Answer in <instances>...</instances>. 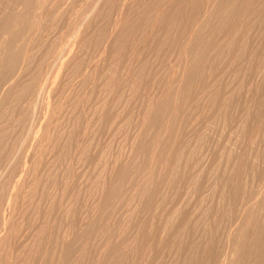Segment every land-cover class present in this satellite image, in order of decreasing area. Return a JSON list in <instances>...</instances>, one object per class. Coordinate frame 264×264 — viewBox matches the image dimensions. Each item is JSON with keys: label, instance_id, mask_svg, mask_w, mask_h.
<instances>
[{"label": "rangeland", "instance_id": "374dc122", "mask_svg": "<svg viewBox=\"0 0 264 264\" xmlns=\"http://www.w3.org/2000/svg\"><path fill=\"white\" fill-rule=\"evenodd\" d=\"M0 1H1V2H0V15L3 17V18H1V16H0V23H1V22H3V21H1V20L4 19V17L6 18L7 15H9L8 12L11 13V10H12V9H11V7H8V6L11 5V4H9V3L13 2L14 0H12V1L10 0L11 2L8 0L9 3L6 2L7 0H5V1L0 0ZM15 1H16V0H15ZM15 1H14V2H15ZM69 1H70V2H69ZM71 1H72V3H74V1H76V0H68V2H67V0H65L66 5L68 4V5H67V8H68V6H70V9H71V8H73V9L68 10L69 8L67 9V8L65 7V2H62L61 6H59L60 9L58 8V9H59V12L65 10L64 12L69 13V14H68V17L70 16V17H69V18H71L70 20L68 19L67 14H65L64 12H61V13H62V14H61V13L57 12V11H58V10H57V11H54L55 13H53V11H52L51 9H49V8L53 5L54 0L52 1V5H51V6H50V4L48 5V11H47V15H48V17H47V15H46L43 19H41V20H43V22L45 21V19H46L47 22H49V20L52 19V22H51V23L54 22V24H55V21H58V22H56V24H60V28H62L63 30L60 29V28L57 29V28L59 27V25H58L57 28H56V25H54V24L51 25V23L49 22L50 24L48 23V25H50L51 31H52L53 28H55L56 30H53L52 32H51V31H50V32L47 31L48 33H50V34H48V33H46L47 27H46V26H42V25L44 24L42 21H41L42 25H40V21H39V23H38V24H39V27L36 26V32L34 33L35 35H34V34H33V35L30 34V35H31L32 37H33V36H34V37L36 36V38H34V39H37V35H38V38H39V35L41 34V30H38V29H42V28H43V29H42V31H43L42 33H44V31H45L44 35L47 34L46 37L43 36V34H41L42 37H43L44 39H45V38H46V39L48 38L51 44H53L52 42H55V41H58V40H62L63 42L60 41V42H61L60 44H62L61 46H63V45L65 44V43H64V39H65V41H66V40L68 41L67 38L70 37L69 34H71V31H70V33H68V31H69L71 28H72L71 30H73V25H74L75 22L78 20V18H80L81 16H83L85 12H87V11H91L90 9H93L92 6H94L93 2H91L92 5L90 6L89 3H87L88 0L86 1L87 4L85 5V6L88 7V8H85V6H84V2H85V0H82V1H83L82 4L80 3L81 0H79L80 2L77 0L78 3H77V1H76L77 4H75V3L73 4V5H75V6H73L72 4L69 5V4L71 3ZM90 1H91V0H90ZM90 1H88V2H90ZM107 1L109 2L110 0H107ZM116 1H117V0H116ZM144 1H146V0H143V2H144ZM149 1H151V2H149ZM149 1L147 0L146 2H144L145 5L142 4V3H143L142 0H141V1H140V0H134L135 3L132 1V3H131L130 6H132L133 8H137L136 12L134 13L135 15L133 14V8H132V7H129L130 9H128V7H127V10H128L127 12H129V14L125 11L126 13H125V12H124V13H125L126 15L123 14V15L121 16L123 21H120L122 24L120 23L119 28H120L121 30L123 29L122 32H123V34H124V31L128 32L129 29H130V31L133 30L132 28H129V27H133V25L137 26V25L141 24V22H144L145 25H144L143 23H142V24L146 27V23L148 22L147 25L150 23V24L148 25L150 29H149V30H148V29H144V26H142V24L139 25V26H141L142 29H143V31H142V29H140V30L138 29V30H137L139 33L142 31V32H141L142 35H141V34H139V33L135 30V29L140 28V27L138 26L137 28H135V26H134V31H133V32H130V31L128 32V34H129V33H133V35L130 34V35L133 36L132 39H130L132 36H129L128 34H124V35H123V36H126V37H123V36L121 35V36L123 37V38H122V37L120 36V34H119V33H122L121 30H117V32H118V37H119V36H120V37H119V38L117 37V35H116L117 32H116V34H115V35H116V36H115L116 39L114 38V41H115V40L117 41V45H114V44H116V41H115V42L113 41V44H112V46H111V49H112L113 51H112L111 55L109 56L110 58L107 57L108 59H105L106 61L108 60L107 63H106V61H104L103 63L100 64V62H102L103 59L101 58L100 55H98L99 53H98V52L95 53V51H96L97 48H99V46H100L99 43H100V42L102 43V41H103V40H101V39H97V37H98V38H104V37L106 36L107 33H108L107 35H109V33H110L111 29H112L111 26H112L113 22H114L115 20H117L118 17H119V15H118L117 12H116L117 9H115V7L117 6V4H116V2H114V0H111V1H110V3L112 2V5H111L110 3H108V2L104 3V5H100V6H102V7H99L98 10H100V9H101V11L104 10L103 12H101V11H100V12H95V11H98L97 9L94 10V11L92 12V14H93L92 16L95 15L96 17H99L98 14H100V13L103 14V13H105V12L107 13V12L110 11V10H109V7H110V8L112 7L111 11H110L107 15H106V14H104V15H101V14H100L101 17H99L100 20H102V22H104V24H105V22H106V25H104V26H107L106 28H108V30L105 29V27L102 25L103 23H101L100 21H97V20H99V19L96 20V17H91V19H92V20H91L92 23L90 22V23H91L90 28H92V27L94 26V27L92 28V31L90 30V28L88 29V30L90 31V33H88V31H87V34H89V35H87V37H85V40H84V42H82V44H79V45H78V44H74V45H75L74 47H77L76 50L81 48V50H78V51H80L81 53H84L85 55H84V54H81L80 52H79V54H80L82 57H83V56H84V57L87 56V57H86L87 60H86V59H85V60H84V59H80V61H79V58H78V57H75V56H79L80 58H81V56L78 55V54L76 53V51H75L76 54L74 53V54H75V55H74V61H73L74 63L72 62V64H74L73 67H75V65H76L75 62H77V63L80 62V64L82 65V60H84V61L86 62V63H85V65H86L88 61H90V63H91V60H92V63H94L95 61L98 62V60H99L100 58H101L100 61H99V65H100V66H99V68H98L99 71H100V70H103V69H104L103 66H104V67H105L104 70L107 72V70H108V66L110 65V62H112V63H111V66L114 65V67H116V68H118V67L120 66V64H121V68L119 67L120 70H119V68L116 69V72H117V70H118L119 73L117 72V73L115 74V72H114L115 68H114V67L109 66V67H110L109 69L111 70V68H112L111 71H112V73H114V75H116V76L120 74V71H122L123 68H124V69H128V70H125V71H124V69H123V71H124V78H125V75H126V71H129V72L132 73V74L134 73V74L132 75V78H133L134 75H135L134 78H136L137 81H136V82L133 81V87H132L133 89H132V90H134L137 94L133 91V92H131V94L128 95V93H126V92H127V89L124 88V87H122V88L119 89L118 91H117V90H113V92H112V94H111V95H112V96H111V97H112L111 100H110V98L107 99V98H106V97H107V96H106V93H104V92H105L106 88L108 87L107 85H108L109 83H108L107 85H104V86H103V89H101L102 86H101V88H100L99 86H100V83H101V85H103L104 82L107 81L108 78H111V77H112V79H113V76H114V75L111 74V72H107V73H110L109 76H108V74H106V72H105V74H104V70L101 71V72H102L101 74H100V72L98 73L100 76L97 75V73H96V74H94V73H93V74H92V73L87 74V76L90 75V77H89L90 79H92V80H93V79L96 80V81H92V82H91V80L88 81L89 78L86 79L87 76H86V77L84 76L85 79H84V77H83V78H80V77L76 76V78L78 77V78L76 79V80H77V83H78V84H77L78 86L75 85L76 87L73 85L74 83L76 84V82H74L75 79H74V80L72 79V80H73V83H72V80L70 79L71 77L73 78V77L75 76V75H74L75 72L71 71V73H73L72 76H71V73H70V76H69V74H68V75H66V76L64 77V79H63V80H64V83H63V81H62V82H61V83H62L61 85L66 84L67 86H66V85L61 86V88L66 86V87H65L66 90H63V88H62L61 90H63L64 92L66 91V92H65V93H64L63 91H62V92H59V93H62V95H63V97H62V96H59V97H61L60 103H62V104H61L62 106H59V108H58V110H57L58 113L56 112V113H57V114H56V117L59 116V119H56V121H57V120H58V121H57V122L55 121V122H53V123H55V124H56V123L62 124L63 122L61 123L60 121H62V119H63L62 117H63V116H65V119H64L65 122H64V124H63V127L60 128L61 125L58 126V127H59L58 130H59L60 132H58V130H57L58 127L56 128L55 131H53V132L50 131V132H51V133H50L51 135H49L50 140H48V141L51 142V140H52L51 143L48 142V141L44 142V144L47 143L48 146L50 145L49 147H48L47 145H46L45 147H47V149L49 148L48 151H50L51 154H52V152H53L54 155H57L58 152H60V153H59L58 156H55V157H54L53 154H52V155L49 154L50 152H48V151H47V153L45 152L46 155L44 154V156H43V158H42V159H43L42 164H40L41 166L39 165V167H40L39 169L41 170V171H40V174H41V175H40V180L42 179V180H41V181H42V182H41V183H42L41 185L44 186V188L41 187V185H39L40 183L37 184L38 188L40 187L41 189H38V188H37V192H36L37 194H36V193H35L36 195L34 194V195H35V199L33 198V202H32V198H31V196H29V197L27 198V200H29V198H30V201L27 202V200H26V203H25V205H24V209H23V212H24L25 215H24V217L22 218V219H24V218H26V219L21 220V223H22V222L25 223L26 225L23 224V223H22V224L24 225V228L27 229L29 226H31V224H34V225L36 224V221H35V220H38V219H39V222L37 221L38 224L40 223L41 220H44V221H45V219H47L48 221H49V220H50V221H49L48 225H47V220H46L45 222L42 221V222H44V223H43V225H44L43 228L41 227V226H42V222H41V224H40V227H39V228H40L41 231H42L41 234H40V235L42 236V237L40 236V239H42L41 245H40V242H36V243H34L33 246L31 245V246L33 247V252H32V250H31L32 247H30V248H29V247L26 248V250H25L26 253L24 254V255H26V256H25L26 258H25L24 256H22V258H21V259H24V258H25L24 261H28L26 264H30V263H31V264H35V263H37V264H51L52 262H53V264H60V263H58V262H60V261H61L62 264H64V263H63V258H64V254H65V252H64V249H61V251H60V248H62V244H61V243H62V242H61V241H62V237H61V236H62V234H63L62 231H63V229H64V228L62 229V227H64V225H65L64 223H65L66 221L71 222V223H70V226H71V224H72L71 228L73 227V229L69 228V231L71 230L70 232H71V234H72V236H71L72 242L76 239L75 241H77V242L74 241L73 243L76 244V245L79 244V245H77V247H76L75 245H73V247L71 246L70 251H69V252H70V253H69V254H70V257L73 259V256L78 257V255L81 254L82 257H81L80 259H82V258L84 257V256H83V253H84V252L86 253V254L84 253V255H85L86 258L84 257V259H82L81 262H80V261H77V259L79 260V258H75V257H74V260H73L74 262H73V264H74V263L76 264V261H77V264H83V263H85V264H93V263H94V264H95V263H96V264H103V263H104V257H103V258L101 257L100 259H97L96 254H94L95 256L93 257V252L95 253V240H96V236H95V235H96V233L98 234V231L100 232V230H102V231H103V230L110 231V232H108V235H107L108 237H107V238L110 239L109 242H110V244L112 245V243H114V241H113V238H112V237H113V233H112L111 231H112L113 228H115V227H117V226L119 225V218H120V217H118V216H121L120 213H121V212L123 213L124 209L126 208V204H124V203H120V204H122L123 206H121L120 204H118V207H119V208H118V207H117V204H115V203L112 204V203H110V202H109V203H106L107 201H105V198H104V199H103V198L100 199V197H99V192H98V191H101L102 188H103V186H104V190H105L106 187H108L109 184H110V182H109L108 180H110L113 176H115V172L112 173V170H113V169L111 168L112 165H109V164H108V166H106V163H108L109 161L114 162V160L117 159V158H116V156H114V158H112V159L110 160L109 157L111 156V154H112L111 157H113V155L117 154L118 151H119V153L122 151L121 154L118 153V156L120 155L121 157L119 158V157L117 156V157H118L117 160H118V161H121V160H123V159H124V160L127 159V160L129 161V159H128V157H127V156H128V153H127V154L125 153V156H124V154H122V153H124V152H128V151L130 150V145H129V146H127V145H128L129 143L131 144L132 140L136 138L137 129H135V127H134L135 125H134L133 123H135V122L139 119V117H140V110L143 109V108L145 107L144 104L147 105L149 102L152 103V104H156L155 102H158L159 99H161V96H163V95H164V92L167 90V89H166L167 85H169L170 83L173 84V80H174L173 77H175V75H176V73H177L176 71H178V69H179V64H178V66H177V63H180V64H181V65H180V68H181V69H183V67L185 68L184 70H186V71H185V75H186L187 69L189 68L190 65H192L191 60L194 59V58H192V57H193V56L195 57V56H197V55L199 54L198 52H200L201 49H202L201 47H203V46H202V43L204 44L205 42H207L206 39H209V38L211 37V34H212V35H217V33H219V32H218L219 28L222 29L221 26H217V25H218L217 20L215 19V17H213V18H212L213 21H212V19H211V20H209L210 23L207 22V23H208V24L206 25L207 27H205V29L207 28V29H206L207 31H206L205 29L203 30V31L206 32V33H204L203 31H202V33H201V35H203V37L201 36V37L203 38V40H202V38H200V37H198L197 40H193L194 42L192 41L190 45H191V46L193 45L192 47H194V48H192V47L189 48V50H188V53H189V54H187V55L184 57L185 54L183 53V56H182V52H181L182 50H180L179 48H182L181 45H183V43H184L185 41H188V40L191 38V35H190V34H192V31H193V29H194V25H195V23H194V25H191V26H190V24H192L193 21L196 22L197 19L200 18V15H202V13L204 12V9H203V8L206 6L208 0H205V1H204V0H203V1H201V0H193V1H191V0H190V1H188V0H183V1H182V0H181V1L178 0V2L175 0L177 3H176L174 0H173V2L170 1V0H167V1H169V2H167L166 0H164V1H165L164 4H162V3L164 2L163 0H162V3H160L161 0H149ZM153 1H154L155 4L152 3ZM155 1H157V2H155ZM184 1H186V2H184ZM199 1H200V4H196V3H198ZM206 1H207V2H206ZM215 1H216V2H214V6H213L212 9L215 10L214 12L217 13V11L219 10V8H220L221 6H223V2H221L222 0H215ZM218 1H219V2H218ZM223 1L225 2L226 0H223ZM250 1H251V2H250ZM254 1H256V3H255ZM254 1H253V3H255V4L252 3V0H249L250 4L248 5V6H249L248 9H250L251 11H249V10L247 9V11H246L245 13H243V12H242V9H241L242 6H243V2H241V0L238 1V2H240V3L237 2V4H236V3H235V4L237 5V8H238V9L240 8L241 10L239 9V12H238V10H235V9H236V6L233 5L234 7H232V8L230 9V10H231V13L228 12L229 15L227 14L228 17L225 19V22H226V23H231L230 21H231L232 19H233L235 22H236V20H237V21H239V20L242 21V23H243V36H242L241 39H243V40L245 39L244 42H245V43L247 42L248 44L246 43V46H245V43H244L241 39H240L241 41L238 40V41H240V43H238V42H237V44L235 43V44H234V47H233L234 49L232 48V46H230L231 48L228 47V48H229V51H230V49H232V50L230 51L231 53H230L229 51L227 52V50H226V48H225L224 51H225L226 53H228V54H226L225 52L222 51L223 53H221V54L219 55V56H220V61H217V60H219L218 57H216L217 59H214L215 62L217 61L218 63H217V62L215 63L214 60H212V62H209V61H211V59H213V58H211V59L208 58V59H209V60L207 59V60H208V63L206 62L207 60H205V62H203L202 64H200L199 67H202V66H203V69L200 68V71H199V69H198V73L201 72V71H202V72L204 71L203 74H202V73L198 74L197 71H196L195 73H193V74L191 75V76H192V80H191V76H189V77L187 76V77H186V78H187V79H186V80H187V84H186V88H184V90H187V92L185 91L186 94L189 92L188 94L190 95V93H191L194 97H193L192 95H190V98H189V95H188V94H187V95H186V94L184 95L185 92H184L183 89H182V90H183V93H182V91H180L181 94L183 95V97H182V96H179V97H180L181 100L183 99V100L181 101V105L183 106V104H184V106H185V107H184V110H188L190 104H191V106H190L191 109H189L190 111L188 110V112H187V111H184V110H183V107H182L181 111H182L183 113H182L181 111L179 112V113H181V115H180L179 113L176 112V113L178 114L179 117L177 116L176 113H174L175 116L172 117V118H174V122L172 121L173 119H171V122H172L171 125H172V124H173V125H172L171 127H170V125H169L168 132L165 134L166 140H167V138H170L169 143H170V142H173L172 139L174 138V135L172 136V134H176L177 137L179 136V137H178L179 139H177L178 141H177L176 138H175V139H174V142H173V143H170V144H172V145L174 144V145H175L174 147H178V146L180 147V148H179V152H180V153L178 152V154H177V159H176V160L179 161L181 158H182V160L179 161V162H177L178 165H174V167H172L173 169L171 168V171L174 170V173L172 172L173 175L171 174V171H170V172L167 174V176H163V175L160 176L162 179H164V180L166 179L165 181H164V180H161V178H159V180H156V179H158V177L156 176L155 178H153V179H154V180H152L153 182H152V181H149L148 184H145V186H147V185L150 186V187H148V186L145 187V191H146V188H147V190L150 189V190H148V191L151 192V193L153 192V193H154L153 195H152L151 193H149L148 191L143 192V191H144V188H140V189H139V187H141V186L137 187L139 190H138V189H136V190L139 191V192L136 191L137 194H136V192H135L134 196H136V198L139 199V200L141 199V200H140L141 203L138 202L139 200L137 201V199L133 197L134 200H132L131 198L129 199V201L131 200L130 202H132V203H130L129 201H127V204H131L132 206H133V204H135V209H132V210H135V212L139 211V213L137 212V214H136L135 212H133V214H135L136 216L131 217L130 213H132V211L129 212V216H128V218H126V221H125L126 223L128 222V225L131 223L129 227H130V230L133 231V232H132V236H131L132 239L130 238L131 240L129 239V240L126 242V245H125V246L127 247V245H128L126 251H125V248H122V247H121V251H122V252H121L120 250H118V249H120V247H117V246H116V250H117V251H116V250H115V251L118 252V253H115V251H114V252H110L109 254H106V257H105V259L107 258V259H106L107 261H105L106 264H107V263L110 264L111 261H112L111 264H116V263L119 264V262H120V264H121V262H123V261H124L125 263L123 262L122 264H126V263H127V264H128V263H130V264H137V263H138V264H149V263L152 264V263H153V264H154V260H155V258L157 259V260H155V263H156V264H157V262H159V261H161V262H159V263H161V264H166V263L169 264V262H170V264H176V262H178L177 264H192V263L195 262L196 260H197V261L195 262V264H198V263L201 264V262H204L203 264H205V263H206V264H207V263H208V264H211V262H212V264H213V262H214V264H217V263H216L217 260H215L217 257L220 258V259H222V258L225 257V254H226L227 252L229 253V251H227V250L230 249V247H229V244H230V241H229V235H230V231H231V227H232V224H231L232 221H231V219H230V218H231V215H230L231 212H230V206H229L230 195H227V194H231V192L233 193V191H234V190H233V189H234V186H235V188H236L238 185L241 186V187L238 186V187H240V190L242 189L243 191H245L246 194L252 192L253 190H251V189H252V188L254 189V187H255V189L258 190V192H259V195L257 196L258 198H256V200L258 199L257 201H259V202L256 201V202H257V203H256L257 205H255V206H254V207H255L254 210L252 209V211H251L252 215L254 214L253 217H252V219L250 218V217L252 216L251 214H250V217H249V221L251 222V221L253 220L254 222L252 221V224L249 222V224H247L248 227L245 226L246 228H248L247 231H249V232H246V231H245V232H246V234H245V235H246V236H245L246 238L243 237V239H247V238H248V240H246L247 242H246L245 240H243V243H244V244L247 243V245H244V244H243V245H242L243 247H242V246H241L242 243H241L240 245L238 244L239 251H241L242 248H244V246H245V249H243V250L241 251L243 255L241 254V252H239V253H238L239 256H238V255H237L238 257L236 256V258H238V259L235 260L236 262L234 261V263H235V264H241V263H242V264H244V263H245V264H253V263L256 264L257 262H259V261H258L259 259H260V261L263 260L262 262H264V250H263V249H264V248H263V247H264V243H263V242H264V227H262V226H264V224H263V223H264V222H263V221H264V220H263V219H264V218H263V217H264V213H263V212H264V202H263V201H264V198H263V197H264V187L262 186V185L264 184V181L262 180V179H264V177H263V176H264V136H263V135H264V132L262 133V131H261V129H264V123H263V122H264V121H263L264 119H261V117H260L262 114H264V112H263V111H264V110H263V109H264V107H263V106H264V88H263V86H264V81H263V80H264V67H263V66H264V58H263V57H264V34H263V33H264V32H263V31H264V5H263L264 2H263V1H264V0H263V1H261V0H254ZM14 2L12 3V7H13ZM49 2L51 3V0H49ZM136 2H137V3H136ZM138 2H139V3H138ZM183 2H184V4H183ZM189 2H190V3H193V2H194L195 4L193 5V4H190ZM201 2H202V4H201ZM217 2L220 3V5H219ZM249 2H248V3H249ZM258 2H259V3H258ZM260 2H261L262 4H261ZM6 3H7L8 6H6V5L4 6V4H6ZM63 3H64V4H63ZM147 3H148L149 5H148ZM151 3H152V6H151ZM156 3H157V4H162V5H160V6L162 7L161 11L163 12V15H161L162 13H161V14H158V13L161 12V11H159L160 9L158 10V8H161V7H160L159 5H158V7H157V6H156V5H157ZM167 3H171V4H172L171 7L173 6V3H174V6H173V7H175V8L172 7V11L169 12L170 14H169V13H166V14L164 13V10L166 11V9H167L166 12H168V11H169L168 9L171 8V7H170V4H167ZM179 3H181L182 5L179 4ZM185 3H186V4H185ZM188 3H189V5H187ZM204 3H205V4H204ZM80 4L83 5L82 8L84 7L83 9L81 8V11H82V10L85 11L84 13L81 12V14H80V12L78 11V10H80V9H79ZM106 4H107V5L110 4V5L106 6L107 8H105V5H106ZM115 4H116V6H115ZM134 4H135L136 6H135ZM138 4H139V5H138ZM146 4H147V8H146ZM165 4H166V6L164 7L163 5H165ZM175 4H176V6H175ZM216 4H218V5H216ZM221 4H222V5H221ZM238 4H239V5H238ZM251 4H253V6H252ZM258 4H259V5H258ZM78 5H79V7H77ZM88 5H89V6H88ZM133 5H134V6H133ZM153 5H154V7H153ZM180 5H181V10H182V11H180V10L178 11V9H180V8H176V7H180ZM201 5H202V7H200ZM215 5H216V6H215ZM250 5H251V8H250ZM260 5H262V6H260ZM3 6H4V7H3ZM49 6H50V7H49ZM71 6H72V7H71ZM113 6H114V7H113ZM137 6H138V7H137ZM139 6H142V7H139ZM144 6H145V7H144ZM149 6H150V8L153 7L152 9L156 8V10H158L159 12L157 11V13H154V14H153V11H151V13H149V11L146 12V11H145V8H146V10H147V9L150 10ZM168 6H169V7H168ZM186 6H187V8L189 7V9H187L188 11L186 10ZM192 6H193L194 9L192 8ZM203 6H204V7H203ZM6 7H8V9H7ZM61 7H63L64 10H63V8L61 9ZM163 7H164L165 9H164ZM195 7H196V8H195ZM198 7H199V8H198ZM253 7H255V8L253 9ZM256 7H257V8H256ZM258 7H259V8H258ZM89 8H90V9H89ZM113 8H114V9H113ZM117 8H118V7H117ZM131 8H132V10H131ZM141 8H144V10L141 9ZM191 8H192V9H191ZM200 8H202V10H201ZM10 9H11V10H10ZM66 9H67L68 11H66ZM76 9H77V10H76ZM84 9H85V10H84ZM138 9L141 10L140 13H138V12H139ZM152 9H151V10H152ZM176 9H177V10H176ZM198 9H200V10L202 11V13H201V11L198 10ZM217 9H218V10H217ZM232 9H234L233 12H232ZM252 9H253V10H252ZM258 9H259V10H258ZM1 10H2V11L4 10L3 12H7V14L5 13V15H3L4 13H2ZM49 10H50V11H49ZM60 10H61V11H60ZM73 10H75L74 13H73ZM112 10H114V12H112ZM134 10H135V9H134ZM156 10L154 9V11H156ZM175 10H176L177 12H176ZM183 10H185V11H187V12H185V11H183ZM190 10H191V11H190ZM194 10H197L198 12H197V11L195 12ZM230 10H229V11H230ZM254 10H255V11H254ZM257 10H258V11H257ZM69 11H72V12L70 13ZM117 11H118V10H117ZM137 11H138V12H137ZM235 11L238 12L239 15H238V13H237V14H234V13H236ZM240 11H241L242 13H241ZM252 11H253V12H252ZM56 12H57V14H56ZM76 12L80 14V17H79V15H77V16H78V18H77V16H76L77 13H76ZM111 12H112L113 14H112ZM115 12H116V14H114ZM141 12H144V13L146 12V13H148L149 15H154V16L151 17L153 21H155L154 19H157L158 22H159V19H160V21L162 20V22H159V23L156 21V24H160V25H161V29H163V28H165V27L167 28L168 25H169L171 28H173V29H171L170 27H168L169 29H171L170 32H168V30H167L166 28H165V31H164V30L161 31V29H160V25H156L155 22L153 23V21H152L151 19H149V16H148V15H145V16H146V17H145V16H144V13H141ZM173 12H175V14H174ZM180 12H181V13H182V12H185V14L183 13V15L180 16V17H184V16H185L184 18H182L183 21L180 20V19H181V18L179 17V15H181ZM189 12H190V13H189ZM192 12H194V13H192ZM214 12L212 11V13H214ZM259 12H260V13H259ZM51 13H53V14H51ZM72 13H73V14H72ZM94 13H97L98 16H97L96 14H94ZM130 13H131L132 15H131ZM146 13H145V14H146ZM176 13H177V14H176ZM196 13H197V17L195 16ZM199 13H200V15H198ZM216 13H214L213 15H215ZM240 13H241V14H244L245 16L243 15V16H244V17H243ZM250 13H251V14L255 13V14H254L253 16H251ZM256 13H257V15H256ZM258 13H259V14H258ZM49 14H50L51 16H49ZM55 14H56V16H57V15H58V16H57V17H54L53 15H55ZM59 14L64 15V16H62V17H64L65 19H62V20H61L62 17H60ZM109 14H112V15H113V16H111L112 20H113V18H115V15L117 16V18H115V19L112 21L111 18H109V17H110ZM138 14H140V15H138ZM155 14H156V17H157V18L155 17ZM167 14H169V15H167ZM187 14H188L187 17L189 18V20H188V18L186 17ZM193 14H194V15H193ZM230 14H231L232 16H231ZM65 15H66V16H65ZM108 15H109V16H108ZM129 15H131L129 20H131L132 23H131V21L129 22V20H127V19H126L127 22H126V20H125V16H126V18H128ZM133 15H134L135 17H134ZM141 15H142L143 17H142ZM160 15L162 16L163 19L160 18ZM173 15H174V16H173ZM175 15H176V17H175ZM190 15H191V16H190ZM233 15H234L235 18L233 17ZM237 15H238L237 18H239V19L236 18ZM255 15H256V16H255ZM259 15H260V16H259ZM52 16H53L54 18H52ZM71 16H72V17L74 16L73 20H74L75 18H77V19H75L74 21H72V17H71ZM103 16H104V17L106 16V17L103 18ZM132 16H133V17H132ZM138 16L142 17L144 20L142 21V20H141L142 18H141V19H138ZM147 16H148V17H147ZM177 16H178V17H177ZM198 16H199V17H198ZM229 16H231V17H229ZM240 16H241V17H240ZM246 16H247V17H246ZM46 17H47V18L50 17V19H47ZM59 17H60V19H59ZM107 17H108L109 19H108V20H105V19H107ZM121 17H120V18H121ZM123 17H124V19H123ZM195 17H196V19H195ZM245 17H246V18H245ZM249 17H251V19H250ZM257 17H258V18H257ZM55 18H56V19L58 18V19L55 20ZM66 18H67V19H66ZM93 18H94L95 20H93ZM131 18H132V19H131ZM135 18H136V21L134 20V21H135V22H134L133 19H135ZM176 18H177V20H176ZM178 18H179V20H178ZM186 18H187V19H186ZM230 18H231V19H230ZM240 18H241V19H240ZM242 18H243V20H242ZM247 18L251 20V23L253 24L252 26H251L250 20H248ZM53 19H54L55 21H53ZM145 19H148V20H150V21H152V22H149L148 20L145 21ZM168 19H170L171 24H170V22H169ZM227 19H228V22H227ZM229 19H230V20H229ZM246 19H247V20H246ZM252 19H253V20H252ZM63 20H65V23H67V24L62 23ZM68 20H69L71 23H70ZM104 20H105V21H104ZM110 20L112 21V24H111V23L109 24V21H110ZM165 20H168V22H164ZM190 20H193V21H190ZM244 20H246V21H244ZM50 21H51V20H50ZM66 21H67V22H66ZM94 21H95V22L97 21V22H96L97 24H100V23H101L100 26H98L96 23L94 24ZM111 21H110V22H111ZM177 21H180L181 24H179V22H177ZM189 21H190V22H189ZM234 21H232V22H234ZM241 21H240V22H241ZM47 22H45V24H46ZM68 22H69V24H71V26H69ZM99 22H100V23H99ZM107 22H108V23H107ZM125 22H126V24L129 22V25H128V24H127V25L125 24L126 26L123 25V23H125ZM138 22H139V23H138ZM173 22L175 23V25H174ZM182 22H183V23H182ZM184 22H185V23H184ZM212 22H213V23H212ZM247 22H248V23H247ZM72 23H73V24H72ZM133 23H134V24H133ZM161 23H162V24H161ZM163 23H165L167 26H166L165 24H163ZM186 23H188L187 26H188V25L190 26L189 28L186 26ZM211 23H212L213 26L211 25ZM244 23H245V24H244ZM258 23H259V24H258ZM45 24H44V25H45ZM62 24H63V26H64L65 28L62 26ZM92 24H93V25H92ZM107 24H108V25H111V26H108ZM130 24H132V26H130ZM183 24H184V25H183ZM214 24H215V26H217L216 28H218V30L214 27ZM248 24H249V27H248ZM46 25H47V24H46ZM53 25H54V27H53ZM151 25H152V26H151ZM162 25H163V27H162ZM171 25H173V26H171ZM181 25H182V26H181ZM208 25H209V26L211 25L213 28H212L211 26L209 27ZM68 26H69V27H68ZM96 26H98L97 28H100V29H101V27H102V30L97 29ZM121 26H123V27H121ZM150 26H151V27H150ZM174 26H177V27H174ZM192 26H193V28H192ZM37 27H38V29H37ZM45 27H46V28H45ZM67 27L70 28V29H69V30H66ZM103 27H104V29H103ZM178 27H180L181 29H179ZM208 27H209V29H208ZM50 28H48V29H50ZM110 28H111V29H110ZM124 28H129V29L127 30V29H124ZM146 28H147V27H146ZM154 28H155V31H154ZM157 28H158L159 30H158ZM176 28H177V29H176ZM187 28L189 29V32H188V30H186ZM250 28H251L253 31H251ZM44 29H45V30H44ZM152 29H153V31H152V35H151L150 33H151V30H152ZM174 29H175V30H174ZM184 29L186 30V32H185ZM191 29H192V30H191ZM211 29H212V30H211ZM213 29H216V30H213ZM245 29H246L248 32H247V31H244ZM37 30L40 31V33L37 34V32H38ZM61 30H62V31H61ZM103 30H105V32H106V31H108V32L105 33ZM144 30H145V31H144ZM166 30H167V31H166ZM172 30H173V32L176 31V34H175V32L173 33ZM177 30H178V31L180 30L178 33H181V31H182V33L178 35ZM190 30H191V31H190ZM210 30H211V32H210ZM254 30H255V31H254ZM65 31H67L68 35H67V33H66ZM95 31H96V33H95V34H92V32L94 33ZM119 31H120V32H119ZM158 31H160V32H158ZM208 31H209V32H208ZM216 31H217V33H216ZM219 31H220V30H219ZM250 31H251L252 33H251ZM56 32H57L58 36H57ZM58 32H59V33H58ZM97 32H98V33H97ZM126 32H125V33H126ZM134 32H136L137 36L139 35L140 37L138 36L137 38H135L136 35H134V34H135ZM145 32H148V33H146V35H148L147 38H146ZM149 32H150V33H149ZM156 32H157V33H156ZM167 32H168V33H167ZM183 32H185V33H183ZM246 32H247V33H246ZM253 32H254L255 34H254ZM54 33H55V35H54ZM60 33H61L62 36L60 35ZM63 33H64V36H63ZM65 33H66V34H65ZM153 33H154V34H153ZM158 33H159V34H158ZM160 33H161V34H160ZM163 33H164V36H165L166 34H169V35H166V39L168 38L167 40L171 41V42L167 41L169 46H170V44L172 45V46H170L171 48L166 44V42H164V44L159 43V40H160L161 42L165 40V38L162 37V36H163V35H162ZM165 33H166V34H165ZM172 33H173V35H171ZM186 33H187L188 35H190V36H189V37L186 36V35H185ZM189 33H190V34H189ZM203 33H204V34H203ZM209 33H210V34H209ZM249 33H251V34H250V36H252L251 38L249 37V35H247V34H249ZM36 34H37V35H36ZM51 34H52L53 36H52ZM90 34H91V35H90ZM96 34H98V35H96ZM100 34L102 35V37H101ZM143 34H144L145 36H143ZM149 34L151 35V37H150ZM156 34H158V35L161 36V37L157 36ZM174 34L177 35V36L175 37ZM183 34H184V36H183ZM208 34H209V35H208ZM259 34H260V35H259ZM261 34H262V35H261ZM27 35H29V34L27 33ZM41 35H40V37H41ZM93 35H94V36H93ZM103 35H105V36H103ZM127 35H128L129 37H128ZM153 35H154V36H153ZM170 35H171L172 40H173L174 43H175L174 40L178 41V40H177V39H178V36H180V37H179V41L176 42L177 45H175L176 43H175V44H174V43L172 44V40L170 39V38H171ZM207 35H208V36H207ZM47 36H48V37H47ZM55 36L58 37V38H59V36H60V38H59V39H58V38H55ZM66 36H68V37H66ZM88 36H89V38H88ZM91 36L95 37L98 41L95 40V38H94V39H91V38H93V37H91ZM173 36H174V38H173ZM199 36H200V35H199ZM204 36H205V37H204ZM253 36H255V38H254ZM127 37H128L129 39H128ZM141 37H143V38H141ZM149 37H150V38H149ZM152 37L155 38V40H157V41H155L154 39H152ZM181 37H183V38H181ZM185 37H187V38H189V39L186 40ZM52 38H53V41L51 42ZM63 38H64V39H63ZM121 38H122V39L125 38L126 42H125V40H123V44H122V43H121V42H122ZM126 38H127V39H126ZM139 38L142 39V40H140V42H137L135 39L138 40ZM148 38L151 39V40H149ZM162 38H163V39H162ZM204 38H205V39H204ZM46 39H45V40H46ZM48 39H47V40H48ZM50 39H51V40H50ZM54 39H55V41H54ZM69 39H70V38H69ZM87 39L90 40V41L88 40L90 43L92 42V40L94 41V43L92 42V48H89V47H91V46H89V42L86 41ZM117 39H118V40H117ZM119 39H120V40H119ZM133 39H134V40H133ZM182 39H183V40H182ZM256 39H257V40H256ZM39 40H43V39H42V38H41V39L39 38ZM39 40H38V41H39ZM99 40H100V41H99ZM132 40H133V41H132ZM144 40H146V41H145V42H146V47L150 46L148 49L151 48V50H154V51H150V50L147 51L145 46H141V45H143ZM148 40H149V42H153V41H155V43L153 42V43H152V46H151V45H150L151 43L149 44ZM181 40H182V41H181ZM204 40H205V42H202V41H204ZM28 41H29V40H28ZM32 41H33V40H32ZM32 41H31L30 43H34V42H32ZM85 41H86V42H85ZM95 41H97L99 45H98L97 42H95ZM127 41H131V42H128V43H127ZM138 41H139V40H138ZM165 41H166V40H165ZM197 41H198V42H197ZM200 41H201V42H200ZM248 41H249V42H248ZM119 42H120V44H119ZM134 42H135V43L137 42V43H136L137 45H136ZM145 42H144V45H145ZM147 42H148V43H147ZM181 42H182V44H181ZM195 42L198 43V44H196ZM254 42H255V43H254ZM30 43H29V44H30ZM48 43H49V42H48ZM63 43H64V44H63ZM66 43H67V42H66ZM83 43H84V44H83ZM86 43H88V44H86ZM124 43H126V44H124ZM133 43H134V44H133ZM158 43H159V44H158ZM162 43H163V42H162ZM169 43H170V44H169ZM178 43H179V44H178ZM252 43H254V44H252ZM118 44H119V45H118ZM131 44H132L133 46H132ZM138 44H139V45L141 44V45L139 46ZM147 44H148V45H147ZM153 44H154V45H155V44H156V45L158 44V47L156 46V48H155V47L153 46ZM180 44H181V45H180ZM199 44H200V45H199ZM239 44H240L241 46H238ZM250 44H251L252 46H251ZM53 45H54V46H53V47H54L53 50H54V52H55V51H56V48L58 49L59 41H58V44H56V42H55ZM65 45H66V44H65ZM69 45L72 46L71 44H69ZM81 45H82V47L84 46V49H85V50H82V47H80ZM90 45H91V44H90ZM93 45H94V46L97 45V47L95 46V48H93ZM159 45H160V46H161V45L166 46V48L168 49V51H167L166 48H165L166 50H164V47H163V46H162V48L159 47ZM178 45H180L179 48H178ZM242 45H243V46H242ZM49 46H50V45H48V47H49ZM55 46H56V47H55ZM70 46H68V49H69V50H71V48H73V46H72V47H70ZM85 46H89L88 49H87V50H88L87 52H86V48H85ZM128 46H130V47H129L130 50H127V49H129ZM135 46H136V49H135ZM173 46H174L175 48H174ZM176 46H177V48H176ZM200 46H201V47H200ZM235 46H237V47L235 48ZM250 46H251L250 53H249L250 56L248 57V56H247V55H248V54H247V53H248V50H247V49L250 48ZM53 47L50 46V49H49L48 51H50V50H51V51L49 52V54H50L51 52H53V50H52ZM124 47H125V48H124ZM142 47H143V48H142ZM168 47H169V48H168ZM197 47H199V48H197ZM238 47H239V48H238ZM245 47H246V48H245ZM256 47L259 48V49H257ZM114 48H117L118 51H119L121 48H123V49L120 50L121 52L119 51L120 53H118V54H120L119 57H118V55H116V53H117V52H116L117 49H116V51H115ZM126 48H127V49H126ZM132 48H134V49H132ZM139 48H141V49H139ZM152 48H153V49H152ZM157 48H158L159 50H158ZM172 48H174V49H172ZM195 48H197V50H196ZM228 48H227V49H228ZM237 48H238V49H237ZM241 48H242V51H240ZM252 48H254L255 50H252ZM93 49H95V51H93ZM143 49H144V50H143ZM156 49H157L158 51H157ZM177 49H179V50H177ZM194 49H195L196 52H197V51H198V52L196 53V52L194 51ZM198 49H199V50H198ZM243 49H244V50H243ZM74 50H75V49H73L72 51H74ZM131 50L133 51V53H132ZM134 50H136L137 53H138V50H139V53H140L141 55L144 54V55H143V56H144V59L142 60L143 57H142L139 53L136 54V52H135ZM155 50H156V51H155ZM162 50L164 51V53L166 52L165 54L168 56V58H167V56H165V54L160 55V54L163 53ZM170 50H171L172 52H170ZM174 50H175V53L173 54ZM176 50H177V51H176ZM238 50H239V51H238ZM246 50H247V51H246ZM257 50H259L260 53H258L259 51H257ZM92 51H93L94 53H93ZM97 51H98V49H97ZM129 51H130V52H129ZM141 51H142V52H141ZM189 51L191 52V54H190ZM235 51H238L239 53H240V52H241V53H240V54H237L238 52L235 53ZM243 51H244V52H243ZM252 51H253V52H252ZM254 51H255V53H254ZM261 51H263V52H261ZM54 52L51 53V54H54ZM115 52H116V53H115ZM123 52H124V54H123ZM125 52H126V53H125ZM143 52H144V53H143ZM146 52H147V53L150 52V53L147 54ZM156 52L159 53V56H160V57H158V54H157ZM167 52H168V53H167ZM169 52L172 53V54H170ZM178 52H179V53H178ZM233 52H234L235 54H234ZM242 52H243V53H242ZM245 52H247V53H246L247 55L245 54ZM87 53H90V55H88ZM91 53H92L93 55H92ZM113 53L116 55L117 58L114 57L115 55H114ZM129 53H132V55L129 56ZM155 53H156V54H155ZM194 53H195V54H194ZM229 53H230V54H229ZM251 53H252V55H251ZM257 53H258V54H257ZM51 54H50V55H51ZM121 54H122V56H121ZM125 54H126V56L123 57ZM134 54H135V55H138V56H136V59L138 58L136 61H138L139 63H137L136 61H135L136 64L134 63V60H135L134 58H135V57H132V56H135ZM150 54H151V55H150ZM168 54H169V55H168ZM192 54H193V55H192ZM236 54H237V56H236ZM244 54H245V56H244ZM254 54H255V55L257 54L258 57L255 58ZM259 54H260V56H259ZM0 55H2L1 52H0ZM127 55H128V57H131V58H132V59L130 58V59L132 60V62H131V60L127 57ZM146 55H147L149 58H150V56H151V58H152L153 60H155V61L153 62V60L150 58L151 60H149V62H150V61H152V62L149 63V62H148V57H147ZM152 55H153V56H152ZM154 55L158 57V58L156 57L157 60L154 59V58H155ZM225 55H226V56H225ZM257 55H256V56H257ZM261 55H262V56H261ZM51 56H53V55H51ZM51 56H49V58H50L49 61H52V59H53ZM90 56H91V57L93 56L94 58L91 59ZM95 56H96V59H97L98 56H99L100 58L98 57L99 59L94 60V59H95ZM112 56H113V59H111ZM120 56H121L122 59L120 58ZM139 56H140V57H139ZM164 56H165V57H164ZM188 56H189L190 60L188 59ZM222 56H223V58H222ZM233 56H234V57H233ZM253 56H254V58H253ZM0 57H1V56H0ZM126 57L128 58V60H125V59H124V58H126ZM141 57H142V58H141ZM163 57H164L165 59H166V58H167V59L164 60ZM225 57H226V58H225ZM232 57H233V58H232ZM235 57H236V58H235ZM237 57H239V58H237ZM77 58H78V59H77ZM89 58H90V60H89ZM119 58H120V59H119ZM127 58H126V59H127ZM145 58H146V59H145ZM159 58H162L163 61H162V59H159ZM176 58H177V60H176ZM180 58H184L185 60L182 59V60H183V61H182ZM191 58H192V59H191ZM246 58H247V59H246ZM248 58H249V59L252 58V59L249 60ZM109 59H110V61H109ZM114 59H115V60H118V59H119V62L115 61ZM123 59H124L125 61H127L128 63L125 62ZM139 59H140L141 61H140ZM169 59H170V62L168 61ZM227 59H228V60H227ZM235 59H236V60L238 59V61H236ZM255 59H256V61H254ZM129 60H130V61H129ZM144 60H147L148 63H145L146 61H144ZM172 60H173V61H172ZM186 60L188 61V63L186 62ZM224 60H225L226 63L224 62ZM226 60H227V61H226ZM231 60H232L233 62H235L236 64H235V63L233 64V62H232ZM234 60H235V61H234ZM113 61L116 62V63L114 64ZM122 61H123V62H122ZM159 61H160V62H159ZM165 61H167V62L170 63V64H167ZM189 61H190V64H189ZM229 61H231V63H230ZM248 61H249V62H248ZM250 61H251V62H250ZM121 62H122V63H121ZM124 62H125V64H128V65H124ZM129 62H130V63H129ZM141 62H143L144 65L146 64L145 66H144L143 64L141 65V69H144V67H145V69H144L142 72H141V69L139 70V67H140V66H139V67H137V66H133V65H137V64L139 65ZM155 62H156L157 64H156ZM163 62H165V64L168 65L167 68H165V66H166L165 64H164L165 66L162 65ZM175 62H176V64H175ZM227 62H228V65H227ZM244 62H246V63H244ZM104 63H106L107 66L104 65ZM118 63H119V64H118ZM133 63H134V64H133ZM160 63H162V64H160ZM171 63H174V64L171 65ZM219 63H220V64L222 63L221 65H223V64L225 63L224 65H226V66L223 65V66H222L223 68H222L221 65H220ZM80 64H79V66H80L81 68L85 66V65H84V66H81ZM102 64H103V65H102ZM116 64H117V65H116ZM129 64H130V66H132V68L129 66ZM152 64H153V67H152ZM159 64H160V66H159ZM213 64H214V65H213ZM238 64H239V65L241 64V65L239 66ZM247 64H248V65H247ZM260 64H261V65H260ZM77 65H78V64H77ZM77 65H76V66H77ZM115 65H116V66H115ZM156 65H157V66H156ZM161 65H162V66H161ZM169 65H170V67H171V69H172V72H170V73H172L174 76L172 75V77H171V78H173L172 81H170V80H171V78H170V80H169V82H168V81L165 80V78L167 77L166 79L168 80L169 77L171 76V75L168 73V72H169L168 70H170ZM173 65H174V67H173ZM182 65H183V66H182ZM204 65H205V66H204ZM215 65H216V66H215ZM232 65H234V66L237 65V66H239V68L237 67V69H236V68H235L234 66H232ZM125 66H128L129 68H127V67L125 68ZM147 66H148V67H147ZM149 66H150V67H149ZM181 66H182V67H181ZM206 66H207L208 69L206 68ZM208 66H209L210 68L212 67V68H211L212 70L209 69ZM213 66H215V69H214ZM250 66H251V67H250ZM255 66H256V67H255ZM49 67H50V66H49ZM49 67H47L48 69H47V68H45V69L43 68L45 71H43V69H42L41 74L43 75L44 73H47V74H44V75H43V78H44V77H48V78H49L50 76L53 75V79H55V76H54V75H55V73H57V72L54 73L53 71H56L57 69H56V68H55V69L53 68V69H54V70H53V69H50ZM71 67H72V65H71ZM73 67H72V68H73ZM134 67H136L135 70H134ZM151 67H152V69H151ZM156 67H159V68L163 67V69L161 68L162 71L160 72L161 69L159 70V69L156 68ZM172 67L175 68V70H173ZM217 67H218V69H217ZM258 67H259V68H258ZM75 68H76V67H75ZM75 68H73V70H74ZM113 68H114V69H113ZM146 68H147V69H146ZM153 68H154V69L156 68V69H158V70H154ZM186 68H187V69H186ZM224 68H225L227 71H226ZM227 68H228L229 70H228ZM231 68H232V69H231ZM233 68H234L235 71H236V70H237V71H236V72H235V71H232ZM244 68H245V69H244ZM46 69H47V70H46ZM70 69H71V68H70ZM70 69H69V70H70ZM79 69H80V68H79ZM106 69H107V70H106ZM164 69H166L165 71H168V72H167V75H168V76H166V73H164V77H165V76H166V77H165V78L163 77V78H164V79H163V78H161V77L163 76V70H164ZM167 69H168V70H167ZM206 69H207V70H206ZM220 69H222V70L224 69V70L222 71V72H224V73H223L224 76L221 75L222 78L220 77V74H222V73H220V72H221ZM51 70H53V71H51ZM71 70H72V69H71ZM75 70H76V69H75ZM75 70H74V71H75ZM77 70H78V67H77ZM130 70H131V71H130ZM133 70H134V71H133ZM150 70H151V71H150ZM208 70H209V71L211 70L212 72H215V73L210 74L211 71H210V73H209ZM213 70H215V71H213ZM216 70H217V72H216ZM230 70H231V71H230ZM238 70H239V72H238ZM48 71H51V72H52V73L49 72L51 75L48 73ZM123 71H122L121 73H123ZM132 71H133V72H132ZM135 71H136V72H135ZM153 71H154L155 73L158 71V72H157V73H158L157 76H158V75H161V76H158V77H160V78H156L157 76L155 75V73H154ZM165 71H164V72H165ZM170 71H171V70H170ZM174 71H175L176 73H175ZM218 71H219V72H218ZM225 71H226L227 73L229 72L230 74H231V72H232V74L235 75V76H233L232 74L230 75V74L228 73V75L226 74V76H228V78H227V77H225ZM246 71H247L248 73H247ZM60 72L62 73L63 70H62V71L60 70ZM138 72H139L140 76H139ZM143 72H145V73H143ZM149 72H150V73L153 72L154 74H151V77H150V76H149V75H150ZM159 72L162 73V74H160ZM205 72H208L209 74H208V73L205 74ZM233 72H235V73H233ZM243 72H244V73H243ZM262 72H263V73H262ZM61 73H60V74H61ZM130 73H128V74H130ZM136 73H137V75H136ZM147 73H148V74H147ZM174 73H175V74H174ZM187 73H188V72H187ZM216 73H217L218 76H216V77L214 78V76L216 75ZM218 73H219V74H218ZM254 73H255V74H254ZM102 74L105 75V76L107 75V76H106V79H104L105 76H103ZM141 74H142V76H141ZM194 74H197L196 77H195V79H194ZM207 74L210 75V76L213 75L212 78H211L210 76H208ZM93 75H94V76L97 75L98 78H101V77H102V78H101V81H99V79L97 80V78H96L97 76L94 77ZM111 75H113V76H111ZM130 75H131V74H130ZM145 75H146V76H145ZM169 75H170V76H169ZM202 75H203V76H202ZM206 75H207V76H206ZM247 75H248V76H247ZM259 75H260V76H259ZM68 76H69V78H67ZM116 76H114V77L116 78V79H115V78H114V79H115V80H118V81H119L120 79L123 78V77H122L123 75H121V74H120L119 77H118V76L116 77ZM138 76H139V77H138ZM148 76H149V78H151V79H149ZM152 76H154V78L159 79V80H155ZM199 76H200V77H199ZM201 76H202V77H201ZM205 76H206V77H205ZM239 76H240V77H239ZM91 77H93V78H91ZM107 77H108V78H107ZM120 77H121V78H120ZM140 77H141L143 80H145V81L147 80L148 83H149V82L152 83V84H151L152 87L150 86V83L148 84V85H149V86H148V85L146 84L145 81H142V79H141V82H140V81H139V80H140ZM143 77H144L145 79H144ZM197 77H199L198 79H200L199 82H198ZM204 77H205V78H204ZM217 77H218L219 80L217 79ZM230 77H231V78H230ZM232 77H235L236 79L234 78V81H233ZM241 77H243V78H241ZM251 77H254V78H251ZM66 78H67L68 80H71L70 83H71L72 85L69 84V82H67L68 80H67ZM95 78H96V79H95ZM117 78H118V79H117ZM124 78H123V79H124ZM134 78H133V79H134ZM152 78H153V79H152ZM189 78H190V79H189ZM203 78H204V79H203ZM206 78H207V79H206ZM210 78H211V79L214 78V79L211 81ZM220 78H221V79H220ZM224 78H225V79H224ZM249 78H250V79H249ZM51 79H52V77H51ZM80 79H81V80H80ZM123 79H122V80H123ZM136 79H134V80H136ZM162 79H163V82L166 81L168 84L165 82L167 85H164L165 83L162 82ZM216 79L218 80V83L220 82V80H221L220 83H222V80L224 79V80H225V81L223 80V84H224V86H223V84L220 85V83L217 84V82H215ZM231 79H232V80H231ZM240 79H241L242 81H241ZM57 80L59 81V78H58ZM66 80H67V81H66ZM79 80H80V81H79ZM82 80H87V81L90 82V83L88 84L87 82L82 81ZM103 80H104V82H103ZM149 80H150V81H149ZM151 80H152V82H151ZM194 80H195V81H194ZM196 80H197V81H196ZM206 80H207V81H211V82L205 83V82H207ZM226 80H227V81H226ZM229 80H230V81H229ZM235 80H236V83L234 84ZM253 80H254V81H253ZM255 80H256V81H255ZM261 80H262V81H261ZM81 81H82V82H81ZM97 81L99 82V84H97ZM109 81H110V80H109ZM153 81H156V82H157L156 85H158L159 87H161V88H162L163 86H164V87H163L162 89H160V88L157 86V88H156V86H155V84H154ZM158 81H159V84H160V83H162V84L159 85V84H158ZM200 81H201V82H200ZM213 81H214V82H213ZM231 81H233V82L231 83ZM252 81H253V82H252ZM65 82H67V83L69 84V87H68V84L65 83ZM83 82H84V83H83ZM93 82H96L95 84L98 85V86L96 85V87H95L96 90H95V88H93V86H95V85L93 84ZM102 82H103V83H102ZM113 82H114V81H113ZM115 82H116V81H115ZM142 82H143L144 84H143ZM202 82H203V85L206 84V85H208V86L205 85L206 87H203V86H202ZM225 82H226V83H225ZM228 82H230V83L232 84V87L229 85L230 83H228ZM251 82H252V83H251ZM91 83H92L93 85H92ZM141 83H142V84H141ZM196 83H198V84L196 85ZM204 83H205V84H204ZM80 84H83V85H84V84H88V85H84V87L86 86L85 88H84L83 85H82V89H83V91H84V90H85V91L87 90L86 92L84 91L85 93H84L83 91H81V92L79 93V91L81 90V89H80L81 86H79ZM153 84H154V85H153ZM209 84H210L211 86L213 85L212 88H211V86H210ZM226 84H228V85H226ZM258 84H259V85H258ZM89 85H90V86L92 85V87H89ZM109 85H110V84H109ZM111 85H114V84H111ZM215 85H217V88L221 86V88H218V89L220 90V92H219L218 89L214 91ZM218 85H219V86H218ZM70 86H72L73 88H71ZM106 86H107V87H106ZM146 86H148V87H150V88H148V87H146ZM165 86H166V87H165ZM171 86H172V85L170 84V85L168 86V88L171 87ZM195 86H197V88H195ZM201 86H202V87H201ZM228 86H229V87H228ZM233 86H235V87H234L235 90H233V89H234ZM74 87H75V88H74ZM77 87H78V90H79L78 92H77V89H76ZM87 87H89V89H88ZM104 87H105V88H104ZM109 87H111V86H109ZM199 87H200V88H199ZM209 87H210V88H209ZM213 87H214V88H213ZM222 87H223V88H222ZM224 87H225V88H226V87L228 88V90H227L228 93L226 92V89H227V88L225 89ZM239 87H240V88H239ZM242 87H243V88H242ZM244 87H246V88H244ZM250 87H251V88H250ZM91 88H93L96 92H94V90H91ZM97 88L100 89V90H98ZM151 88H152V89H151ZM153 88H154V89H153ZM155 88H156V89H155ZM158 88H159V89H158ZM201 88H202L203 90H202ZM207 88H209L208 90H213V92H215V94H214V93L211 94L212 91H210V92L205 91V93L208 94V96H205L206 94L204 93V90H205V89L207 90ZM257 88H258V89H257ZM70 89H72V90H70ZM74 89H75V90H74ZM104 89H105V90H104ZM157 89H158V90H157ZM163 89H164V91H162L163 93H162L161 91H159V90H163ZM165 89H166V90H165ZM195 89H196V90L198 89L199 91L197 90L198 92L196 93V90H195ZM200 89H201V90H200ZM215 89H216V88H215ZM222 89H223V90H222ZM229 89H230L232 92L234 91V93L232 94V92H231ZM239 89H240V90H239ZM59 90H60V89H59ZM88 90H89V91H88ZM103 90H104V92H103L104 94L101 93ZM107 90H109V89H107ZM120 90H121V92H122V90H124V91L126 90V91H125V92H122V94H120ZM154 90H155V91H154ZM156 90H157L158 92H157ZM247 90H248V91H247ZM250 90H251V91H250ZM254 90H255V91H254ZM257 90H258V91H257ZM71 91H73L74 93L72 92L73 94H72L71 96H69V95H68L69 93L67 94V92H70V94H71ZM90 91H92L93 93H90ZM99 91H101V92H99ZM223 91H225L226 93L223 92ZM229 91L231 92V96H230V92H229ZM256 91H257V92H256ZM75 92H76L77 94L79 93V95H78V99H77V95H74V94H76ZM87 92H88V95L86 94ZM97 92H99L100 94H98ZM159 92H160V93H159ZM193 92H194V93H193ZM199 92H200V93H199ZM217 92L219 93V95H218ZM240 92H242V93H240ZM46 93H47V92H46ZM82 93H84V94H86V95H84V94H82ZM89 93H90V95H91V94L93 95V94L95 93L94 95H95L96 97L93 95V96H91V97H92V98H91L90 95H89ZM113 93H114L115 95H114ZM124 93H126L127 96H126ZM209 93H210L211 95H210ZM216 93H217V94H216ZM220 93H224V94L227 96V97L225 96L227 99L224 97V98H223L224 101H221V97H222L223 94H220ZM253 93H254V94H253ZM81 94H82V96H81ZM118 94H119V96H120V98L118 97L119 100L116 99V98L114 97V96H117ZM181 94H180V95H181ZM204 94H205V95H204ZM243 94H244V95L246 94V95L244 96ZM46 95H47V94H46ZM59 95H60V94H59ZM67 95H68V96H67ZM97 95H98V96H97ZM99 95H100V96H99ZM101 95L105 98V103H106V100H110V101L112 102V101L115 100V99H116V100H115L116 102L113 101V102L111 103V102L109 101V104H108V103H106V104L104 103L105 106H107V108H108V106H109L110 108H108V110H107L106 107H104V110L101 112L103 115L100 114L99 116H100V118L102 117V119H103V116L105 117V115H106L107 120H106V119H103V120H104V122H103V120L99 119V120H100V121H99L97 118H95L94 120H92V122H88L89 120H87V119H89L88 117L90 116V115H88V114L90 113V112H89V111H90V110H89V108H90V104L92 105V103H94L95 100H97L98 97H99V100H101V98H100V97H102ZM122 95L125 96V97L127 98V101H126V98L122 99V100H124V101L121 100V97L123 98ZM203 95H204L205 97H204ZM214 95H215V97H214V98H211V97L214 96ZM220 95H221V97H219ZM228 95H229L230 98L228 97ZM242 95H243V96H242ZM254 95H255V96H254ZM260 95H261V96H260ZM65 96H66L67 98H66ZM72 96H73V97H72ZM74 96H76V97H75L76 99L74 98ZM84 96H85V99H84ZM88 96H89L91 99L95 98V99H93L94 101L91 100V99L88 100ZM105 96H106V97H105ZM135 96L138 98V100L136 99ZM145 96H146L147 99H149V100L144 99V98H146ZM187 96H188V98H187ZM195 96H196V97H195ZM216 96H218L219 98L216 97ZM232 96H233V97H232ZM247 96H248V97H247ZM64 97H65L68 101H67ZM68 97H70V98H71V97L74 98V99L78 102V105L75 104V103H77V102L72 101V100H73L72 98H71V101L74 102V106H73V103H72V105L69 104V103H67V102H71L70 99H69ZM82 97H83V99H82ZM86 97H87V98H86ZM133 97H135V99H136L137 101H135V99H132ZM142 97H143V99H142L143 102H142V100L139 101V99L142 98ZM197 97H198V98H197ZM202 97H204V98H202ZM208 97H209V98H208ZM231 97H232V98H231ZM62 98H63V99H62ZM80 98H81V99H80ZM114 98H115V99H114ZM195 98H197V102H195V100H196ZM206 98H208V99H206ZM234 98H235V99H234ZM59 99H60V98H59ZM186 99H187L188 101H187ZM189 99H190V101H189ZM200 99H203V100H200ZM214 99H215L216 101H214ZM217 99H218V100L220 99V100H219L220 103L218 102ZM230 99H231V100H230ZM262 99H263V100H262ZM64 100H66L65 103L63 102ZM78 100H81V101H80V104H81L82 106L79 104V101H78ZM82 100H83V101H82ZM130 100H132V101H131V102H128V101H130ZM144 100H145V101H144ZM153 100H154V101H153ZM185 100L187 101V103H183V101H185ZM207 100H208V101H207ZM209 100H210V103H211V104L208 103ZM211 100H212L214 103H212ZM228 100H229V101H228ZM84 101H85L86 103H85ZM87 101H91L92 103H91V102L89 103V102H87ZM133 101H134V103H133ZM152 101H153V102H152ZM186 101H185V102H186ZM193 101H194V102H193ZM199 101H200V103H199ZM204 101H205V103L201 104V103L204 102ZM227 101H228V102H227ZM238 101H239V102H238ZM107 102H108V101H107ZM114 102H115V103H114ZM117 102L120 103V106H121V107H119V105H118ZM121 102H122V103H121ZM138 102H139V103H138ZM215 102H217V105H219V106H217V107H218V109L221 110V111H218L217 107L215 108V106H216V103H215ZM224 102H225L227 105L224 104ZM63 103H64V104H63ZM84 103H85L87 106L89 105V106H88L89 108H88L87 106H85ZM127 103H129L130 105H128ZM136 103H137L138 107L140 108V110H138L139 108L136 106ZM188 103H189V104H188ZM196 103H197L198 106H196ZM221 103H222V104H221ZM238 103H239V104H238ZM259 103H261V104H259ZM107 104H108V105H107ZM110 104H111V106H110ZM124 104H125V105H124ZM126 104L128 105V107H127V109H128V114H127V111H126V110H127V109H126V106H127ZM134 104H135V105H134ZM185 104H186V105H185ZM193 104H194L196 107H195ZM205 104H206L207 106H206ZM209 104H210V107H211L210 110H209L208 108H205V106L208 107ZM220 104H221V105H220ZM223 104H224V107H220V106H223ZM241 104H242V105H241ZM65 105H66V106H67V105H68V106L70 105V106H72L73 108L75 107V110H74L72 107H71V108H72V110H74L73 112L75 113V116H76V117L73 115V112H71L72 110H71L70 106L67 107V109H66V106H65ZM83 105H84V106H83ZM112 105H113V107L115 108V109H114V108H113V109L116 110L115 112H116V113H117V112L119 113V114L117 115L118 118H119V116L121 115V113H123V115H122V117H121V116H120V117L123 118V116H124V117L126 118V119L123 118V119H121V120H120V118H119V119H118L119 122H117L118 125H120V127H121V125L123 124V125H126V126H128V127H126V126H122L123 128L121 127V129H120V127L117 126V127L115 128L114 131H113V129H109V127H110V120H111V119L113 120V117H114V116H113V111H114V110L111 109ZM115 105H116V106H115ZM139 105H140V106H139ZM141 105H142V107H141ZM211 105H212V106L214 105V106H213V109H212V106H211ZM250 105H251V106H250ZM117 106L119 107V109H118ZM124 106H125V107H124ZM130 106H132V108H133L134 106H135L134 108H136V109L138 108V109H137L138 111H137L136 109H132V111L134 110V112H135V110L137 111V112H136V115H135L134 112H132V113H134L133 115L135 116V118L137 117L136 119H134L135 121L133 120V121H134V122L132 123L133 126L130 124V123L132 122L130 118H132V119L134 118V116H133L132 113H131V107H130ZM199 106H200V108H199ZM239 106H240V107H239ZM256 106H257V107H256ZM60 107H61V108H60ZM62 107H63V110H64V111L62 110ZM79 107H80L81 109H80ZM85 107H87V108H85ZM186 107H187V108H186ZM194 107H195V108H194ZM197 107H198V108H197ZM210 107H209V108H210ZM230 107H231V109H230ZM69 108H70V109H69ZM77 108L79 109V112H80V110H81L80 113H78V109H77ZM120 108H121V109H120ZM123 108H124L125 111L123 110ZM201 108H203V109H201ZM204 108H205V109H204ZM226 108H227V109H226ZM255 108H256V109H255ZM76 109H77V111H76ZM83 109H84L85 111H84ZM87 109H88L89 111H87ZM194 109H197V110H195V112H194V111H193ZM198 109H199L200 111H201V110L204 111V113H202V111H201V113L204 114L203 117H202V114H201L200 112H198V111H199ZM215 109H216V110H215ZM261 109H262L263 111H262ZM70 110H71V111H70ZM110 110H112V112H110ZM118 110H119V111H118ZM205 110H206V114H205ZM214 110H215V111H214ZM225 110H227V111L225 112L226 115H227L226 117H225V114H224V111H225ZM235 110H236V111H235ZM239 110H240V111H239ZM60 111H61V115H58V114L60 113ZM65 111H68L67 114H68L69 116L65 113ZM69 111H70V112H69ZM122 111H123V112H122ZM142 111H143V110H141V112H142ZM191 111H193V112L191 113ZM237 111H238V112H237ZM4 112H5V111H4V109H3L2 113H4ZM63 112H64L68 117H67ZM83 112H84V113L86 112V113H85L86 115L84 114L85 116L83 115ZM88 112H89V113H88ZM104 112H105V114H104ZM107 112H110V115H109V113H107ZM115 112H114V115H115ZM124 112H125L126 114H125ZM129 112H130V113H129ZM196 112H198V113H196ZM212 112L214 113V115H213ZM216 112H220L221 114L218 113V114H219V115H218V114H216ZM7 113H8V112H7ZM7 113H6V116H7ZM71 113H72V114H71ZM77 113H78V116H79L80 118H82V117L84 116V117L82 118L83 121L80 120V121L82 122L83 125L81 124V122L78 121L80 118H77ZM106 113H107L108 115H107ZM111 113H112V115H111ZM186 113H187V114H186ZM188 113H189V114H188ZM193 113H194V114H193ZM207 113L210 114V115H207ZM250 113H252V114H250ZM254 113H255V114H254ZM259 113H261V114H259ZM70 114H71V116H72L71 119H69V120L66 119V118H69V117H70ZM130 114H131L133 117H131ZM182 114H184V115L182 116ZM192 114H193V116L190 117L189 115H192ZM195 114H196V115H195ZM199 114H201L200 117H199ZM215 114H216V115H215ZM246 114L250 115V116H248L249 118L247 117ZM253 114H254V115H253ZM3 115H4V114H2V116H3ZM82 115H83V116H82ZM101 115H102V116H101ZM138 115H139V116H138ZM185 115H186V116H185ZM187 115H188V116H187ZM206 115H207V116H206ZM255 115H256V118H255ZM2 116L0 117V118H1V121H2V119H5V120H3V122L6 121V123H7V122H8L7 120H9V119L11 120V117H10L9 113H8V117L5 116L4 118H2ZM81 116H82V117H81ZM127 116H128V119H129V120L127 119ZM180 116H182V119L180 120L181 122L179 121V119L181 118ZM196 116L199 117V118H201L200 120H201L202 122H204V123L201 122V124H200V122H199V123H197V124H200V125H197V126H196V123H195V122H196L197 120H199V118L197 119ZM204 116H205V117H204ZM212 116H213V118H211ZM215 116H216V117H215ZM223 116H224V118H225L226 120L231 118L230 121H229V120L225 121V119L223 118ZM228 116H229V118H228ZM233 116H234V117H233ZM251 116H252V117H251ZM257 116L259 117V119H258ZM9 117H10V118H9ZM60 117H61L62 119H60ZM73 117H74V119L77 121V122H76V121L74 120V123H75V124L72 122ZM176 117H178V120H177V121H179L180 124L177 123V121L175 120ZM184 117H185V118H184ZM189 117H190V119H189ZM195 117H196V118H195ZM246 117H247V118H246ZM262 117L264 118L263 115H262ZM57 118H58V117H57ZM84 118H86V119H84ZM183 118H184V119H183ZM202 118L204 119V121H203ZM208 118H209V119L211 118V120H209ZM214 118H216V119L214 120ZM244 118L246 119V121H245ZM6 119H7V120H6ZM96 119H97V121L95 122ZM185 119H187L188 122H186L187 120L185 121ZM193 119H194V120L197 119V120H196V121H193ZM206 119H208L209 122H210L212 125H211V124L208 122V120H207L208 124H210V125H208V124L206 123ZM232 119H233V120H232ZM243 119H244V122H248L246 128H245V126H244V125H246V123L243 122ZM256 119H257V123H256ZM10 120H9V121H10ZM59 120H60V121H59ZM66 120H67L68 123L66 122ZM84 120H85V121H84ZM112 120H111V121H112ZM126 120H127V121H126ZM191 120H192V121H191ZM218 120H219V121H218ZM240 120H241V121H240ZM247 120H248V121H247ZM260 120H261V121H260ZM69 121H70V122H69ZM101 121H102V122H101ZM120 121L122 122V124H119V123H121ZM125 121H126V122L129 121V122L126 123ZM224 121H225V122H224ZM237 121H238V122H237ZM250 121H253V122H252V123H249ZM262 121H263V122H262ZM71 122L73 123L72 125L75 126V125L77 124L78 126H77V125H76V126H77V127L80 126V127H79V128H75L76 126H75V127L73 126V127H74V128H73L72 126H69V127H70V128H69L67 125H68V124L71 125ZM83 122H85V123H83ZM93 122H94V124H93ZM100 122H101V123H100ZM105 122H107V123H105ZM123 122H124V123H123ZM175 122H176L177 124H176ZM182 122H183V123L186 122V123H188L190 126H187L188 124L185 123L186 125H185L184 127H182V126L184 125ZM191 122H192V124H190ZM197 122H198V121H197ZM218 122H219V123H218ZM223 122H224V123H223ZM227 122H228V124H226ZM233 122H234L235 124H234ZM236 122H237V123H236ZM239 122H240V123H239ZM241 122H242V123H241ZM6 123H5V125H4V123H1V124H0V128H3V125H4V127H5V126H6ZM8 123H10V122H8ZM8 123H7V126L9 125ZM53 123L51 122V124H50V127H51V128H52V124H53ZM66 123H67V124H66ZM78 123L81 124L82 126H85V127H82V126L79 125ZM88 123H90V124L88 125ZM194 123H195V125H194ZM205 123H206V124H205ZM213 123H214V125H213ZM230 123H231V125H230ZM254 123H256V126H255ZM260 123H263V124L261 125ZM55 124H53V128H55L56 125H58V124H56V125H55ZM105 124H106V125H105ZM127 124H128V125H127ZM135 124H136V123H135ZM174 124H175V125H178V126L175 127ZM182 124H183V125H182ZM224 124H225V125H224ZM238 124H239V125H238ZM242 124H244V125H242ZM249 124H250V125H251V124H252V125L254 124V125H253V126H250ZM257 124H258V125H257ZM64 125H65V127H64ZM86 125H88V126H86ZM90 125H91V126H90ZM100 125H101V126H100ZM130 125H131V126H130ZM179 125H181V127H180ZM237 125L239 126V127H238L239 130L237 129V127L234 128V126H237ZM240 125L243 126V127L240 128ZM1 126H2V127H1ZM7 126H6V127H7ZM66 126H67V128H66ZM129 126H130V128H129ZM173 126H174V127H173ZM186 126H187V129H186ZM191 126H194V127H195V129H196L195 134L197 133V131H198V132L200 131L198 134H196L197 137L194 136V131H193V130H195V129H193L194 127H191ZM202 126H204V127L206 126L205 129H203L204 127H202ZM208 126H209V127H208ZM212 126H214V127L212 128ZM222 126H223V127H222ZM257 126H258V129H259V131H258L257 133H259V135L257 134V136H256V134L254 133V134H255V135H254V134L252 133V131H254L255 128H257ZM71 127H72V130H70ZM81 127H82V128H81ZM125 127H126V128H125ZM132 127H133V129H132ZM172 127H173V129H172ZM177 127H178V128H181V131H180V129H178ZM197 127H198V128H197ZM201 127H202V128H201ZM218 127H219V128H218ZM227 127H228V128L233 127L234 129L232 130V128H231V129L229 130ZM248 127H250L251 130H250ZM253 127H255V128H253ZM51 128H50V129H51ZM68 128H69V129H68ZM80 128H81L83 131L85 130V131H84L85 134L83 133V135H84L85 137H82V136H81L82 133H81V134L79 133V132H83V131H81ZM84 128H85V129H84ZM89 128H90L91 130H92V129H95V130H96V129L98 128V129H97V132L99 133V131H100V133L98 134L95 130H93V132H92ZM117 128L119 129V131L116 130ZM124 128H125V129H124ZM127 128H128V129H131L130 131H133V132H135V133L132 132V133H133V134H132L131 132H129V130H128ZM182 128H183V129H182ZM188 128H189V130H191L190 128H192L193 133H192V131H190L191 134H190V132H187V133H186V130H188ZM199 128H201L202 130L199 129ZM206 128H207V129H206ZM222 128H223V129H222ZM242 128H243V129H242ZM252 128H253V129H252ZM260 128H261V129H260ZM64 129H65V130L67 129V130L65 131ZM73 129H76V132H71V131H74ZM77 129H78V130H77ZM86 129H87V131H86ZM107 129H109V130H107ZM122 129L124 130V132L126 131L127 133H130L131 136H130V135H127L126 132L124 133V134H126V135H124L123 133H121V132H123ZM170 129H172L173 132L170 131ZM197 129H199V130H197ZM235 129H236V131H235ZM247 129H248V130H247ZM0 130H1V131L3 130L2 132H3V134H4L5 129L3 128V129H0ZM51 130H52V129H51ZM89 130H90L91 133L88 132ZM183 130H185V131H183ZM240 130H242V131L240 132ZM243 130H244V131H243ZM6 131H7V130H6ZM6 131H5V134H6ZM64 131H65L66 135L63 134ZM68 131H69L70 133H68ZM78 131H79V132H78ZM94 131H95V132H94ZM176 131H178V134H179V133H180V134L177 135V132H176ZM227 131H228V133H230V132H231V133L228 135ZM229 131H230V132H229ZM246 131H248V132H246ZM263 131H264V130H263ZM2 132H0V133H2ZM55 132H56V134H55V136H54V133H55ZM57 132H58V133H57ZM61 132H63V133H62V136H63V137L66 136V137H64L65 139L68 138L67 136L72 135V133H73L74 135H76V136H73V137L70 136V139L72 138V140H70V139L64 140V138H61L62 142H64V141H66L65 143L68 142L67 144H65V145H67L66 147H65V145L62 146V142H61V140L59 139V136H61ZM77 132H78V133H77ZM102 132H103V133H102ZM112 132H113V133H112ZM116 132H117V133L119 132V133L117 134ZM171 132H172V133H171ZM184 132H185L186 134H184ZM205 132H207V133H205ZM212 132H213V133H212ZM224 132H225V133H224ZM232 132H233V133L235 132V133L233 134ZM239 132H240L241 134H239ZM244 132H245V134H244ZM260 132H261L263 135L260 134ZM9 133H10V132H8L7 134H9ZM59 133H60V134H59ZM75 133H76V134H75ZM96 133H97L98 135H97ZM114 133H116L117 135L114 134ZM120 133L123 134L127 139H125V137H124V139H122L123 137L121 138ZM202 133H203V134H202ZM222 133H223V136H222ZM226 133H227V134H226ZM248 133H250V134H249L250 136L248 135ZM251 133H252V134H251ZM3 134H0V136L2 135L1 138L4 136ZM52 134H53V135H52ZM90 134H91V135H93V134L95 135V134H96L97 136H96V135H95V136L93 135V136H92L93 138H92V137L90 136ZM100 134H101L102 136H101ZM134 134H135V135H134ZM167 134H169L170 136L168 137ZM182 134H184V135H182ZM188 134L190 135V137H191V136H193V137H191V138L188 137V136H187ZM206 134H207V135H206ZM225 134H226V135H225ZM243 134H244V135H243ZM9 135H10V134H9ZM58 135H59V136H58ZM77 135H80V136H81V137H80V138H81V139H80L81 141L78 140V139H79V136H77ZM103 135H104V140H103ZM112 135H114V136H115V135H116V136H119V135H120V136H119L118 138L115 136V140H116V139H117V140L113 142V140H111V139H114V138H113L114 136H112ZM123 135H122V136H123ZM133 135H134L135 138L133 137ZM185 135H186V136H185ZM217 135H218V136H217ZM227 135H228L230 138H227V137H226ZM230 135H231V136H230ZM241 135L244 136V137H242ZM247 135H248V138H247ZM251 135H252V137H251ZM57 136H58V138H57ZM100 136H101V138H100ZM108 136H109V139H108ZM127 136H128V137H127ZM145 136H146V137H145ZM147 136H148V137H147ZM150 136L152 137V134H150ZM176 136H175V137H176ZM180 136H181V137H180ZM184 136L187 137V139H186V138H182V137H184ZM202 136H203V137H202ZM245 136H246V137H245ZM259 136H260V137L262 136V137L260 138ZM6 137H7V138H5V139H4V137H3L2 140L4 139L3 141H5L4 143H5L6 146H7V145H8V141H7V139H9L10 136L7 135ZM54 137H56L57 139H55ZM74 137L77 138V144H76V138H74ZM89 137H91L92 140H91ZM110 137H111V138H110ZM130 137H131V138H130ZM132 137H133V139H132ZM151 137L149 138V133H146L145 135L142 134V139H141V137H140V139L138 138V140L136 139V141L139 142V143L136 144V146H142V145H143L142 147H140V150H141L143 147H144V148L147 147L148 144H149V141H150ZM213 137H214V138H213ZM225 137H226V138H225ZM249 137H250V138H249ZM254 137H258V138H255V140H254V139H253ZM85 138H86V140H85ZM88 138L90 139L91 142H93L94 140L97 139L96 141H94L93 144H91V142H90V144H91L92 147H89V148H88V149H89V150H88L89 152L86 151V150H87L86 147L89 146V144H87V143H89ZM146 138H148V140H147ZM171 138H172V139H171ZM180 138H181V142H179V141H180ZM188 138H189V139H188ZM216 138H217V139H216ZM221 138H222V140H221ZM235 138H236V139H235ZM245 138L247 139V141L249 140L250 143H249V142L247 143V141H246ZM251 138H252V139H251ZM259 138H260V139H259ZM93 139H94V140H93ZM99 139H101V140H99ZM106 139L110 140V142H109L108 140H106ZM130 139H132V140H130ZM200 139H201V140H200ZM205 139H206V140H205ZM211 139H212V140H211ZM225 139H226V140H225ZM227 139H228V140L230 139V141H229L230 143L228 142ZM244 139H245V141H244ZM258 139H259V140H258ZM2 140H0V144H1V141H2ZM59 140H60V145H61L62 147H64L63 149H62V147H59V146H58L59 143L57 144V142H58ZM68 140H69V141H68ZM82 140H84V141H83V144H82ZM98 140H99V141H98ZM102 140H103V141H102ZM120 140H122V141L120 142ZM126 140H128V141H126ZM129 140H130L131 142H130ZM140 140H142L143 142H141ZM146 140H147V141H146ZM151 140H152V139H151ZM168 140H169V139H168ZM171 140H172V141H171ZM185 140H186V141H185ZM190 140H191V141H190ZM196 140H197V141H196ZM235 140H236V141H235ZM3 141H2V143H3ZM104 141H105V142H104ZM117 141H118V142H117ZM123 141H124V142H123ZM145 141H146V143H145ZM152 141H153V140H152ZM188 141H189V142H188ZM193 141H194V142H193ZM234 141H235L236 145H233V144H232V143H234ZM240 141H242V142L240 143ZM252 141H253L254 143H253ZM256 141H258V142H256ZM6 142H7V143H6ZM55 142H56L57 147H58L59 149L56 147V144H54ZM70 142H72V143H71V144H72V148H71L72 150H70L69 148H67V147H68V144L70 145ZM73 142H74V143H73ZM85 142H86V144H85ZM95 142H99L98 145H97V143H95ZM100 142H102V147H103V146H106V147H107V150L110 149L111 147L113 148V146L115 147V146H116L115 143H116V144H117V143H120V146H121V143H122V144H123L122 147H123L124 149L122 148L123 150L121 149V151H120V150H118V148L116 147L117 151L113 148V149H111V150H112V153L110 152L111 150L109 151V153H107L106 148L103 147L102 149H100V148H101V146H99V145H100ZM103 142L106 143V144H107V143H109V144H108V145H104ZM111 142H113L114 145H113V143H111ZM125 142H126V144L124 145ZM140 142L142 143V145H141ZM150 142H151V141H150ZM176 142H178V144H180V145H178ZM184 142H185V144H186L187 146H186L185 144H183ZM221 142H222V144H221ZM224 142H225V145L227 146V148H225V149H226V150L228 149L227 152H226V150H224V145H223ZM255 142H256V143H255ZM4 143H3V144H4ZM9 143L12 144L10 140H9ZM48 143H50V144H48ZM147 143H148V144H147ZM175 143H176L178 146H177ZM188 143H190V145H188ZM218 143H219L221 146H218V145H219ZM235 143H234V144H235ZM245 143L249 144V145H248V147H250L249 149H248V147H247V144H245ZM252 143H253V144H252ZM3 144H1L2 147H3ZM10 144L7 146L8 148H9ZM51 144H52V145H51ZM63 144H64V143H63ZM79 144L81 145L80 147L82 148V149L80 148V149H81V151H80L81 155L84 153V154L86 155L85 158L87 157V159H85V158H84V155H82V156H83V160H82V156H81V158L79 157V156H80V153H78L79 155L75 153V150H76V148H77V145H79ZM95 144H96V146H94V148H93V145H95ZM111 144H112V146H110ZM138 144H139V145H138ZM229 144H230L231 146H230ZM254 144H255V145H254ZM260 144H261V145H260ZM53 145H54L55 147L52 148ZM74 145H76V146H74ZM85 145H86V147H85ZM118 145H119V144H117V146H118ZM183 145H184V146H183ZM191 145H192L195 149H194L193 147L190 148ZM203 145H204V146H203ZM214 145H215V146H214ZM237 145H238V146H237ZM245 145H246V147H244V148L241 147V146H245ZM251 145H254V146H251ZM82 146L84 147L85 152H83V147H82ZM97 146H98V148H97ZM109 146H110V147H109ZM120 146H118L119 149H120ZM185 146H186V147H185ZM205 146H206L207 148H206ZM209 146H210V147H209ZM216 146H218V147L216 148ZM222 146H223V147H222ZM226 146H225V147H226ZM228 146H229V147H228ZM2 147L0 146V154H3V153H4V154H3V155H0V162H1V157L4 159V157H5V153L7 152V150H5L6 152L2 151V150H1ZM10 147H11V146H10ZM50 147H51V149H50ZM69 147H70V146H69ZM73 147H74V150H73ZM127 147H129V148H127ZM199 147H200V148H199ZM213 147H214V148H213ZM234 147H235V150H234ZM251 147H253V148H255V149H252ZM259 147H260V148H259ZM56 148H57L59 151L57 150V152H56ZM60 148H61V149H60ZM66 148H67V149H66ZM95 148H97V150H96ZM183 148H184V149H183ZM185 148H186V149H185ZM196 148L199 149V150H197ZM201 148H202V149H201ZM218 148H220L221 151H220ZM222 148H223V149H222ZM230 148H231L232 150H231ZM241 148H242L243 150H242ZM43 149H45V148L43 147L42 150H43ZM47 149H46V150H47ZM53 149H55V150H53ZM93 149H94V150H93ZM99 149H100V150H99ZM103 149L106 150V151H105L104 153H102V154L107 153V154H105V155H106V156L108 155L106 158L109 159V161H107L108 159H107L106 161H104L105 164H102V163H103V160H105L106 158L104 157L105 159H103V158H102L103 155L100 153L101 150H102V152H103ZM188 149L191 150V151H194V150H197V151H196V153H195V151H194V152H191V153H192V155H191V154H190V151H188L189 153L187 152ZM206 149H208V150H206ZM209 149H210V150H209ZM215 149H216V152H215ZM257 149H258V150H257ZM63 150H64V151H63ZM65 150H70L71 153L74 152V153H72V154H73V155L75 154V155H74V156H71V153H70V154H69L70 156H69L68 153H69L70 151L67 152V151H65ZM90 150H91V151H90ZM98 150H99L100 152H97ZM124 150H125V151H124ZM142 150H143V149H142ZM181 150H184L185 152L182 151V152H183V153H182ZM213 150H214V152H213ZM240 150L242 151L241 154L243 155V157H242V155L240 154V152H241ZM244 150H247V152L244 153ZM248 150H249V151H248ZM250 150H251V151H250ZM54 151H55V152H54ZM61 151H62V152H61ZM93 151H94V154L97 156V158H95L96 156H95L94 154L92 155V152H93ZM95 151H96L98 154H96ZM115 151H116V152H115ZM200 151H201V152H200ZM204 151H205V154H204ZM207 151H208V152H207ZM218 151H220L222 155H220V152H218ZM223 151H225L226 153L223 152ZM229 151H230V152H229ZM64 152H65V153H64ZM66 152H67V154H66ZM86 152H87L89 155L86 154ZM113 152H115V153H113ZM140 152H141V151H140ZM210 152H211V153H212V152H213V153H217L216 157H215V155H214V157L212 156V158H211V153H210ZM228 152H229V154H230V153H231V154L229 155ZM249 152H250V153H249ZM23 153H24V152H23ZM25 153H26V152H25ZM25 153H24V155H25ZM99 153H100V154H99ZM184 153H185L186 155H188V156H186ZM187 153H188V154H187ZM198 153H203L204 156H203V155L200 156V154H199V157H201V158H199L198 155H197ZM209 153H210V154H209ZM213 153H212V154H213ZM218 153H219V156H218ZM48 154H49V156H47ZM60 154H61V155H63V154L65 155V154H66V158H67V157L69 158V159L67 158L68 161H66L67 159L64 158V155H63V156H60ZM180 154H181L182 156H179ZM195 154H196V155H195ZM207 154H208V155H207ZM244 154H245L246 157L244 156ZM247 154H249V155H247ZM67 155H68V156H67ZM122 155H123V156H122ZM189 155H191V156H189ZM256 155H257V156H256ZM22 156H23V154H22ZM51 156L53 157V159H54V158L57 159V157H60V158L63 157V159H60V158H59V160H57V161L59 162V161H63V160H65V161L68 162V163H66L65 161H63L61 164H59L60 162L58 163L55 159L53 160V159L51 158ZM76 156H78V157H76ZM90 156H91V157H92V156H93V157L95 156V157H94L95 159H93V158L90 159ZM99 156H100V158H98ZM208 156H210V158H209ZM217 156H218L219 159L221 158L223 162L221 161V159H220V160L217 159ZM220 156H221V157H220ZM225 156L227 157L226 160L228 159V161H227L228 165H227V163H226L225 160H224V159H225V158H224ZM228 156H229V157H228ZM231 156H232V157H231ZM260 156H261V157H260ZM47 157H48V158L50 157V158L48 159ZM73 157H74V158H73ZM75 157H76V158H75ZM111 157H110V158H111ZM123 157H125V158H123ZM184 157H185V158H184ZM188 157H189V158H188ZM203 157H204V158H207L208 161H207V159H204V160H203ZM222 157H223V158H222ZM230 157H231V158H230ZM238 157H239V158H238ZM240 157H241V160H239ZM244 157H245L246 160H248V161H246ZM248 157H250V158L247 159ZM72 158H73V160L78 158L77 161L74 160V161L76 162V164H75V162H73V160H71ZM79 158H80V159H79ZM101 158H102V161H101V160H100V161H101L102 163L99 162V163H100V167H99V165H98V167L100 168V170H98V169H97L98 167H97V168H94V166L96 165L95 162L97 163V159H101ZM140 158H141V157H140ZM178 158H179V159H178ZM187 158H188V160H187ZM191 158H192V159H191ZM194 158H196V159H194ZM232 158H233V160H232ZM234 158H235V160H234ZM3 159H2V160H3ZM51 159H52V161H53V162H51V163H55L56 166L59 165V168L55 167V165H53V164H51L50 162H48V161H51ZM89 159H90V160H93V161L91 162ZM119 159H120V160H119ZM184 159H185V160H184ZM190 159H191V160L194 159L196 162H195V161H190ZM200 159H202L203 161H201ZM213 159L218 160V162L216 161V166H215V168L213 167V166H214V163H213V162H215V160H213ZM237 159H238V160H237ZM242 159H243V163L241 164ZM253 159H254V160H253ZM45 160H46V161H45ZM87 160H88V162H87ZM112 160H113V161H112ZM124 160H123V161H124ZM138 160H139V162L136 161L137 164L134 165V167H132V171H131V172L134 173V174L136 173L135 170H137V168L140 167L141 164H143V160H142V158H141V159H138ZM197 160H198V161H197ZM205 160H206L207 162H206ZM229 160H230L231 162H229ZM69 161H70V164H69ZM78 161H80V162L77 163ZM128 161H127V162H128ZM141 161H142V162H141ZM182 161H183V162H182ZM185 161H186V165L184 164ZM189 161H190V163L187 164V162H189ZM210 161H211V162L213 161L212 164L210 163ZM219 161L221 162L220 165L218 164V163H220ZM244 161H246V162H245V163H246V166H245V164H244ZM257 161H258L259 163H258ZM46 162H47V163H46ZM64 162H65V164H64ZM72 162H73V163H72ZM82 162H83V163L86 162V164H84V165H87V163H88V165H87L86 167H85L84 165H83L84 167L81 166V168H82V169H81V168H80V165H82ZM111 162H109V163L111 164ZM121 162H122V161H121ZM121 162H120V163H121ZM125 162H126V160H125ZM191 162H192V163H191ZM197 162L200 163V164H201V163L204 164V163L206 162V164H208V166H207L206 164H205V166H204V165L201 166V165L198 164ZM208 162H209V163H208ZM234 162H236V163H234ZM238 162L240 163V166H241V167H240V166H237V165H239ZM248 162H249V163L252 162L251 164L254 166V168H252L253 166H252L251 164H250V165H251L252 167H251L250 165H248V164H249ZM2 163H3V162H1L0 164L2 165ZM45 163H46L47 165H45ZM49 163H50V165H53V167H50ZM91 163H92V165H91L92 167H91V166H90V167L92 168V170L95 169L96 171H94V170H93V171H92V170L89 171V169H91V168H89L88 166H89V164H91ZM138 163H139L140 166H138ZM177 163L175 162V164H177ZM179 163H183V164L180 165ZM193 163H194L195 165H194ZM222 163H224V164H222ZM225 163H226V165H225ZM229 163H230V164H232V163L235 164V166H234L233 164L231 165L232 168L235 169V171H234V169L232 170V168H231V166H230ZM247 163H248V164H247ZM67 164H68V165H67ZM71 164H72V167H73V168L70 166ZM73 164H74V165H73ZM79 164H80V165H79ZM134 164H135V163H134ZM191 164H192V165H191ZM196 164H197V165H196ZM254 164H255V165H254ZM1 165H0V168H1ZM43 165H44V166H43ZM48 165H49V167H48ZM62 165H63V166H62ZM64 165H65V169L68 168L67 170H71V171L68 172V171L65 170V169H62V170H61V169H60V168H61L60 166H62V168H64ZM101 165H102V166H101ZM182 165H183V166L185 165V166L183 167ZM188 165H189V166H188ZM209 165H210V167H209ZM211 165H213V166H211ZM242 165H244L245 167H242ZM256 165H257L258 167H257ZM42 166H43V167H42ZM45 166H46V167H45ZM103 166H104L103 170H105V173H106V170H107V172L109 173V175H110L111 173H112V175L108 176V173H106V175H105V173L103 174L104 171L101 169ZM109 166H110V167H109ZM137 166H138V167H137ZM179 166H180V167H179ZM190 166H191V167H190ZM193 166H196V169H195V167L193 168ZM197 166H198V167H197ZM227 166H228V167H227ZM233 166H234V167H233ZM261 166H262V167H261ZM54 167H55L56 169H55ZM76 167H77V168L79 167L78 169H81V171H80L81 173H80V172L77 173V170H76L75 172L72 171V170H75ZM106 167H108V168H106ZM199 167H200V168H199ZM211 167H213L214 170H213ZM219 167H220V168L222 167L223 171H224V168L226 169V171H224L225 174H226L225 176H223L224 172L222 171V169L220 170ZM229 167H230L231 170L228 169ZM236 167H239L238 169H240V168H241V169H242V168L244 169V168H245L244 171H243V169L241 170V172L243 171V172H245V173H243V175H241V174L239 175V173H238L239 170H238ZM248 167L250 168V171H249V168H248ZM41 168H42V169H41ZM43 168H46V169H43ZM50 168H52V169H50ZM53 168H54V170H53ZM71 168H72V169H71ZM74 168H75V169H74ZM83 168H84V171H83V173H82ZM86 168H87V170H86ZM179 168H180V170H179ZM189 168H190V169H189ZM192 168H193V169H192ZM197 168H198V169H197ZM202 168L204 169V171H201V172H203V173L207 170V172H206L205 174H203V175H202V173L200 172V169H202ZM208 168L211 169V171H210ZM1 169H2V168H1ZM57 169H58V171H57ZM59 169H60L61 171H60ZM110 169H111V171H110ZM133 169H134V170H133ZM176 169H178V170H176ZM203 169H202V170H203ZM205 169H206V170H205ZM217 169L220 170V171L222 172V174H218V173H221V172H220V171H217ZM43 170H45V171H43ZM49 170H50V171H49ZM52 170H53V172H55V173H53V174H56V175H54V176H55V177H54L55 179H54V178L52 179V177H53V175H51V174H52V172H51ZM55 170H56L57 172H56ZM63 170H65L66 172L64 173ZM97 170H98V171H97ZM101 170H102L103 172H102ZM130 170H131V169H130ZM186 170H189V171H190V175H191V176H190L189 174L187 175V173H189V172L186 171ZM192 170H193V171H192ZM228 170H229V174L227 175ZM262 170H263V172H262ZM47 171H48V172H47ZM78 171H79V170H78ZM88 171H89V172H88ZM100 171H101V174H102V175H99L100 173H98V172H100ZM109 171H110V172H109ZM175 171H176V172H175ZM178 171H180V173H179ZM181 171H182V172H181ZM198 171H199V172H198ZM212 171H213V172H212ZM215 171H216V174L214 173ZM231 171H232V172H231ZM236 171H237V173H238L239 176H236V174H237ZM253 171H254V174H253ZM260 171H261V172H260ZM43 172H44V173H43ZM49 172H51V174H50ZM61 172L63 173V176H65V177H63V176L61 175V174H62ZM90 172H92V174L94 175L93 177H89V176H88V175H90V174H89ZM93 172H94V173H93ZM186 172H187V173H186ZM193 172H194V173H193ZM197 172L200 173V174H198ZM233 172H234V174H233ZM239 172H240V171H239ZM256 172H257L258 174H257ZM66 173H67V174H66ZM69 173H73V174H69ZM96 173H98V174H96ZM175 173H179V174H177L178 176H175V177H174ZM209 173H210L211 175H210ZM230 173H231V174H230ZM259 173H260V174H259ZM262 173H263V174H262ZM42 174H43V175H42ZM58 174H59L62 178H61ZM65 174H66V175H65ZM68 174H69V176H68ZM81 174H83V175H84V174H85V175L87 174V175H86V176H85V175L83 176V175H81ZM169 174L172 175L173 178H172ZM181 174H182V175H181ZM183 174H184V175L186 174V175L184 176ZM196 174H197V175H196ZM206 174H207V175H206ZM248 174H250V175H248ZM252 174H253V178H252ZM255 174H256V175H259V176L256 177ZM48 175H49V176H48ZM71 175H73V176H71ZM78 175H79V176H78ZM80 175H81V176H80ZM96 175H97V176H101L102 178H101V177H98V180H96V179H97V178H95V177H97ZM192 175H193V176H192ZM194 175H195L196 177H194ZM199 175H201V176H199ZM208 175H210V176H212V175H213V176H214V175H217V176H218V175H219V176H218L219 180L217 179V176H214L215 179H214V177H212V178L214 179V180L212 179L214 182H213V181L211 182V177L209 176V178H208ZM234 175H235V176H234ZM247 175H248V176H247ZM262 175H263V176H262ZM44 176H45V179H44ZM51 176H52V177H51ZM56 176H57V177L59 176V179L61 178V179H60L61 182H60V181H57V180H59V179H58ZM67 176L70 177V178L72 177V178H71L72 181H73V177H74V179L76 178V182L74 181V182L72 183V182H71V179L68 178ZM75 176H76V177H75ZM87 176L89 177L88 179H86ZM90 176H91V175H90ZM103 176H104V177H103ZM105 176H107L108 178L105 177ZM169 176H170L171 178H169ZM182 176H183L184 180H183ZM186 176H187V177L189 176L188 180L185 179ZM203 176H204V177L206 176L207 178H204ZM227 176L229 177V179L227 178ZM241 176L243 177V179L246 178V177H248V178H246V181H245V180H243V179L241 178ZM42 177H43V178H42ZM66 177H67V178H66ZM77 177H78V178H77ZM81 177H82V179L80 180ZM109 177H110V178H109ZM164 177H165V178H164ZM178 177H179V178L181 177V183L179 182L180 180L178 179ZM190 177H191L193 180L197 179L198 181L195 180V181H197V182L194 181L195 183H194V182L191 183V181H193V180H191ZM202 177H203V179H202ZM225 177H226V179H227V183H228V184L224 181ZM236 177H238L239 179L241 178V179L239 180V179L236 178ZM254 177L258 179V180H257L258 182L261 183V181H262L263 184H262V185H261L260 183L258 184V182L255 181L256 179H255ZM46 178H47V179L49 178V179L46 181ZM65 178H66V179H69V180H66ZM83 178L85 179L84 182H83V180H84ZM90 178H91V179H90ZM94 178H95L96 181L94 180V183H93V180H92V179H94ZM106 178H107V180H104V179H106ZM220 178H221V179H220ZM222 178H223V179H222ZM231 178H233L234 180H235V178H236V182L238 183L239 181H241L242 184H241V182H240V184H237L236 182L232 181ZM259 178H260V179H259ZM63 179H64V180H63ZM167 179H168V181H170L169 183H170L171 186L169 185ZM207 179H208V180H207ZM247 179H248V180H247ZM43 180H45L47 183H46V182H43ZM55 180H56L57 182H56ZM171 180H173L172 183H171ZM174 180H175V181H174ZM186 180H187V181H186ZM189 180H190V181H189ZM209 180H210V182H209ZM216 180H217V181H216ZM220 180H221V181H220ZM54 181H55V182H54ZM62 181H66V182H62ZM86 181H87V182H86ZM107 181H108L109 183H108ZM110 181H111V180H110ZM157 181H158V183H156ZM159 181H160V184H159ZM161 181H162V183H161ZM163 181H164V182H163ZM182 181H184V182H182ZM218 181H219V183H220L222 186L218 183ZM223 181H224L225 183H224ZM243 181H245L244 184H245L246 182H247L248 184L246 183L247 185H244V184H243ZM49 182H50V183H49ZM53 182H54V183H53ZM79 182H81L82 186H84L83 184H85L87 187H86V188H84L85 186L82 187V186L80 185ZM85 182H86V183H85ZM165 182H166V183H165ZM178 182H179L180 185L178 184ZM187 182H188V184H187ZM199 182H201L202 184L199 183ZM204 182H205V183H204ZM222 182H223V183H222ZM233 182H234V183H233ZM252 182H253V183H252ZM43 183H44V185H43ZM61 183H62V184H61ZM65 183H67V184H68L69 186H71V187L73 186V184H74V186H73V188H70V187H69L67 184H65ZM75 183H76V184H75ZM77 183H78V184H77ZM89 183H90V184H91V183L93 184V185L91 184V187H92V188L89 187V186H90ZM95 183L98 185V188L96 187V185H94ZM107 183H108V184H107ZM153 183H154V184H153ZM173 183L175 184V187H173V186H174ZM184 183L187 184V185L190 184V185L193 186V187H194V186L196 185V183H197V186L195 187V189L193 188V189L195 190V191H194L195 193L193 192V190H191L192 187L190 188V185H189V188H190V189H188V186H185ZM207 183H208V184H207ZM230 183L233 184V187H232V184H230ZM235 183H236L237 186L234 185ZM256 183H257V184H256ZM45 184H47V185H45ZM48 184H49V185H48ZM57 184H58V186H57ZM64 184H65L66 186H64ZM100 184H101V186H100ZM103 184H105L106 186L103 185ZM157 184H158V187L162 186V189H161L160 191L158 190V189H160V188H158V187L156 186ZM183 184H184V186H185L184 189H183V187H182ZM193 184H195V185H193ZM198 184H199V186H198ZM200 184H201V185H200ZM209 184H210L211 186L215 184L214 187H213V186L210 187V191H209V186H210ZM218 184L221 186V187H220L221 189H220V188L217 189V187L219 186ZM50 185H51V186H50ZM52 185H53V187H52ZM76 185H77V186H76ZM88 185H89V186H88ZM165 185H168L169 187H168V186L166 187ZM205 185H206L208 188H206ZM208 185H209V186H208ZM216 185H217V186H216ZM226 185H228V186H226ZM242 185H243V186H242ZM252 185H253V186H252ZM260 185H261V186H260ZM75 186L77 187V189H76ZM142 186L144 187V185H142ZM155 186H156L158 189H156ZM200 186H203V187L201 188ZM224 186H225V190H223L224 188H222V187H224ZM230 186H231L233 189H232V190H229L230 192L228 193V189H231ZM245 186H246V187H245ZM45 187H48L49 189H48V188H45ZM57 187H58V189H57ZM81 187H82L83 189L80 190ZM94 187H96L97 190H96V188H94ZM164 187H166V188H164ZM177 187L180 188V189H177ZM181 187H182V188H181ZM186 187H187V188H186ZM198 187H199V188H198ZM227 187H228V188H227ZM244 187L246 188V190H245ZM247 187H248L250 190H248ZM90 188H91V190L88 191ZM170 188H172V189H170ZM204 188H205V189H204ZM214 188H215V190H214ZM262 188H263V189H262ZM46 189H47V190H46ZM61 189H62V191H61ZM66 189H67V190H66ZM74 189H75V192H74ZM86 189H87V190H86ZM93 189H94V191H93ZM163 189H164V190H163ZM166 189H168V190L166 191ZM173 189H175V190L173 191ZM176 189H177V191H176ZM187 189H188V190H187ZM200 189H201V190H200ZM207 189H208V191H207ZM216 189H217V190H216ZM260 189H262V190H260ZM40 190H41V191H40ZM48 190H50V191H48ZM84 190H86V191L84 192ZM140 190H142V191H140ZM183 190H184V191H183ZM185 190H186V191H185ZM202 190H203V191H202ZM211 190H212V191L214 190L213 192H214L215 194H214ZM219 190L221 191V193L218 192ZM222 190H223V191H222ZM242 190H241V192H243ZM47 191H48V192H47ZM63 191H64V192L67 191V192H68V193H67L68 195L70 194V195H69V203H68V204H69V207H70V205L73 204V206H72L71 208H69L70 213H68V217H70V216L72 217V214H74L75 211H76V213L74 214L75 216L73 215L74 217L69 218V220H68V217L65 218V217H66L65 214H62V209H61V208L63 207V205H61L62 203H61L60 201H61V195H62V192H63ZM70 191H71V192H70ZM76 191H77V192H76ZM155 191H156V192H155ZM157 191H158V192H157ZM161 191H162V192L164 191V193H162ZM165 191L168 192V194H167ZM188 191H189V192H188ZM224 191H225V192H224ZM50 192H52V193H50ZM82 192H83V193H82ZM86 192H88V193H86ZM93 192H96V193L91 194V195L89 194V193H93ZM133 192H134V191H133ZM142 192H143V196H142ZM147 192H148V193H147ZM160 192H161V193H160ZM173 192H174V193L177 192V193H175L176 196L174 195ZM184 192H185V194H184ZM203 192L206 193V194H204ZM210 192H211V193H210ZM247 192H248V193H247ZM262 192H263V193H262ZM74 193H75V194H74ZM80 193H81V194H80ZM97 193H98V194H97ZM157 193H158V194L160 193V194L158 195ZM165 193H166V195H164ZM179 193H181V195H180ZM182 193H183V195H182ZM187 193H189L190 197L185 196ZM197 193L199 194V196H198ZM216 193H217V195H216ZM219 193H220V194H219ZM39 194H41V195L45 194V196H44V195H43V196H41V195L39 196ZM47 194H48V195H47ZM50 194H51V195H50ZM129 194H130V193H129ZM140 194H141V195H140ZM145 194H146V195H145ZM148 194H149V195H148ZM156 194H157V195H156ZM161 194L164 195V197L166 196V197H165V199H166V203H162V204H161V201H159V200H161V199H164V197L162 198V196H160ZM171 194L174 195V196H172ZM193 194H196L195 196H196V197L198 196V198H196ZM211 194H212V195H211ZM213 194H214V195H213ZM222 194H223V195H222ZM224 194H226V195H224ZM261 194H263V196H262ZM34 195H33L32 197H34ZM37 195H38L39 197H37ZM49 195H50L51 197H50ZM89 195H90V196H89ZM92 195H93V197L90 198ZM97 195H98V197H97ZM167 195H169V201H170V202H168V199H167L168 196H167ZM177 195H179V196H177ZM189 195H188V196H189ZM204 195H205V197H204ZM208 195H209V196H208ZM210 195H211V196H210ZM48 196H49V197H48ZM94 196H96V198H95ZM123 196H124V197L127 196L126 193H124ZM137 196H138V197H137ZM141 196H142V197H141ZM144 196H145V197H144ZM150 196H151L152 198H151ZM156 196H157L156 200H158V201H156L155 199H153V197L155 198ZM180 196H181V199H182V196H183V197H184V198H183L184 201H188V202H184L183 200H181V199H180ZM193 196H194V197H193ZM207 196H208V197H207ZM212 196L215 197L216 200H214V198H213ZM216 196H217V197L219 196V198L221 197L222 200H221V198H220V199H219V198H216ZM225 196L228 197L227 200L225 199V198H226ZM40 197H41V200L38 201V200L40 199ZM44 197H45V198H44ZM46 197L49 198V199L47 198V199L49 200V203H50V202H52V203L54 202V203H55V204L53 203L54 206H53L52 203H50V204L48 203V200L46 199ZM131 197H132V193H131ZM147 197H149V198H147ZM160 197H161V199H160ZM170 197H171V199L174 198L175 201H174V200L171 201ZM175 197H176V198H175ZM201 197H202V199H201ZM203 197H204V198H203ZM224 197H225V198H224ZM37 198H38V199H37ZM50 198H51V199H50ZM97 198H99V199H98L99 201L97 200ZM142 198H143L144 200H146V198H147V201H143ZM185 198H186V200H185ZM191 198H192V199H191ZM195 198H196V200H195ZM209 198H210V199H209ZM260 198H261L262 200H261ZM135 199H136V201H135ZM149 199L151 200V202H148V201H150ZM176 199L178 200L177 202H176ZM188 199H189V200H188ZM190 199H191V200L194 199L195 201L192 202V201H190ZM208 199H209V200H208ZM212 199H213L214 201H213ZM152 200H153V201H152ZM154 200H155V202H154ZM206 200H207V202H206ZM217 200H218V202H217ZM37 201H38V202H37ZM42 201H43V202H42ZM173 201H174V202H173ZM215 201L217 202V204H219V206H218L217 204H214V203H216ZM219 201H221L222 204H221V202L219 203ZM30 202H32V203H30ZM40 202H41V203H40ZM46 202H47V203H46ZM79 202H80V203H79ZM152 202H154V203H152ZM162 202H165V200L162 201ZM167 202L169 203V205H168ZM172 202H173V203H172ZM175 202H176L177 204H176ZM178 202H179L180 205H178ZM180 202H181V203H180ZM182 202H183V203H182ZM196 202H198V203H196ZM210 202H212V205H209ZM224 202H225L226 204H225ZM260 202H262V203H260ZM28 203L31 205V206L29 205L30 207H28ZM36 203H37V204H36ZM42 203H43V204H42ZM76 203H77V204H76ZM138 203H139V204H138ZM143 203H144V204H143ZM148 203H149V204L151 203L150 206H149ZM155 203H156V204H155ZM158 203H159V204H158ZM170 203H172V205H171ZM189 203H190V204H189ZM194 203H195V204H194ZM227 203H228V204H227ZM26 204H27V205H26ZM32 204H33V205L36 204V205L33 206ZM40 204H41V205H40ZM46 204L49 205V206H46ZM79 204H80V205H79ZM81 204H82V205H81ZM83 204H84L85 208H84ZM140 204H142V205L140 206ZM146 204H148V205H146ZM153 204H154V205H153ZM157 204H158V205H157ZM164 204H166V206H165ZM192 204H194V205H192ZM200 204H202L203 206H201ZM262 204H263V205H262ZM37 205H38V206L40 205V206L38 207ZM51 205H52V206H51ZM58 205H59V206H58ZM74 205H75V206H78V205H79V207H75ZM124 205H125V206H124ZM145 205H146V206H145ZM161 205H162V207H159V206H161ZM170 205H171V206H170ZM174 205H176V207L181 206V207H179V209L182 208V209L180 210V213H182V214H180V213H179V214H178V213L175 214V215L172 217V222H173V220H175L176 224H175V222H173V224H172V222L170 221V222H169L170 224H168V226L165 227V231L169 232V231H171L172 228H173V230L175 231V235H174V231L172 230L171 233L169 232L170 234L164 233V235H162V237H161L160 232H159V228H161V227H159V225L161 226L162 221H163V223H164V217H165V215L167 214L166 212H168L169 210H171V209L174 207ZM197 205H198V206L200 205V207H198ZM207 205H209V209L211 208L210 210L208 209V206H207ZM213 205H214L215 207H216V205L218 206L217 208H215L216 211L214 210ZM220 205H221L222 207H220ZM41 206H42V208H40ZM50 206H51V207H50ZM152 206H154V207H152ZM156 206H158V207H156ZM188 206H189V207H188ZM193 206H194V208H195V206H196L195 210L198 211V214H196V215L194 214L195 210H194ZM256 206H257V208L260 206V207L258 208V209H260V211L256 208ZM26 207H28V210H27ZM31 207H32V208H31ZM57 207H59V208H57ZM60 207H61V208H60ZM80 207H82V208H80ZM121 207L124 208V209H122ZM148 207H149V208H148ZM151 207H152V208H151ZM155 207H156V208H155ZM171 207H172V208H171ZM197 207H198V209H197ZM219 207H220L221 209H220ZM262 207H263V208H262ZM33 208H34L35 210H34ZM38 208H39V210H38ZM43 208H44V210H43ZM46 208L49 210V213H48V210H47ZM73 208H75V209H73ZM83 208H84V209H83ZM88 208H89V211H91L93 215L90 214L91 212L88 211ZM91 208H92V209H95V208H96V212H94L95 210H92ZM137 208H139V209H137ZM144 208H145V210H144ZM154 208H155L156 210H155ZM161 208H162V209H161ZM191 208H193V209H191ZM202 208H205V209H202ZM225 208H226V209L229 208V209L226 211ZM54 209L59 210V212H56V210H54ZM70 209H72V210H70ZM78 209H80V212H81V213L78 212V211H79ZM81 209H82V210H81ZM85 209H86V210H85ZM140 209H141V210H140ZM142 209H143V210H142ZM151 209H152V210H151ZM183 209H184V210H183ZM199 209H200V210H199ZM255 209H257V211H256ZM261 209H262V211H261ZM40 210H41V211H40ZM52 210H54V211H52ZM60 210H61V211H60ZM73 210H74V211H73ZM97 210H98V211H97ZM122 210H123V211H122ZM153 210H154V211H153ZM162 210H163V212L165 211V213H163V212L160 213V211H162ZM182 210H183V211H182ZM201 210L204 211V214H205V212H206V214H205V217L207 216L206 218H205V217H201L202 215H204V214H201V213H203ZM217 210H218V212H219V214H220V217H219V214H218ZM219 210H220V211H219ZM25 211H27V214L25 213ZM31 211H32L33 213H32ZM44 211H45V212H44ZM72 211H73V212H72ZM83 211H85V212H83ZM120 211H121V212H120ZM144 211H146L147 213H145ZM200 211H201V212H200ZM254 211H256L257 214H256V212H254ZM30 212H31V214H30ZM36 212H37V214L39 213L38 215H40V214H41V215L38 216V215L36 214ZM41 212H43V213H41ZM50 212H51V214H50ZM71 212H72V213H71ZM86 212H88V213H86ZM98 212H100V213H98ZM103 212H104V213L106 212V213H108V214H107L108 216H110V215H111V216L108 217V216L106 215V213L104 214ZM119 212H120V213H119ZM157 212H158L159 214H158ZM183 212H186L187 214H189V217L187 218L186 213L183 214ZM210 212H211V213H210ZM225 212H226V213H225ZM259 212H260L261 214H260ZM47 213H48V214H47ZM54 213L57 214V215H55ZM77 213H78V214H77ZM82 213H83V214H82ZM102 213L104 214V215H102V219H101V217H97V216H100ZM149 213H150L151 215L153 214V216H151ZM154 213H155V214H154ZM196 213H197V212H196ZM216 213H217L218 215H217ZM79 214H82V215H79ZM94 214L97 215V216H95ZM142 214H143V215H142ZM145 214H147V217H146V216L144 217ZM163 214H165V215H163ZM193 214L197 217V221H198V222H196L197 225L202 224V226L200 225L201 230L199 229V226H194V227H193V225L196 224V223H194V221H196V219H195L196 217L193 216ZM200 214H201V216H200ZM211 214H213V215H211ZM214 214H215V215H214ZM227 214H228V215H227ZM258 214H259V215H258ZM262 214H263V215H262ZM26 215H27V216H26ZM32 215L34 216V218L31 217ZM53 215H55L56 217L59 215V217L56 218V219H54L55 216H54V218H53ZM63 215H64L65 217H63ZM84 215H86V217H85ZM137 215H139V216H137ZM158 215L160 216V218H159ZM161 215H163V216H161ZM182 215H183V216H186V217H183ZM229 215H230V218H229ZM255 215H256V216H255ZM260 215H261V216H260ZM42 216H43V217H42ZM47 216H48V217H47ZM60 216H61V217H60ZM81 216H83V218H82ZM104 216H105V217H104ZM132 216H133V215H132ZM149 216H151V217H149ZM192 216L194 217V220H191V218H193ZM211 216H214V217H211ZM216 216H217L218 218H216ZM226 216H227V217H226ZM254 216H255V217H254ZM257 216H258V218H257ZM30 217H31V218H30ZM75 217L77 218V220H76ZM78 217H79V219H78ZM84 217H85V218H84ZM87 217H88V218H87ZM90 217H91V219L94 218V219H96V220L94 221V219H93V223H91L92 221H90V220H91ZM106 217L108 218V220H106V219H107ZM130 217H131V218H130ZM175 217H177V218L175 219ZM180 217H181L182 219H181ZM259 217H260V218H259ZM32 218H33V220H32ZM36 218H37V219H36ZM51 218H52V219H51ZM59 218H60V220L62 219V222H63L62 224H64V225H61V221L59 220ZM74 218H75V220H74ZM80 218H81V220H80ZM117 218H118V219H117ZM134 218H135V220H134ZM137 218H138V219H137ZM139 218H140V219H139ZM145 218H146V221H145ZM155 218H157V219H155ZM184 218H186L189 222H188L187 220H184ZM204 218H205L206 221L204 220ZM212 218H213L214 220H213ZM219 218H221V219H220L221 222L219 221L220 223L218 222V219H219ZM228 218H229V219H228ZM261 218H263V219L261 220ZM27 219H28V221H26ZM57 219H58L60 222H59ZM65 219H67V220L64 221ZM82 219H83V220L85 219L86 222L89 221V222H88V225H89V226L87 225V223L85 222V220H84V222H81V221H83ZM99 219H100V221H99ZM110 219H112V220L114 219V220H113L114 222H115V220L118 221V222H115V223H114V222L111 221ZM127 219H129V220L131 219V220H130V221H129V220L127 221ZM136 219H137V220H136ZM198 219H199V220H198ZM200 219H201V221H200ZM250 219H251V220H250ZM254 219H255V220H254ZM55 220H57V221H56L57 224L55 223ZM70 220H71V221H70ZM73 220H74V223H75V224L72 223ZM97 220H98V223H97ZM105 220H106V221H105ZM138 220H139V221H140V220L143 221V223H142L141 221L139 222ZM181 220H183V223H184L185 225L182 223ZM190 220H191V221H190ZM226 220H227V221L229 220L230 222L228 221V223H227ZM258 220H259V221H258ZM29 221H30V222H29ZM31 221H32V223H31ZM33 221H34V223H33ZM75 221H76V222H75ZM77 221H79V222H77ZM107 221H108V222H112L113 224H112V223H109V224H108ZM144 221H145V223H144ZM147 221H149V222H147ZM153 221H154V222H153ZM160 221H161V222H160ZM185 221H187L188 224H187ZM204 221H205V222H204ZM207 221H208V222L210 221V222L208 223ZM211 221H212V222H211ZM213 221H214L215 223H214ZM255 221H256V222H255ZM28 222H29V223H28ZM69 222H68V223H69ZM94 222H96V223H94ZM102 222H105V223H102ZM106 222H107L108 225H104V224H106ZM135 222H136V223H135ZM137 222H139V223H138L139 225L137 224ZM146 222H147V223H146ZM151 222H152V224H153V228H154V229H153V230H150V229H152V228H150L149 231H147V232L150 233V231H151V234H148V233H146V229H148L149 227L152 226ZM159 222H160V223H159ZM191 222H193V223H191ZM200 222H202V223H200ZM258 222H260V226H259V223H258ZM45 223H46V224H45ZM51 223H52V224H51ZM53 223H55L54 225H56V226H55V227H56L55 231H54V228H55V227H54ZM59 223H60V224H59ZM76 223H77V224H76ZM78 223H79V224H78ZM89 223H90V224H89ZM117 223H118V225H117ZM140 223H141V225H140ZM149 223H150L151 226L148 225ZM154 223H155V224H154ZM158 223H159V224H158ZM163 223H162V224H163ZM189 223H190V224H189ZM229 223H230L231 225H230ZM257 223H258V224H257ZM50 224H51V225H50ZM81 224L84 225V226H82ZM85 224H86L88 227H87ZM91 224H92V225H96V224H98V225H96L95 228H94V230H93L92 228H90V227H93ZM100 224H101V226H100ZM110 224H111V225H110ZM134 224H135V225H134ZM142 224H143V225H142ZM144 224H145V225H144ZM177 224H179V225H177ZM203 224H204V225H203ZM206 224H207L208 226H207ZM211 224H212V226H213V225H214V226L216 225V226H215V227H216V230H214L215 227L213 228V230L211 229V228H212ZM250 224H251V225H250ZM255 224H256V225H255ZM262 224H263V225H262ZM27 225H28V226H27ZM58 225H60L61 227L58 226ZM79 225H80L81 227H80ZM90 225H91V226H90ZM131 225H132V226H131ZM133 225H134V226H133ZM147 225H148V226H147ZM157 225H158V226H157ZM171 225H172V226L174 225V226H173L172 228H170ZM175 225H176V226H175ZM187 225H190V228H192V230H193V229H194V230L192 231L189 227H187ZM217 225H218V226H217ZM249 225H250V226H249ZM252 225H253V226H252ZM49 226H50V228H49ZM51 226H52V227H51ZM98 226H99V227H98ZM105 226H106V227H105ZM109 226H110V227H109ZM114 226H115V227H114ZM139 226H141L142 228L139 227ZM144 226H145V229H144ZM177 226H178L179 228H178ZM206 226H207V227H206ZM209 226H210L211 228H210ZM220 226H222V228H221ZM228 226H229L230 228H229ZM254 226H255V227H254ZM256 226H257V227H256ZM26 227H27V228H26ZM59 227H60V228H59ZM77 227H78V228H77ZM85 227H86V228H85ZM96 227H97V230H96ZM107 227L109 228L108 230H107ZM111 227H112V228H111ZM167 227H169V228H167ZM205 227H206V229H205ZM217 227H219V228L221 229V232H222V233L220 232V230H219ZM245 227H243V230L246 229ZM249 227H250V230H249ZM52 228H53V229H52ZM80 228H81L82 232H81V230H80V233H79L78 230H79ZM84 228H85V229H84ZM89 228H90V231L92 230L91 232L95 233V235H92L93 233H90V234H91V235H90V238H88L89 236L87 235V234H89V232H90V231H89ZM105 228H106V229H105ZM131 228H132L133 230H132ZM176 228H178V230H177ZM180 228H181V229H180ZM196 228L199 229L198 234H197L198 229H197V231H196ZM203 228H204V230H202ZM251 228H252V229H251ZM254 228H255V229H254ZM258 228H259V230H258ZM43 229H44V230L46 229V230H45V233H44V230H43ZM87 229H88V231H86ZM170 229H171V230H170ZM207 229H208V231H207ZM222 229H223V230L225 229V230L222 231ZM227 229H228L229 231H228ZM262 229H263V230H262ZM72 230H74V231H72ZM137 230H139V231H137ZM141 230H142V231H141ZM155 230H156V231H155ZM217 230H219V231H217ZM251 230H253V231L256 230V231H257V234H258V235H261V236H258V235L256 234V232H253V231H251ZM52 231H53V233H51ZM57 231L59 232V234L57 233L58 236H57L56 234H54V233H56ZM134 231H135V233H134ZM144 231H145V232H144ZM181 231H182V233H181ZM183 231H185L186 233H184ZM187 231H188V232H187ZM216 231H217L218 233H220V234H223V232H224V234H223L224 236H222V235H220V234L218 235V233H215ZM259 231H260V234H259ZM49 232H50V233H49ZM60 232H61L62 234H61ZM83 232H85V233H83ZM137 232H138V233H137ZM139 232H142L143 234H142V233H139ZM153 232H154V233H153ZM179 232H180V234H179ZM192 232H193V233H192ZM206 232H207L208 234H207ZM226 232H227V233H226ZM42 233H43V234H42ZM73 233H75V234H73ZM109 233H110L111 236L109 235ZM111 233H112V234H111ZM136 233H137V234H136ZM144 233H146V234H144ZM156 233H158V234H156ZM177 233H178V234H177ZM199 233H200V234H199ZM228 233H229V235H228ZM252 233H253L254 235H253ZM48 234H49V235H48ZM53 234H54V235H53ZM79 234H80V236H83L84 238H83V237H82V239L79 238V237H80ZM82 234H83V235H82ZM138 234H139V235H138ZM147 234H148L149 237H151V239H149V238L145 239L146 237H148V236H146ZM155 234H156V235H155ZM182 234H183V235L185 234V235H184L183 237H181ZM186 234H187L188 236H187ZM195 234H196V235H195ZM215 234H216V235H215ZM225 234H226V235H225ZM249 234H250V235H249ZM251 234H252V235H251ZM255 234H256V235H255ZM47 235H48V236H47ZM52 235H53V236H52ZM76 235H78V236H76ZM179 235H181V236L178 237ZM227 235H228V236H227ZM51 236H52V237H51ZM56 236H57L59 239H58ZM73 236H74L75 238H74ZM86 236H88V237L86 238V241H85L84 239H85ZM134 236H137V237H134ZM145 236H146V237H145ZM154 236L157 237V238L159 237V238H158L159 240H157V238L154 240V239H153ZM209 236H210L211 241H210V239H209ZM220 236L223 238V240H221L222 238H221ZM250 236H251V237H250ZM253 236H255V238H252ZM54 237H55V238H54ZM76 237H78L79 240H80V239L83 240L84 242H82V243H81V241L79 242V240H78ZM91 237H92V239H91ZM94 237H95V240H93ZM160 237L162 238V240H160ZM191 237H192V239H191ZM200 237H201V238H200ZM203 237H204V238H203ZM205 237L209 239V240L207 239V242H208L207 244H208V245L205 244V243H206V238H205ZM217 237H220V238H217ZM225 237H226V238H225ZM227 237H228V238H227ZM261 237H263V238L261 239ZM53 238L56 239V241L58 240L59 245H58V243H57L55 240H52ZM73 238H74V240H73ZM136 238H137V239H136ZM140 238H141V239H140ZM181 238H182V239H181ZM184 238H185V239H184ZM44 239H45V240H44ZM60 239H61V240H60ZM111 239H112V240H111ZM134 239H136V240H134ZM139 239H140V240H139ZM143 239H145V241H144ZM167 239H169V240H167ZM201 239H202V241H201ZM226 239H227L228 241H227ZM241 239H242V238H241ZM241 239L239 240L238 243L242 242ZM256 239H257V240H256ZM258 239H259V241H258ZM48 240H49V241H48ZM51 240H52L53 242H55L54 245L52 244V241H51ZM87 240H88V241H87ZM132 240H133V242H134V241L137 242V243L134 242V246H135L137 249H136L135 247H134L135 249L133 248V242L130 243V241H132ZM138 240H139V241H138ZM148 240H150V243H149V244H148ZM166 240H167V241H166ZM174 240H175V241H174ZM177 240H178V241H177ZM182 240H183V241H182ZM198 240H199V241H198ZM213 240L215 241V245H213V244H214V241H213ZM260 240H262V242H261ZM10 241H11L12 243H11V242H8V243H7L8 245L6 244V248H7L8 246H10L11 244H13V243L16 244V245L13 244L12 246H13V247L15 246V247L17 248V245H18L17 242H18V240L11 239ZM13 241H14V242H13ZM43 241H45V244H47V242H48L49 245H48V244H47L46 246L43 245V244H44ZM91 241H92V242H91ZM140 241H141V244H140ZM152 241H153V243H152V245H150ZM157 241H158V242H157ZM186 241H187V243H186ZM203 241H204V242H203ZM209 241H210V242H209ZM220 241H221V242H220ZM224 241H227V242H226L225 244H223V245H224V248H223L222 243H223ZM244 241H245V242H244ZM248 241H249V243H248ZM250 241H251V242H250ZM256 241H257V243H256ZM15 242H16V243H15ZM85 242L88 243L89 245H92V244H90V242L93 243L92 248H91L88 244H85ZM128 242H129L130 245L128 244ZM146 242H147V243H146ZM154 242H155V243H154ZM159 242H161L160 244H163V245H161L162 247L160 246ZM181 242H182V243H181ZM184 242H185L186 244H189L190 249L188 248V246H187L186 244H184ZM189 242H190V243H189ZM191 242H192V244H191ZM216 242H217V243H216ZM252 242H253V245H254V244H257L258 248H260L261 246H263V247H261V249H260L262 252H260V250L257 248V246H255V245L253 246V245H252ZM254 242H255V243H254ZM10 243H11V244H10ZM37 243H38L39 245H38ZM56 243H57V244H56ZM73 243H72V244H73ZM80 243L82 244L81 246H80ZM135 243H136V244H135ZM143 243H144V245L147 246V248H146L144 245H142ZM145 243H146V244H145ZM164 243H165L166 245H165ZM169 243H170V244H169ZM171 243H172V245H171ZM193 243H194V244H193ZM209 243H210V244H209ZM212 243H213V244H212ZM250 243H251V244H250ZM83 244H85V245H83ZM139 244L142 245L144 248H142V246H140ZM157 244H158V246H157ZM180 244H181V246H180ZM216 244H218V245L216 246ZM248 244H249V246H250V245L253 246L254 249H253V247L250 246V247L252 248V249H251V248L248 246ZM262 244H263V245H262ZM55 245L58 247V248H54V249H56V251L53 250V254H51V252L48 253V252H49V249H50V251H52L53 247H56ZM113 245H114V244H113ZM131 245H132V247H131ZM148 245H149V246H148ZM195 245H196V246H195ZM211 245H212V247H209V246H211ZM221 245H222V246H221ZM12 246L10 247L12 251H11V250H10V251H11V252H14L16 248H15V247L13 248ZM78 246H79V247H83V248L80 249ZM114 246H115V245H114ZM138 246H139V247H138ZM152 246H153V248H154V246H155V248H157V250L154 248L155 251H154L153 253H151V251H152V250H151V249H152ZM156 246H157V247H156ZM182 246H184V247H182ZM185 246H186V248H185ZM197 246H198V247H197ZM203 246H205V247H203ZM207 246H208V248H207ZM213 246H215V248H213ZM227 246H228V247H227ZM239 246H241V247H239ZM44 247H45L46 249H45ZM47 247H49V248L47 249ZM84 247H85V248H84ZM86 247H87V248H86ZM89 247H90V248H89ZM140 247H141V248H140ZM150 247H151V249H150ZM219 247H220V248H219ZM221 247H222V248H221ZM225 247H227V248H225ZM6 248H5V249H6ZM35 248H36V251H35L36 253L34 252ZM73 248H74V249H73ZM117 248H118V249H117ZM148 248H149V249H148ZM158 248H159V249H158ZM161 248H163L164 251H163ZM171 248H172V249H171ZM187 248H188V249H187ZM205 248H206V249H205ZM217 248H218V249H217ZM249 248H250V250H249ZM255 248H257V249H255ZM262 248H263V249H262ZM7 249H8V248H7ZM7 249H6V250H7ZM28 249H29V250H28ZM44 249H45L46 253H45ZM78 249H79V250H78ZM131 249H132V252L130 251ZM143 249H144V250H143ZM165 249H166V251H165ZM167 249H168V250H167ZM202 249H205V250L202 251ZM219 249H220L221 252L219 251ZM221 249H224V250H221ZM225 249H226V250H225ZM246 249H248V251H247ZM6 250H4L3 252H4V253L6 252L5 254H9V253H10V252H9V249H8L7 251H6ZM57 250H58V251H57ZM71 250H72V251H71ZM75 250H76V252H75ZM123 250H124V251H123ZM127 250H128L130 253H129ZM134 250H135L136 253L134 252ZM140 250H141V253H139ZM145 250H146V252H147V251H148V252H147V253H144ZM149 250H151V251H149ZM159 250H161V251H159ZM169 250H170V251H169ZM193 250H194V251H193ZM197 250H198V251H197ZM206 250H207V251H206ZM210 250H211V251H210ZM216 250H217L218 254H217ZM244 250H245V251H244ZM255 250H256V251L259 250L258 253H257V252H254ZM30 251H31V252H30ZM62 251H63V253H62ZM81 251H84V252H81ZM88 251L91 253V256H90V254H89ZM119 251H120L122 254H119ZM158 251H159V252H158ZM196 251H197V252H196ZM204 251H205V252H204ZM208 251H209V252H208ZM222 251H224V253H225L224 255H222V254H223ZM226 251H227V252H226ZM8 252H9V253H8ZM27 252H28V254H31V256H30V255H27ZM29 252H30V253H29ZM37 252H38V254H37ZM55 252H57V253H55ZM60 252H61V253H60ZM73 252H75V253L72 254ZM77 252H78L79 254H77V256H76V253H77ZM80 252H81V253H80ZM149 252H150L151 254H153V255H151ZM155 252H156V255H157L158 253H161L162 256H163V255L166 256V259H165V257L163 256L162 260H160V259H161V254H160V257H159V254H158L157 256L154 254ZM157 252H158V253H157ZM163 252H164L165 254H163ZM169 252H170V253H169ZM189 252H190V253H189ZM191 252H192V253H191ZM199 252H200V253H199ZM202 252H203V253H202ZM207 252H208V253H207ZM212 252H213V253H212ZM219 252H220V253H219ZM248 252H249V253H248ZM250 252H251V255H250ZM4 253L2 254V255H3L2 258H4ZM32 253H33V255H32ZM34 253H35V255H34ZM59 253H60V254H59ZM112 253H113V254H112ZM125 253H127L128 256H127V255L125 256V255H124ZM132 253H133V254H132ZM137 253H138V254H137ZM142 253H143V254H142ZM167 253H168V254H167ZM196 253H199V254L196 255ZM204 253H205V254H204ZM210 253H211L212 255H211ZM221 253H222V254H221ZM228 253H227L226 256H228ZM255 253H256V255H255ZM261 253H262L263 255H262ZM45 254H46V255H45ZM114 254H115V255L117 254L118 256H115ZM129 254H130V255H129ZM131 254H132L133 256H132ZM135 254H136V256L138 255L137 257H138L139 260L136 258ZM140 254H141V256H140ZM145 254H146V255H145ZM166 254H167V255H166ZM201 254L204 255L205 257H203ZM213 254H214V256H216L215 258H214V256H213ZM215 254H216V255H215ZM252 254L255 255V256H252ZM37 255H38V256H37ZM53 255H54V256H53ZM71 255H72V256H71ZM87 255H88V256H87ZM112 255H113V256H112ZM119 255H122V256H119ZM175 255H177L178 257L175 256ZM192 255H193V256L195 255L194 257H197V258L195 259ZM200 255H201V256H200ZM208 255H209V256H208ZM218 255H219V256H218ZM221 255H222V256H221ZM27 256L30 257V259H29ZM33 256H34V257H33ZM40 256H41V258H39ZM48 256H50V257H48ZM51 256H52L53 258H51ZM57 256L60 257L59 261H58V259H56V258H58ZM61 256H62V257H61ZM130 256H131V257H130ZM142 256H143V258H142ZM149 256H150V260H151V258H152V263H151V261L149 260ZM151 256H152V257H151ZM153 256H154V257H153ZM167 256H170V257L168 258V260H167ZM179 256H180V259H179ZM181 256H182V258H181ZM206 256H208L209 258L206 257ZM223 256H224V257H223ZM241 256H243V257L240 258ZM249 256H250V257H249ZM251 256H252V257H255V258L258 259V260H256L255 258H254V259L251 258ZM261 256H262V257H261ZM79 257H80V256H79ZM91 257H92V258H91ZM117 257H118V259H119L120 261L116 259ZM132 257H134V260H135V261L132 260V259H133ZM158 257H159V258H158ZM173 257H177L176 262H175V260H174ZM192 257H193L194 259H193ZM201 257H202V258H201ZM244 257H245V259H244ZM259 257H260V258H259ZM31 258H32L34 261H36V262L32 263L33 261L31 260ZM44 258H45V259H44ZM94 258H96V260H102V259H103L102 261H100V262H103V263H100L99 261L96 262V260H95ZM114 258H115V259H114ZM126 258H127V259H126ZM140 258H142L143 260H140ZM144 258H148V260L146 259V261H145ZM153 258H154V260H153ZM170 258H171L173 261H171ZM184 258H186V260H183ZM199 258H201V259H199ZM203 258H204V260H206L207 258H208V259H207L206 261H204ZM205 258H206V259H205ZM218 258H217V259H218ZM236 258H235V259H236ZM239 258H240L242 261H241ZM246 258H247V259H246ZM250 258H251L252 260H251ZM262 258H263V259H262ZM26 259H28V260H26ZM47 259H49V260H47ZM52 259H53V261H52ZM54 259H56V260H54ZM75 259H76V260H75ZM93 259H94L95 261H94ZM109 259H110V260H109ZM111 259H114V261L111 260ZM164 259L167 260V261H165ZM178 259H179V261H178ZM192 259H193V260H192ZM243 259H244V260H243ZM248 259H249V260H248ZM29 260H30V262H29ZM45 260H46V262H45ZM85 260H86V261H85ZM92 260H93V261H92ZM116 260H117V261H116ZM136 260H137L138 262H137ZM163 260H164V261H163ZM169 260H170V261H169ZM188 260H189V261H188ZM194 260H195V261H194ZM212 260H213V261H212ZM246 260H247V262H246ZM250 260H251L252 262H251ZM1 261H2V260H1ZM1 261H0V262H1ZM31 261H32V262H31ZM48 261H49V262H48ZM84 261H85V262H84ZM118 261H119V262H118ZM139 261H142V263L139 262ZM143 261H144V262H143ZM147 261H148L149 263H148ZM168 261H169V262H168ZM207 261H209V262H207ZM237 261H238V262H237ZM244 261H245V262H244ZM248 261H249V262H248ZM256 261H257V262H256ZM50 262H51V263H50ZM91 262H93V263H91ZM98 262H99V263H98ZM109 262H110V263H109ZM132 262H134V263H132ZM171 262H172V263H171ZM180 262H181V263H180ZM262 262H260V264H264V263H262ZM105 263H104V264H105ZM159 263H158V264H159ZM1 264H3V261L1 262ZM193 264H194V263H193ZM257 264H258V263H257Z\"/></svg>", "mask_w": 264, "mask_h": 264}, {"label": "bare ground", "instance_id": "6f19581e", "mask_svg": "<svg viewBox=\"0 0 264 264\" xmlns=\"http://www.w3.org/2000/svg\"><path fill=\"white\" fill-rule=\"evenodd\" d=\"M3 1H5V0H3ZM10 1V0H9ZM12 1V0H11ZM10 1V2H11ZM15 1V0H14ZM13 1V2H14ZM52 1L53 0H51V3L49 2V0H16L15 2H14V4H13V7H12V3L13 2H11V3H9L8 2V0L6 1V2H8L9 4H11V5H7V3L6 4H4V6L6 5V6H8V7H11V13H9L8 12V14L9 15H7V17L5 18L4 17V19H2L1 21H3V22H1L0 23V52L2 53V55H0L1 57H0V117L2 116V114H4L3 116H2V118H4L5 116H6V113L8 112L9 113V115H10V117H11V120L9 121V120H7L8 122H10V123H8L9 125L7 126V123H6V121L5 122H3V120H5V119H2V121H1V118H0V124L1 123H4V125H5V123H6V126L4 127V125H3V128L5 129V131H6V134H5V131H4V134H3V130L1 131L0 130V132H2V133H0V134H3L4 136V139L5 138H7L6 136L8 135V136H10L9 137V139H7V141H8V145L10 144L9 143V140L11 141V143L12 144H10V146H9V148L6 146V144L4 143L5 141H3L2 140V138H1V136H0V140H2L3 141V143H2V141H1V144H3V147H2V145L0 144V146L2 147L1 148V150L2 151H4V152H6L5 150H7V152L5 153V157H4V159L1 157V162H3L2 163V165H1V168H0V261L2 260L3 261V264H26L28 261H24V259L26 258L25 256L26 255H24L26 252H25V250H26V248H30V247H32L33 245H34V243H36V242H40V245H41V242H42V239H40V234H41V229L39 228L40 227V224H41V222L42 221H44V220H41L40 221V223L38 224V222H39V219L38 220H35L36 221V224L34 225V224H31V226H29L27 229H25L24 228V225L23 224H25V223H21V220H24V219H26V218H24V219H22L23 217H24V212H23V209H24V205H25V203H26V200H27V198L29 197V196H31V198H32V202H33V198L35 199V195L37 194L36 192H37V188H38V186H37V184H39V185H41L42 183V179L40 180V167H39V165L40 164H42V161H43V156H44V154L46 155V153H47V151H48V149H47V147H45L46 145H47V143L46 144H44V142H46V141H48V140H50V137H49V135H51L50 133L51 132H53V131H55L56 130V128L59 126V125H61L60 126V128L61 127H63V124H64V122H65V116H63L62 118L60 117V119H62V121H60L62 124H59V123H56V124H58V125H56L55 123H53V122H55L56 121V119H59V116H57L56 117V114L58 113L57 112V110H58V108H59V106H62L61 104L62 103H60V100H61V97H59V96H62L63 97V95H62V93H59V92H62L63 90H66L65 89V87L67 86L66 84H63V85H61L62 83V81H63V83H64V77L66 76V75H68L69 74V76H70V73H71V71H73V72H75L74 73V77L72 78H70L71 80L73 79H75V81L74 82H76V84L74 83L73 85L75 86H78L77 84V78L78 77H80V78H83L84 76L86 77L87 76V74H89V73H94V74H96L97 73V75H99L98 73L100 72V74L102 73L101 71H103L104 69H105V67L103 66V70H100L99 71V61H100V59L102 58L103 60H102V62H100V64L101 63H103L104 61H106L105 59H108L107 57H109L110 55H111V53H112V49H111V46H112V44H113V41H114V38H115V36L117 35V37H118V32H117V30H121L120 28H119V25H120V21H123L122 20V15L123 14H125L128 10H127V7H128V9H130L129 7H132V6H130L131 5V3H132V1L134 2V0H114V2H116V4H117V6H116V4H115V9H117L116 10V12H117V14L119 15V17H118V19L117 20H115L114 22H113V24H112V21L115 19V18H117V16L115 15V18H113V20H112V18H111V16H113L112 14V12H114V10H112V14H109L110 15V17L109 18H111V22L109 21V24L111 23L112 24V26L111 25H108V26H111L112 27V29H111V31H110V33H109V35H107L106 34V36L105 35H103V36H105L104 38H98L97 37V39H101V40H103L102 41V43L100 42L99 44H100V46H99V48H97L98 49V51H97V49H96V51H95V49H93V51H95V53H99L98 55H100L101 56V58L99 59L98 57H97V59H99L98 60V62H94V63H92V60H91V63H90V61H88L87 62V64L85 65V59L87 60V56L86 57H82L80 54H79V52L80 51H78V50H81V48L80 49H77L76 50V48L77 47H74L75 45L74 44H82V42H84V40H85V37H87V35H89V34H87V31H88V33H90V31L88 30L89 28H90V25H91V23H92V19H91V17H96L95 15L94 16H92L93 14H92V12L94 11V10H98V8L99 7H102V6H100V5H104V3H106V2H108L107 0H88V1H90V2H88L87 0H85V2H84V6L87 4V3H89V5L91 6L92 4H91V2H93V4H94V6H92L93 7V9H90L91 11H87V12H85V11H81V8H82V6L83 5H81L82 4V0H81V4H80V7H79V5L77 6V7H79V9L80 10H78L79 12H80V14H81V12L82 13H84V15L83 16H81L80 17V14L79 13H77L76 14V16L77 15H79V17L80 18H78V16H77V18H78V20L75 22V24L73 25V30H71L70 28H68L69 26H71V24H69V20L71 19V18H69L68 17V14L69 13H66V12H64L65 10H64V8L63 7H61V9L63 8V10L64 11H61V12H64L65 14H67V17H68V24H69V26L67 27V29L66 30H69L68 31V33H70V31H71V34H69V38H67L68 39V41L66 40L65 41V39H64V43L66 44H64L63 46H61L62 44H60L61 42L60 41H62V40H58L59 41V46H58V49L56 48V51L54 52V43L56 42V44H58V41H55V39H54V41L55 42H52L53 41V38H52V40H51V42L53 43V44H51L50 43V41H49V39L47 40L46 38V40L42 37V35L41 34H43V36H45L46 37V35H44V33H45V31H44V33H42L43 31H42V29H38V27H39V21H40V25H42V23H41V21L43 22V20H41V19H43L46 15H47V11H48V5L50 4V6L52 5ZM77 1V0H76ZM76 1H74V3L75 4H77L78 3V1H77V3H76ZM86 1H87V3H86ZM111 1V0H110ZM110 1L108 2V3H110ZM141 1V0H140ZM147 1V0H146ZM146 1H144V2H146ZM149 1V0H148ZM164 1V0H163ZM167 1V0H166ZM170 1H172L173 2V0H170ZM175 1V0H174ZM177 2H178V0H176ZM175 1V2H176ZM181 1V0H180ZM183 1V0H182ZM188 1H190V0H188ZM191 1H193V0H191ZM201 1H203V0H201ZM205 1V0H204ZM238 1H240V0H226L225 2L222 0L221 2H223V6H221L220 8H219V10L217 11V13L216 12H214L215 10H213L212 8H213V6H214V2H216L215 0H208V2H207V4H206V6L203 8L204 9V12L202 13V8H200V9H198V10H200L201 11V13H202V15H200V13L198 14V15H200V18H198L197 19V21L196 22H194L193 20H190V21H193V23L192 24H190V26L191 25H194V23H195V25H194V29H193V31H192V34H190L191 35V38L189 39V38H187V37H185V39L187 40V39H189L188 41H185L184 43H183V45H181L182 44V42H181V46H182V48H179L180 47V45H178V48L180 49V50H182L181 52H182V56H183V53L185 54L184 55V57L187 55V54H189L188 53V50H189V48H191L192 46L190 45L191 44V42L193 41V40H197L198 39V37H200V38H202L203 37V35H201V33H202V31L205 29V27H207L206 25L208 24L207 22H209L210 23V21L209 20H211L213 17H215V19L217 20V23H218V25L217 26H221V28L222 29H220L219 28V30H218V28H216L217 26H215V24H214V27L218 30V32L219 33H217V31H216V33H217V35H212L211 34V37L209 38V39H206L207 40V42H205V40L204 41H202V42H205L204 44L202 43V46L203 47H201L202 49H201V51L200 52H198L199 54L197 55V56H193L192 58H194V59H192L191 60V63H192V65H190L189 66V68L187 69V72H186V75H185V71L186 70H184L185 68L183 67V69H181L180 68V63H177V66H178V64H179V69H178V71H174L175 73H176V75H175V77H173L174 78V80H173V84L172 83H170L172 86L171 87H169L168 88V86L170 85H167L168 83L166 82V81H168L169 82V80H170V78L172 77V73H170V72H172V69H171V67H170V65H169V68H170V70H168V71H165L166 69H164L163 70V76L161 77V78H163L164 77V73H166V76H168L167 75V72L171 75H169L170 77H169V79L167 80L165 77V82L167 83H165V82H163V79H162V82L163 83H165L164 85H167V87H166V91L164 92V95L163 96H161V99H159V101L158 102H155L156 104H152V103H148L147 105L146 104H144L145 105V107L143 108V109H141V110H143L142 112H141V110H140V108L138 107V105H137V103H136V106L139 108H137L138 110H140V117H139V119L135 122V123H133L135 120L134 119H136L135 118V116L133 115L134 113H135V115H136V112L138 111L136 108H132V106H130L131 107V113L132 112H134V110L132 111V109H136L135 110V112L134 113H132V115L134 116V118L132 119V118H130L131 119V125H132V123L135 125L134 127H135V129H137V134H136V138L134 137V135H133V137L135 138V139H133V137H132V139H130V140H132V142H131V144L129 143L127 146H129L130 145V150L128 151V152H124V153H122V154H124V156H125V153L127 154L128 153V159H129V161L127 160V159H125L126 160V162H125V160L123 161V160H121V161H118L117 159H118V157L120 158L121 156L119 155L118 156V153H119V151L117 152V154H115V155H113V157H111L112 156V154H111V158L109 157V159L111 160L112 158H114V156H116V158L117 159H115L114 160V162H111V161H109V159L108 158H106L107 156L105 155V154H107V153H109V151L111 150V149H115L116 151H117V149H116V147L118 148V150H120L121 151V149L123 148L122 147V143H121V146H120V143H117V144H119L118 146H120V149H119V147L117 146V144L115 143V147L113 146V148L111 147L110 149H108L107 150V147L106 146H103L104 148H106V150H107V153H105V154H102V153H104L106 150H104L103 149V152H102V150H101V152L99 151L100 149H102L103 147H102V142H100V145L99 146H101V148L97 151V152H100L103 156H102V158L103 159H105V160H103V163L101 162L102 161V158L101 159H97V163L95 162V166H94V168H97L98 167V165H99V167H100V163H102V164H105V162L104 161H106L107 159V161H109V162H111V164L108 162V163H106V166H108V164L109 165H112L111 166V168L113 169L112 170V173H114L115 172V176H113L110 180H108L109 182H110V184H109V186L108 187H106V189L104 190V186H103V188H102V190L101 191H98L99 192V197H100V199L101 198H105V201H107L106 203H115V204H117V207H118V204H120V203H124V204H126V208L124 209V208H122V209H124V211H123V213L121 212H119L120 213V215L121 216H118V217H120L119 218V225H118V223H117V227H115V228H113L112 229V233H113V241H114V243H112V245L110 244V242H109V240L110 239H108L107 237V235H108V232H110V231H106V230H100V232L98 231V234L96 233V235H95V233H93V232H91L90 231V228H92L93 230H94V228H95V226L96 225H98V224H96V225H92L93 227H90L89 228V234H87L88 236H86L85 237V241H86V238L88 237V238H90V233H93L92 235H95L96 236V240H95V237H94V239L93 240H95V253L93 252V257L95 256L94 254H96V256H97V259H100L101 257L103 258L104 257V263H105V261H107L106 259H105V257H106V254H109L110 252H114L115 250H116V246L117 247H120V249H118V250H120L121 251V247L122 248H125V251H126V249H127V247H128V245H127V247L125 246L126 245V242L131 238V236H132V232L133 231H131L130 230V224L128 225V222L126 223L125 221H126V218H128V216H129V212H131L132 211V213H130V215H131V217H134V216H136L135 214H133V212H135V210H132V209H135V204H133V206L131 205V204H127V201H129V199L131 198L132 200H134V198H136V196H134V194H135V192L137 191L136 189H138L137 187H139V186H141V187H139V189L140 188H144V191L143 192H146V191H148V190H150V189H148L147 190V188H146V191H145V187H150L149 185H147V186H145V184H148L149 183V181H152V180H154L153 178H155L156 176L158 177V179H156V180H159V178H161L160 176L161 175H163V176H167V174L171 171V168L172 167H174V165H178V163L177 162H179V161H181L182 160V158L179 160V161H177L176 159H177V154H178V152H179V146L178 145H180V144H178V142H176L175 144L178 146V147H174L175 145L173 144H170V143H173L174 142V139L176 138V140L177 139H179L177 136H176V134H172V136L174 135V138L172 139L173 140V142H170L169 143V141H170V138H167V140H166V137H165V134L168 132V129H169V125H170V127L173 125H171V119H173L172 121L174 122V118H172L173 116H175V114L174 113H179L180 111H181V109H182V107H183V110H184V104H183V106L181 105V101L183 100H181L180 99V97L179 96H182L183 97V95L181 94V92L180 91H182V93H183V90H184V88H186V84H187V76L189 77V76H191L193 73H195L196 71H197V73H198V69H199V71H200V68H202L203 69V66L202 67H199V65L200 64H202L203 62H205V60H207L208 58L209 59H211V58H213V59H211V61H209V62H212V60H214V59H217L216 57H218L219 58V60H217V61H220V54L221 53H223V52H225L224 51V49L226 48V50H227V52L229 51V48L228 47H230V46H232V48L234 47V44L236 43L237 44V42L238 43H240V41L242 40L243 42H244V40L243 39H241L242 38V36H243V23H242V21L241 20H239V21H237L236 20V22L232 19L230 22L231 23H226L225 22V19L228 17L227 16V14H228V12H230L231 13V8L232 7H234L233 5H235L236 6V9L235 10H238V12H239V9L237 8V2ZM253 1L254 0H252V3H253ZM261 1H263V0H261ZM1 2V1H0ZM62 2H65V0H54V2H53V5L49 8V9H51L52 11H53V13H55L54 11H57V12H59V6H61V4H62ZM67 2H68V0H67ZM70 2V1H69ZM142 2H143V0H142ZM142 3L143 5H145V3ZM149 2H151V1H149ZM155 2H157V1H155ZM167 2H169V1H167ZM176 2V3H177ZM184 2H186V1H184ZM184 2H183V4H184ZM219 2V1H218ZM217 2V3H218ZM241 2H243V6H242V12L243 13H245L246 11H247V9H248V5L250 4V2H249V0H241ZM249 2V3H248ZM255 3H256V1H254ZM264 2V1H263ZM74 3H72V1H71V3L69 4V5H73ZM135 3V2H134ZM137 3V2H136ZM139 3V2H138ZM153 4H155L154 3V1L152 2ZM152 3H151V6H152ZM160 3H162V0H161V2ZM165 3V1L162 3V4H164ZM190 3V2H189ZM189 3L187 4V5H189ZM236 3V4H235ZM238 3H240V2H238ZM255 3H253V4H255ZM259 3V2H258ZM261 3V2H260ZM64 4V3H63ZM111 5H112V2L110 3ZM110 4H108V5H110ZM148 4V3H147ZM147 4H146V8H147ZM157 4V3H156ZM162 4H157L156 6L158 7V5L160 6V5H162ZM167 4H170V7H171V3H167ZM179 4H181V3H179ZM186 4V3H185ZM190 4H195L194 2L193 3H190ZM196 4H200V1L198 2V3H196ZM201 4H202V2H201ZM205 4V3H204ZM219 5H220V3H218ZM218 4H216V5H218ZM253 4H251L252 6H253ZM262 4V3H261ZM68 5V4H67ZM67 5H66V2H65V7L67 8ZM88 5V6H89ZM107 4L105 5V8H107L106 6H108ZM135 5V4H134ZM133 5V6H134ZM139 5V4H138ZM149 5V4H148ZM182 5V4H181ZM181 5H180V7H176V8H180V9H178V11L180 10V11H182L181 10ZM215 5V6H216ZM222 5V4H221ZM239 5V4H238ZM251 5H250V8H251ZM259 5V4H258ZM264 5V4H263ZM3 6V7H4ZM73 6H75V5H73ZM136 6V5H135ZM164 7L166 6V4L165 5H163ZM173 6H174V3H173ZM172 6V7H173ZM175 6H176V4H175ZM260 6H262V5H260ZM8 7H6L7 9H8ZM72 7V6H71ZM114 7V6H113ZM118 7V8H117ZM138 7V6H137ZM139 7H142V6H139ZM145 7V6H144ZM153 7H154V5H153ZM153 7H151L150 8V6H149V8H150V10L149 9H147L146 10V8H145V11L146 12H148L149 11V13H151V11H153V14L154 13H157V11L159 10V11H161V9H162V7L161 8H158V10H156V8H154L156 11H154V9H152ZM163 7V8H164ZM169 7V6H168ZM172 7L170 8V9H168L169 11L168 12H166L167 11V9H166V11L164 10V13L166 14V13H169L170 11H172ZM200 7H202V5L200 6ZM59 8V9H58ZM69 8V9H68ZM68 10H71V9H73V8H71L70 9V6H68ZM84 8V7H83ZM82 8V9H83ZM85 8H88V7H86L85 6ZM133 8V7H132ZM132 8H131V10H132ZM173 8H175V7H173ZM192 8H193V6H192ZM191 8V9H192ZM196 8V7H195ZM199 8V7H198ZM255 7H253V9H254ZM257 8V7H256ZM259 8V7H258ZM66 9V11H68ZM111 9H112V7L110 8L109 7V10L111 11ZM114 9V8H113ZM135 9V10H134ZM141 9H143L144 10V8H141ZM152 9V10H151ZM165 9V8H164ZM187 9H189V7L187 8V6H186V10ZM194 9V8H193ZM240 9V10H241ZM252 9V10H253ZM77 10V9H76ZM85 10V9H84ZM136 10H137V8H133V14L136 12ZM177 10V9H176ZM175 10V11H176ZM230 10V11H229ZM233 10L234 9H232V12H233ZM249 11H251L250 9H248ZM259 10V9H258ZM257 10V11H258ZM4 11V10H3ZM2 10H1V12L2 13H4L3 15H5V13L7 14V12H3ZM50 11V10H49ZM101 11V9L100 10H98V11H95V12H100ZM104 11V10H103ZM103 11H101V12H103ZM109 11V12H110ZM126 11V12H125ZM139 11V12H138ZM138 13H140V11L141 10H139L138 9ZM158 11V12H159ZM183 11H185V10H183ZM188 11V10H187ZM187 11H185V12H187ZM191 11V10H190ZM195 12L197 11V10H194ZM212 11L214 12V13H216L215 15H213L214 13H212ZM255 11V10H254ZM57 12H56V14H57ZM61 12H59V13H61ZM70 13L72 12V11H69ZM75 12V10H73V13ZM109 12H105V13H103V14H101V15H104V14H108ZM116 12L114 13V14H116ZM125 12V13H124ZM145 12V13H146ZM177 12V11H176ZM185 12H180V14L181 15H179V17L180 16H182L183 15V13L185 14ZM198 12V11H197ZM236 12V11H235ZM238 12H236V13H234V14H237ZM241 12V11H240ZM241 12V13H242ZM253 12V11H252ZM53 13H51V14H53ZM72 13V14H73ZM128 14H129V12H127ZM141 13H144V12H141ZM144 13V16L145 15H148L149 16V19H151L152 20V16H154V15H149L148 13H146L145 14ZM162 13V14H161ZM174 14H175V12H173ZM190 13V12H189ZM192 13H194V12H192ZM240 13V14H241ZM260 13V12H259ZM258 13V14H259ZM56 14L55 15H53L54 17H57L56 16ZM62 14V13H61ZM61 14H59V16L60 17H62V16H64V15H61ZM94 14H96L97 15V13H94ZM100 14H98L99 15V17H101L100 16ZM131 14V13H130ZM158 14H161V15H163V12L161 11L160 13H158ZM170 14V13H169ZM169 14H167V15H169ZM177 14V13H176ZM251 14V13H250ZM255 13H253V14H251V16H253ZM97 15V16H98ZM108 15V16H109ZM126 15V14H125ZM132 15V14H131ZM131 15H129L128 16V18H126V16H125V20L127 19V20H129L130 19V16ZM135 15V14H134ZM133 15V16H134ZM138 15H140V14H138ZM160 15V18L161 19H163L162 18V16ZM194 15V14H193ZM229 15V14H228ZM231 15V14H230ZM238 15H239V13H238ZM238 15L236 16V18L238 17ZM242 16L244 15V14H241ZM256 15H257V13H256ZM255 15V16H256ZM1 16V15H0ZM49 16H51L50 14H49ZM52 16V18H54ZM66 16V15H65ZM132 16V17H133ZM142 16V15H141ZM147 16V17H148ZM174 16V15H173ZM188 16V14L186 15V17ZM191 16V15H190ZM195 16L197 17V13L195 14ZM232 16V15H231ZM231 16H229V17H231ZM245 16V15H244ZM243 16V17H244ZM260 16V15H259ZM47 17H48V15H47ZM46 17V18H47ZM60 17H59V19H60ZM72 17V16H71ZM99 17H96V20L97 19H99V20H97V21H100L101 23H103L102 25L104 26V25H106V22H105V24H104V22H102V20H100V18ZM106 17V16H105ZM104 16H103V18H105ZM121 17V18H120ZM135 17V16H134ZM143 17V16H142ZM142 17H140V16H138V19H141ZM146 17V16H145ZM155 17H156V14H155ZM175 17H176V15H175ZM178 17V16H177ZM185 17V16H184ZM184 17H180L181 19L180 20H182L183 21V19L182 18H184ZM196 17H195V19H196ZM199 17V16H198ZM233 17H234V15H233ZM241 17V16H240ZM247 17V16H246ZM245 17V18H246ZM1 18H3L2 16H1ZM73 18H74V16L72 17V21H74L75 19H77V18H75L74 20H73ZM108 17H107V19H105V20H108L109 19ZM157 18V17H156ZM188 18V17H187ZM186 18V19H187ZM235 18V17H234ZM250 19H251V17H249ZM258 18V17H257ZM47 19H50V17L49 18H47ZM58 19V18H57ZM56 18H55V20H57ZM62 19H65L64 17H62L61 18V20ZM67 19V18H66ZM123 19H124V17H123ZM132 19V18H131ZM231 19V18H230ZM229 19V20H230ZM237 19H239V18H237ZM241 19V18H240ZM248 19V18H247ZM246 19V20H247ZM250 19H248V20H250ZM51 20V21H50ZM49 20V22L51 23L52 22V19H50ZM54 19H53V21H55ZM93 20H95L94 18H93ZM104 20V21H105ZM127 20H126V22H127ZM136 21V18L135 19H133V21ZM142 21L144 20L143 18L141 19ZM146 20H148V19H145V21ZM155 21H153V23L155 22V24H156V21H157V19H154ZM169 20V22H170V19H168ZM168 20H165L164 22H168ZM176 20H177V18H176ZM178 20H179V18H178ZM188 20H189V18H188ZM242 20H243V18H242ZM246 20H244V21H246ZM253 20V19H252ZM96 21V22H97ZM131 20H129V22H130ZM134 21V22H135ZM149 22H152V21H150V20H148ZM189 21V22H190ZM212 21H213V19H212ZM232 21H234V22H232ZM241 21V22H240ZM45 22H47L46 21V19H45V21L43 22L44 24H45ZM49 22H47L45 25L43 24L42 26H46L47 27V30H46V33H48L47 31H51V28H50V25H48V23ZM56 22H58V21H55V24H54V22L53 23H51V25L52 24H54V25H56V28H57V26L59 25V27L57 28V29H59L60 28V24H56ZM67 22V21H66ZM91 22V23H90ZM95 21H94V24L96 23ZM99 22V23H100ZM126 22L125 23H123V25H125L126 24ZM129 22L127 23L128 25H129ZM158 22V21H157ZM159 22H162V20L160 21V19H159ZM158 22V23H159ZM177 22H179V24H181L180 23V21H177ZM227 22H228V19H227ZM49 23V24H50ZM62 23H65V20H63L62 21ZM71 23V22H70ZM100 23V24H101ZM108 23V22H107ZM131 23H132V21H131ZM139 23V22H138ZM144 24V22H141V24ZM148 23V22H147ZM147 23H146V27L142 24V26H144V29H150L149 28V24L147 25ZM174 23V22H173ZM183 23V22H182ZM185 23V22H184ZM213 23V22H212ZM212 23H211V25H212ZM248 23V22H247ZM250 23H251V20H250ZM65 24H67V23H65ZM73 24V23H72ZM97 24V23H96ZM100 24H97L98 26H100ZM122 24V23H121ZM126 24V25H127ZM134 24V23H133ZM141 24H139V25H141ZM162 24V23H161ZM163 24H165V23H163ZM170 24H171V22H170ZM187 24L188 23H186V26H187ZM245 24V23H244ZM259 24V23H258ZM54 25H53V27H54ZM93 25V24H92ZM125 25V26H126ZM139 25H137V26H135V25H133V27H129V28H132L133 30L132 31H130V29L129 28H124V29H129L128 30V32L130 31V32H133L134 31V26H135V28H137ZM156 25H160V24H156ZM166 25V24H165ZM174 25H175V23H174ZM184 25V24H183ZM210 25V26H211ZM253 24L251 23V26H252ZM36 26H38L37 27V29L38 30H41V37H40V35H39V38L41 39H43V40H39V38H38V33H40V31H38L37 32V39H34V38H36V36L34 37H32L30 34H34L35 32H36ZM62 26H63V24H62ZM98 26H96V28L98 27ZM130 26H132V24H130ZM152 26V25H151ZM150 26V27H151ZM167 26V25H166ZM171 26H173V25H171ZM182 26V25H181ZM189 25L187 26L188 28L190 27ZM209 26V25H208ZM209 26V27H210ZM213 26V25H212ZM211 26V27H212ZM45 27V28H46ZM64 27V26H63ZM94 27V26H93ZM92 27V28H93ZM105 27V29H107L108 30V28H106L107 26H104ZM104 27H103V29H104ZM121 27H123V26H121ZM140 28H137V29H135L136 31L139 29H142V27L141 26H139ZM162 27H163V25H162ZM168 27H170L169 25L167 26V30H168V32H170L171 31V29H173V28H171V29H169ZM174 27H177V26H174ZM209 27H208V29H209ZM248 27H249V24H248ZM48 28H50V29H48ZM65 28V27H64ZM92 28H90V30L92 31ZM165 28H163V29H161V25H160V29H161V31L162 30H164L165 31ZM179 29H181L180 27H178ZM186 29V30H188V32H189V29ZM192 28H193V26H192ZM213 28V27H212ZM60 29H62V28H60ZM97 29H99V30H102V27H101V29L100 28H97ZM158 29V28H157ZM177 29V28H176ZM207 29V28H206ZM205 29V30H206ZM216 29H213V30H216ZM251 29V28H250ZM45 30V29H44ZM53 30H56L55 28H53L52 29V31ZM63 30V29H62ZM61 30V31H62ZM123 30V29H122ZM122 30H121V32H122ZM159 30V29H158ZM166 30V31H167ZM175 30V29H174ZM185 30V29H184ZM186 30H185V32H186ZM192 30V29H191ZM190 30V31H191ZM212 30V29H211ZM211 30H210V32H211ZM51 31V32H52ZM104 32H105V30H103ZM142 31H143V29H142ZM141 31V32H142ZM145 31V30H144ZM152 31H153V29L151 30V35H152ZM154 31H155V28H154ZM180 31V30H179ZM178 30H177V33L179 32ZM207 31V30H206ZM244 31H247L246 29L244 30ZM251 31H253L252 29H251ZM250 31V32H251ZM255 31V30H254ZM66 33H67V31H65ZM106 32H108V31H106ZM105 32V33H106ZM116 32H117V34H116ZM120 32V31H119ZM126 31H124V34H128V32H126ZM138 32V31H137ZM139 33V34H141L142 35V33ZM158 32H160V31H158ZM167 32V33H168ZM172 32H173V30H172ZM175 32V34H176V31H174ZM173 32V33H174ZM185 32H183V33H185ZM204 32V31H203ZM209 32V31H208ZM248 32V31H247ZM246 32V33H247ZM264 32V31H263ZM27 33L29 34V35H27ZM59 33V32H58ZM65 33V34H66ZM68 33H67V35H68ZM96 33V31L93 33L92 32V34H95ZM98 33V32H97ZM135 34L134 35H136V37L135 38H137L138 36H137V34H136V32H134ZM146 33H148V32H145V35H146ZM157 33V32H156ZM173 33L171 34V35H173ZM181 33H182V31H181ZM181 33H178V35L179 34H181ZM204 33H206V32H204ZM203 33V34H204ZM252 33V32H251ZM251 33H249V34H247V35H249V37L251 38L252 36H250V34ZM254 33V32H253ZM48 34H50V33H48ZM56 34H57V32H56ZM116 34V35H115ZM120 34V36L122 35H124L123 34V32L122 33H119ZM130 34H132L133 35V33H129L128 35L129 36H132V35H130ZM149 34V35H150ZM154 34V33H153ZM159 34V33H158ZM158 34H156L157 36H159ZM161 34V33H160ZM166 34V33H165ZM174 34V36L176 37L177 35H175ZM210 34V33H209ZM208 34V35H209ZM255 34V33H254ZM264 34V33H263ZM35 35V34H34ZM52 35V34H51ZM54 35H55V33H54ZM60 35H61V33H60ZM91 35V34H90ZM96 35H98V34H96ZM101 35V34H100ZM127 35V36H128ZM144 34H143V36H145ZM151 35H150V37H151ZM163 36V38H165V40L164 41H160L159 40V43H161V44H164V42H166V44L168 45V42L167 41H169V40H167L166 39V35H169V34H166L165 36H164V33L162 34ZM171 35H170V37H171ZM186 36H190V35H188L187 33L185 34ZM200 35V36H199ZM207 35V36H208ZM260 35V34H259ZM262 35V34H261ZM53 36V35H52ZM57 36H58V34H57ZM62 36V35H61ZM63 36H64V33H63ZM94 36V35H93ZM93 36H91V37H93ZM119 36V37H120ZM121 36V37H122ZM128 36V37H129ZM154 36V35H153ZM174 36H173V38H174ZM183 36H184V34H183ZM202 36V37H201ZM48 37V36H47ZM66 37H68V36H66ZM101 37H102V35H101ZM118 37V38H119ZM123 37H126V36H123ZM122 37V38H123ZM127 37V38H128ZM140 37V36H139ZM148 37V35H146V38ZM149 37V38H150ZM159 37H161V36H159ZM179 37L180 36H178V41H179ZM205 37V36H204ZM254 38H255V36H253ZM55 38H58V37H56L55 36ZM59 38H60V36H59ZM58 38V39H59ZM88 38H89V36H88ZM95 37H93V38H91V39H94ZM121 38V40H122V44H123V40H125V38L124 39H122ZM126 38V39H127ZM133 38V36L130 38V39H132ZM141 38H143V37H141ZM148 38V39H149ZM162 38V39H163ZM181 38H183V37H181ZM96 38H95V40H97ZM116 39V38H115ZM129 39V38H128ZM152 39H154L155 40V38H153L152 37ZM171 40H172V37L170 38ZM205 39V38H204ZM241 39V40H240ZM29 40V41H28ZM33 40V41H32ZM39 40V41H38ZM89 39H87L86 41L87 42H89L88 41ZM118 40V39H117ZM120 40V39H119ZM134 40V39H133ZM132 40V41H133ZM137 42H140V40H142V39H135ZM149 40H151V39H149ZM149 40H148V42H149ZM183 40V39H182ZM181 40V41H182ZM202 40H203V38H202ZM238 40H240V41H238ZM257 40V39H256ZM34 42V43H30V42ZM85 41V42H86ZM98 41V40H97ZM97 41H95V42H97ZM100 41V40H99ZM116 41V40H115ZM114 41V42H115ZM146 40H144V42H145ZM155 41H157V40H155ZM155 41H153L154 43H155ZM175 41V43L176 42H178V41H176V40H174ZM49 42V43H48ZM63 42V41H62ZM67 42V43H66ZM92 42L94 43V41L92 40ZM92 42L90 43L89 42V46H91V47H89V46H85V48H86V52L88 51L87 49H88V47L89 48H92ZM125 42H126V40H125ZM128 42H131V41H127V43ZM136 42V43H137ZM144 42H143V45H141V46H145L146 47V42H145V45H144ZM147 42V43H148ZM153 42H149V44L152 46V43ZM169 42H171V41H169ZM194 42V41H193ZM198 42V41H197ZM201 42V41H200ZM249 42V41H248ZM30 43V44H29ZM135 43V42H134ZM133 43V44H134ZM135 43V44H136ZM158 43V44H159ZM174 42H173V40H172V44H173ZM174 43V44H175ZM196 43V42H195ZM245 43V42H244ZM247 43V42H246ZM246 43H245V46H246ZM255 43V42H254ZM254 43H252V44H254ZM69 44H71L72 46H73V48H71V50H69L68 49V46H70ZM84 44V43H83ZM86 44H88V43H86ZM91 44V45H90ZM97 44H98V42H97ZM98 44V45H99ZM119 44H120V42H119ZM118 44V45H119ZM124 44H126V43H124ZM158 44L156 45H154L153 44V46L156 48V46L158 47ZM170 44V43H169ZM179 44V43H178ZM196 44H198V43H196ZM248 44V43H247ZM48 45H50V46H52L53 48H52V50H53V52H54V54H51V53H53V52H51L50 54L51 55H53V56H51L50 54H49V52L51 51H48L49 49H50V46L48 47ZM114 45H117V41H116V44H114ZM132 45V44H131ZM137 45V44H136ZM139 45V44H138ZM139 45V46H140ZM148 45V44H147ZM175 45H177V43L175 44ZM200 45V44H199ZM251 45V44H250ZM72 46H70V47H72ZM96 47H97V45H95ZM95 46L93 45V48H95ZM133 46V45H132ZM162 46L163 45H159V47H161L162 48ZM169 46V45H168ZM170 46H172L171 44H170ZM169 46V47H170ZM238 46H241L240 44L238 45ZM243 46V45H242ZM252 46V45H251ZM251 46H250V48H248L247 50H248V53L247 52H245V54L249 57L250 55H249V53H250V49H251ZM56 47V46H55ZM80 47H82V45L80 46ZM130 46H128V48H129ZM150 46H148V47H146V50L147 51H154V50H151V48L150 49H148ZM164 47V50H166L167 48H166V46H163ZM168 47V48H169ZM174 47V46H173ZM237 46H235V48H236ZM125 48V47H124ZM143 48V47H142ZM166 48V49H165ZM171 48V47H170ZM175 48V47H174ZM174 48H172V49H174ZM176 48H177V46H176ZM192 48H194V47H192ZM197 48H199V47H197ZM197 48H195L196 50H197ZM228 48V49H227ZM231 48V47H230ZM239 48V47H238ZM237 48V49H238ZM246 48V47H245ZM257 48V47H256ZM73 49H75L74 51H72ZM116 49L117 48H114V50L116 51ZM121 49H123V48H121ZM120 49V50H121ZM127 49V48H126ZM132 49H134V48H132ZM135 49H136V46H135ZM139 49H141V48H139ZM153 49V48H152ZM158 49V48H157ZM156 49V50H157ZM179 49H177V50H179ZM195 49H194V51H195ZM234 49V48H233ZM257 49H259V48H257ZM82 50H85L84 49V46L82 47ZM119 50V51H120ZM127 50H130V48L129 49H127ZM144 50V49H143ZM155 50V51H156ZM159 50V49H158ZM157 50V51H158ZM176 50V51H177ZM199 50V49H198ZM232 49H230V51H231ZM244 50V49H243ZM246 50V51H247ZM252 50H255L254 48H252ZM75 51H76V53L78 54V55H80L81 56V58L79 57V56H75V57H78L79 58V61H80V59H84V60H82V65L80 64V62L79 63H77V62H75L76 63V65H75V67H73L74 66V64H72V62L74 61V55L76 54L75 53ZM92 51V52H93ZM118 51V49H117V53H116V55H118V57H119V55L120 54H118V53H120ZM132 51V50H131ZM135 52H136V50H134ZM167 51H168V49H167ZM223 51V52H222ZM229 51V52H230ZM239 51V50H238ZM238 51H235V53L236 52H238ZM240 51H242V48L240 49ZM257 51H259V50H257ZM130 52V51H129ZM142 52V51H141ZM162 54H160V55H163V54H165L164 53V51L162 50ZM170 52H172L171 50H170ZM169 52V53H170ZM190 52V51H189ZM196 52V51H195ZM196 52V53H197ZM244 52V51H243ZM242 52V53H243ZM253 52V51H252ZM261 52H263V51H261ZM75 53V54H74ZM81 53V52H80ZM94 53V52H93ZM126 53V52H125ZM132 53H133V51H132ZM132 53H129V56L130 55H132ZM138 53H139V50H138ZM137 52H136V54H138ZM144 53V52H143ZM147 53V52H146ZM148 53H150V52H148ZM147 53V54H148ZM157 53V52H156ZM155 53V54H156ZM168 53V52H167ZM175 53V50H174V52H173V54ZM179 53V52H178ZM226 53V52H225ZM231 53V52H230ZM229 53V54H230ZM234 53V52H233ZM234 53V54H235ZM241 53V52H240ZM239 52L237 53V54H240ZM254 53H255V51H254ZM258 53H260V51L258 52ZM257 53V54H258ZM81 54H84V53H81ZM88 55H90V53H87ZM92 54V53H91ZM114 54V53H113ZM123 54H124V52H123ZM140 54V53H139ZM158 54V57H160L159 56V53H157ZM170 54H172V53H170ZM190 54H191V52H190ZM195 54V53H194ZM226 54H228V53H226ZM237 54H236V56H237ZM245 54H244V56H245ZM256 54V55H257ZM85 55V54H84ZM93 55V54H92ZM115 55V54H114ZM116 55L114 56V57H116ZM135 55V54H134ZM141 55V54H140ZM144 54H142L141 56L143 57H141L142 58V60L144 59V56H143ZM151 55V54H150ZM169 55V54H168ZM193 55V54H192ZM251 55H252V53H251ZM255 54H254V56H255V58L256 57H258V55L256 56ZM49 56H51L53 59H52V61H49L50 60V58H49ZM121 56H122V54H121ZM121 56H120V58H121ZM126 56V54L123 56V57H125ZM136 56H138V55H135V56H132V57H135L134 59V63H135V61L138 59H136ZM147 56V55H146ZM153 56V55H152ZM155 56V55H154ZM165 56H167L166 54H165ZM164 56V57H165ZM226 56V55H225ZM254 56H253V58H254ZM259 56H260V54H259ZM262 56V55H261ZM91 57V56H90ZM127 57H128V55H127ZM126 57V58H127ZM140 57V56H139ZM148 57V56H147ZM157 56H155V58L154 59H156L157 60V58H156ZM163 57V58H164ZM234 57V56H233ZM232 57V58H233ZM77 58V59H78ZM92 58H94L93 56L91 57V59ZM110 58V57H109ZM117 58V57H116ZM119 58V59H120ZM126 58H124L125 60H128V58L130 59L131 57H128L127 59ZM150 58H151V56H150ZM149 57H148V62H149V60H151ZM167 58H168V56H167ZM166 58V59H167ZM222 58H223V56H222ZM226 58V57H225ZM236 58V57H235ZM237 58H239V57H237ZM264 58V57H263ZM96 59V56H95V59L94 60H97ZM111 59H113V56H112V58ZM119 59L118 60H115V61H117V62H119ZM122 59V58H121ZM123 59V60H124ZM132 59V58H131ZM130 59V60H131ZM146 59V58H145ZM159 59H162V58H159ZM165 58H164V60H166ZM181 60L182 59H184V58H180ZM188 59L190 60V58H189V56H188ZM208 59V60H209ZM247 59V58H246ZM249 59V58H248ZM252 59V58H251ZM251 59H249V60H251ZM89 60H90V58H89ZM124 60V61H125ZM129 60V61H130ZM140 60V59H139ZM153 60V59H152ZM176 60H177V58H176ZM185 60V59H184ZM208 60L206 61L207 63H208ZM228 60V59H227ZM226 60V61H227ZM236 60V59H235ZM234 60V61H235ZM109 61H110V59H109ZM141 61V60H140ZM144 61H146L145 63H148L147 62V60H144ZM155 60H153V62H154ZM162 61H163V59H162ZM169 62H170V59L168 60ZM173 61V60H172ZM183 61V60H182ZM216 61V62H217ZM232 61V60H231ZM231 61H229L230 63H231ZM236 61H238V59L236 60ZM254 61H256V59L254 60ZM108 62V60L106 61V63ZM114 62V61H113ZM123 62V61H122ZM121 62V63H122ZM125 62H127V61H125ZM125 62H124V65H128V64H125ZM131 62H132V60H131ZM137 63H139L138 61H136ZM152 61H150L149 63H151ZM160 62V61H159ZM167 64H170V63H168L167 61H165ZM165 62H163V64L162 63H160V64H162L163 66H165L166 64H165ZM186 62L188 63V61L186 60ZM214 62H215V60H214ZM215 62V63H216ZM224 62H225V60H224ZM233 62V61H232ZM249 62V61H248ZM251 62V61H250ZM74 63V62H73ZM106 63H104V65H106ZM111 63L112 62H110V65L109 66H111ZM116 62H114V64H115ZM128 63V62H127ZM130 63V62H129ZM133 63V64H134ZM156 63V62H155ZM218 63V62H217ZM226 63V62H225ZM224 63V64H225ZM235 62H233V64H234ZM244 63H246V62H244ZM79 64L81 65V66H84V67H80L79 66ZM119 64V63H118ZM136 64V63H135ZM143 64V62H141L139 65L137 64V65H133V66H137V67H139V70L141 69V65ZM157 64V63H156ZM160 64H159V66H160ZM165 64V65H164ZM172 64H174V63H171V65ZM175 64H176V62H175ZM189 64H190V61H189ZM220 64V63H219ZM222 64V63H221ZM220 64V65H221ZM223 64V65H224ZM236 64V63H235ZM71 65H72V67L73 68H75L74 70H73V68L71 67ZM103 65V64H102ZM117 65V64H116ZM115 65V66H116ZM144 65V64H143ZM146 65V64H145ZM144 65V66H145ZM161 65V66H162ZM214 65V64H213ZM223 65H221V67L223 66ZM227 65H228V62H227ZM239 65V64H238ZM241 65V64H240ZM239 65V66H240ZM248 65V64H247ZM261 65V64H260ZM50 66V67H49ZM107 66V65H106ZM108 66V70H107V72H111V74H113L114 75V73H112V68H111V70L109 69L110 67ZM129 66H130V64H129ZM157 66V65H156ZM167 66L168 65H166L165 66V68H167ZM183 66V65H182ZM181 66V67H182ZM205 66V65H204ZM216 66V65H215ZM215 66H213L214 67V69H215ZM224 66H226V65H224ZM232 66H234V65H232ZM239 66H234L236 69H237V67L239 68ZM47 67H49L50 69H57L56 71H53V70H51V71H53L54 73L55 72H57V73H55V79H53V75L52 76H50L49 78L48 77H44L43 78V75L44 74H47V73H44L43 75L41 74V72H42V69L44 68H47ZM77 67H78V70H77ZM111 67H114V65H112ZM120 68H121V64H120V66H119ZM118 67V68H119ZM129 68L128 66H125V68ZM131 68H132V66H130ZM148 67V66H147ZM150 67V66H149ZM152 67H153V64H152ZM152 67H151V69H152ZM173 67H174V65H173ZM172 67V68H173ZM209 67V66H208ZM251 67V66H250ZM256 67V66H255ZM264 67V66H263ZM72 70H71V69ZM80 68V69H79ZM115 68V70H114V72H115V74L118 72V70H117V72H116V69H118V68H116V67H114ZM113 68V69H114ZM120 68H119V70H120ZM135 68L136 67H134V70H135ZM156 68H158L159 70L162 68L163 69V67H161V68H159V67H156ZM154 69V70H158V69ZM206 68H207V66H206ZM212 68V67H211ZM210 67H209V69H211ZM223 68V67H222ZM259 68V67H258ZM43 69V71H45ZM48 69V68H47ZM46 69V70H47ZM70 69V70H69ZM124 69V68H123ZM123 69H122V71H123ZM144 69H145V67H144ZM144 69H141V72L144 70ZM147 69V68H146ZM162 69L160 70V72L162 71ZM208 69V68H207ZM206 69V70H207ZM217 69H218V67H217ZM225 69V68H224ZM223 69V70H224ZM228 69V68H227ZM232 69V68H231ZM245 69V68H244ZM60 70L62 71L63 70V72L61 73L60 72ZM125 70H128V69H124V71ZM133 70V71H134ZM173 70H175V68H173ZM212 70V69H211ZM210 70V71H211ZM222 69H220V73H222V74H220V77H221V75L222 76H224V72H222L223 71ZM226 70V69H225ZM229 70V69H228ZM51 71H48V73L49 72H51ZM122 71H120V74L121 75H123L122 77L124 78V71H123V73H121ZM131 71V70H130ZM132 71V72H133ZM151 71V70H150ZM165 71V72H164ZM209 71V70H208ZM210 71H209V73H210ZM213 71H215V70H213ZM227 71V70H226ZM225 71V77H227L228 78V76H226V74L228 75V73ZM231 71V70H230ZM232 71H235L234 70V68H233V70ZM237 71V70H236ZM235 71V72H236ZM105 70H104V74H105ZM106 72V74H108V76H109V74L110 73H107ZM136 72V71H135ZM154 72V71H153ZM150 73V77H151V74H154V73ZM158 72V71H157ZM155 73V75L157 76V74L158 73ZM159 72V73H160ZM204 72V71H203ZM203 72L201 71V72H199L198 74H200V73H202L203 74ZM216 72H217V70H216ZM219 72V71H218ZM235 72H233V73H235ZM238 72H239V70H238ZM247 72V71H246ZM52 73V72H51ZM61 73V74H60ZM119 73V72H118ZM128 73H130L129 71H126V75H125V78L122 80V79H120L119 81L118 80H115L116 78L114 77V76H116V75H111V76H113V79H112V77L111 78H108L107 79V81H105L104 82V80H103V82H104V84L103 85H101V83H100V88H101V86H102V88L101 89H103V86L104 85H107L108 83L110 84H108L106 87V90H105V92H104V90L101 92V91H99V92H101L102 94H104V93H106V98L108 99V98H110V100H111V94H112V92H113V90H119V89H121L122 87H124V88H126L127 89V92L126 93H128V95L129 94H131V92H133L134 90H132L133 88V81H137V79L136 78H134L135 77V75H134V79H136V80H134L133 78H132V75L134 74H132V73H130V74H128ZM143 73H145V72H143ZM174 73V74H175ZM206 73H208V72H205V74ZM208 73V74H209ZM212 73H215V72H212L211 71V73L210 74H212ZM244 73V72H243ZM248 73V72H247ZM263 73V72H262ZM50 74V73H49ZM72 74L73 73H71V76H72ZM120 74L119 75H117L118 77L120 76ZM138 74H139V72H138ZM148 74V73H147ZM160 74H162V73H160ZM207 74V75H208ZM219 74V73H218ZM230 74V73H229ZM231 74H232V72H231ZM230 74V75H231ZM255 74V73H254ZM51 75V74H50ZM97 75H93L94 77H96ZM103 75V74H102ZM136 75H137V73H136ZM196 75L197 74H194V79H195V77H196ZM206 75V76H207ZM233 75V74H232ZM69 76L67 77V78H69ZM76 76H78L77 78H76ZM100 76V75H99ZM103 76H105V75H103ZM107 76V75H106ZM106 76H105V78L104 79H106ZM116 76V77H117ZM139 76H140V74H139ZM138 76V77H139ZM141 76H142V74H141ZM146 76V75H145ZM149 76H148V78H149ZM158 76H161V75H158ZM156 77V78H160V77ZM174 76V75H173ZM203 76V75H202ZM201 76V77H202ZM205 76V77H206ZM208 76H210V75H208ZM213 76V75H212ZM212 76H210L211 78H212ZM216 76H218L217 75V73H216V75L214 76V78L216 77ZM233 76H235V75H233ZM248 76V75H247ZM260 76V75H259ZM51 77H52V79H51ZM85 77H84V79H85ZM90 77V75H88L87 76V78L86 79H88ZM153 78H154V76H152ZM200 77V76H199ZM199 77H197V79L199 78ZM204 77V78H205ZM240 77V76H239ZM59 78V81L57 80ZM66 78V79H67ZM91 78H93V77H91ZM97 78V80L99 79V81H101V78H98V76L96 77ZM95 78V79H96ZM115 78V79H114ZM121 78V77H120ZM144 78V77H143ZM152 78V79H153ZM156 78H154L155 80H159V79H156ZM173 78H171V80L170 81H172V79ZM203 78V79H204ZM210 78V79H211ZM213 78V79H214ZM222 78V77H221ZM220 78V79H221ZM231 78V77H230ZM234 78L235 77H232V79H233V81H234ZM241 78H243V77H241ZM251 78H254V77H251ZM118 79V78H117ZM141 77H140V82H141ZM145 79V78H144ZM149 79H151V78H149ZM190 79V78H189ZM207 79V78H206ZM213 79H211V81L213 80ZM217 79H218V77H217ZM216 79V81L215 82H217V84H219L220 82H221V80H220V82L218 83V80ZM225 79V78H224ZM223 79V80H224ZM231 79V80H232ZM236 79V78H235ZM250 79V78H249ZM68 80V79H67ZM66 80V81H67ZM71 80H68L67 82H69V84H71L70 82H71ZM73 80H72V83H73ZM81 80V79H80ZM79 80V81H80ZM91 80V82L92 81H96V80H92V79H90L89 78V80L88 81H90ZM110 80V81H109ZM191 80H192V76H191ZM199 80L200 79H198V82H199ZM223 80H222V83H220V85H222L223 84ZM241 80V79H240ZM82 81H85V82H87L88 84L90 83V82H88L87 80H82ZM81 81V82H82ZM114 81V82H113ZM116 81V82H115ZM142 81H145V80H143L142 79ZM150 81V80H149ZM195 81V80H194ZM197 81V80H196ZM207 81V80H206ZM211 81H207V82H205V83H208V82H211ZM225 81V80H224ZM227 81V80H226ZM230 81V80H229ZM233 81H231V83L233 82ZM242 81V80H241ZM254 81V80H253ZM252 81V82H253ZM256 81V80H255ZM262 81V80H261ZM264 81V80H263ZM67 82H65V83H67ZM102 82V83H103ZM146 82V84L148 85L149 83L147 82V80L145 81ZM151 82H152V80H151ZM154 82V84H155V86H156V88H157V86L158 85H156V81H153ZM201 82V81H200ZM214 82V81H213ZM251 82V83H252ZM84 83V82H83ZM96 82H93V84L95 85V86H93V88H95L96 87V85L97 84H99V82L97 81V84H95ZM143 83V82H142ZM141 83V84H142ZM204 83V84H205ZM226 83V82H225ZM228 83H230V82H228ZM229 84L231 87H232V84ZM236 83V80H235V82H234V84ZM68 84V83H67ZM69 84H68V87H69ZM88 84H84V85H88ZM92 84V83H91ZM92 84V85H93ZM111 84H114V85H111ZM144 84V83H143ZM151 84L152 83H150V86H151ZM153 84V85H154ZM158 84H159V81H158ZM160 84H162V83H160ZM159 84V85H160ZM198 83H196V85H197ZM64 85H66L65 87H62L63 88V90H61L62 88H61V86H64ZM72 85V84H71ZM82 85L83 84H80L79 86H81V90L79 91L78 90V87L76 88L77 89V92L79 91V93L81 92V91H83V89H82ZM84 85H83V87H84ZM92 85L90 86L89 85V87H92ZM206 85V84H205ZM203 85V82H202V86L203 87H206V86H208V85ZM210 85V84H209ZM226 85H228V84H226ZM259 85V84H258ZM75 86V87H76ZM98 86V85H97ZM109 86H111V87H109ZM149 86V85H148ZM148 86H146V87H148ZM201 86V87H202ZM211 86V85H210ZM213 86V85H212ZM212 86H211V88H212ZM219 86V85H218ZM223 86H224V84H223ZM71 88H73L72 86H70ZM74 87V88H75ZM86 87V86H85ZM84 87V88H85ZM89 87H87L88 89H89ZM152 87V86H151ZM159 87V86H158ZM164 87V86H163ZM162 87V88H163ZM229 87V86H228ZM235 86H233V88H234ZM93 88H91V90H94ZM105 88V87H104ZM148 88H150V87H148ZM155 88V89H156ZM160 89H162L161 87H159ZM158 88V89H159ZM195 88H197V86H195ZM200 88V87H199ZM210 88V87H209ZM209 88H207V90L205 89L204 90V93H205V91H208V92H210V91H212V93L211 94H215V92H213V90H208ZM214 88V87H213ZM216 88V89H215ZM215 88H214V91L215 90H217L218 88H221V86L220 87H218L217 88V85H215ZM223 88V87H222ZM225 88V87H224ZM227 88V87H226ZM225 88V89H226ZM240 88V87H239ZM243 88V87H242ZM244 88H246V87H244ZM251 88V87H250ZM263 88H264V86H263ZM60 89V90H59ZM98 89V88H97ZM107 89H109V90H107ZM152 89V88H151ZM154 89V88H153ZM157 89V90H158ZM183 89V90H182ZM202 89V88H201ZM200 89V90H201ZM258 89V88H257ZM70 90H72V89H70ZM75 90V89H74ZM95 90H96V88H95ZM94 90V92H96ZM98 90H100V89H98ZM156 90V91H157ZM196 90V89H195ZM198 90V89H197ZM196 90V93L199 91H197ZM203 90V89H202ZM219 90V89H218ZM223 90V89H222ZM228 88L226 89V92L228 93ZM230 90V89H229ZM233 90H235V88L233 89ZM240 90V89H239ZM85 91V90H84ZM83 91V92H84ZM87 91V90H86ZM85 91V92H86ZM89 91V90H88ZM126 91V90H125ZM124 90H122V92H125ZM155 91V90H154ZM159 91H164V89L163 90H159ZM187 92V90H184V92ZM231 91V90H230ZM229 91V92H230ZM248 91V90H247ZM251 91V90H250ZM255 91V90H254ZM258 91V90H257ZM256 91V92H257ZM47 92V93H46ZM64 92V91H63ZM66 92V91H65ZM64 92V93H65ZM73 91H71V94H70V92H67V94L69 95V96H71L73 93H72ZM84 92V93H85ZM99 92H97L98 94H100ZM104 92V93H103ZM122 92H121V90H120V94H122ZM135 92V91H134ZM158 92V91H157ZM186 92L184 93V95L186 94ZM219 92H220V90H219ZM223 92H225V91H223ZM225 92V93H226ZM232 92V91H231ZM231 92H230V96H231ZM76 93V92H75ZM79 93L77 94H74V95H77V99H78V95H79ZM84 93H82V94H84ZM90 93H93L92 91H90ZM90 93H89V95H90ZM126 93H124L125 95H126ZM136 93V92H135ZM160 93V92H159ZM163 93V92H162ZM189 93V92H188ZM187 93V94H188ZM194 93V92H193ZM200 93V92H199ZM218 93V92H217ZM216 93V94H217ZM234 93V91L232 92V94ZM240 93H242V92H240ZM47 94V95H46ZM60 94V95H59ZM82 94H81V96H82ZM87 95H88V92L86 93ZM86 94H84V95H86ZM95 94V93H94ZM93 94V95H94ZM114 94V93H113ZM137 94V93H136ZM181 94V95H180ZM186 94V95H187ZM206 94V93H205ZM204 94V95H205ZM210 94V93H209ZM210 94V95H211ZM220 94H223L222 95V97H221V95L219 96V97H221V101H224L223 100V98L226 96L224 93H220ZM254 94V93H253ZM67 95V96H68ZM92 94L90 95V97L91 96H93ZM115 95V94H114ZM189 95V94H188ZM190 95H192L191 93H190ZM190 95H189V98H190ZM203 95V96H204ZM218 95H219V93H218ZM244 95V94H243ZM242 95V96H243ZM246 95V94H245ZM244 95V96H245ZM95 96V95H94ZM98 96V95H97ZM100 96V95H99ZM102 96V95H101ZM123 96V95H122ZM127 96V95H126ZM193 96V95H192ZM205 96H208V94H206ZM204 96V97H205ZM255 96V95H254ZM261 96V95H260ZM66 97V96H65ZM64 97V98H65ZM73 97V96H72ZM71 97V98H72ZM76 96H74V98H75ZM89 96H88V100L89 99H91ZM96 97V96H95ZM116 99H118L119 100V98H120V96H119V94L117 95V96H114ZM119 97V98H118ZM136 97V96H135ZM135 97H133L132 99H135ZM146 97V96H145ZM194 97V96H193ZM196 97V96H195ZM204 97H202V98H204ZM215 97V95L214 96H212L211 98H214ZM216 97H218V96H216ZM218 97V98H219ZM227 97V96H226ZM225 97V98H226ZM228 97H229V95H228ZM233 97V96H232ZM231 97V98H232ZM248 97V96H247ZM60 98V99H59ZM67 98V97H66ZM65 98V99H66ZM69 99H70V101H71V98L70 97H68ZM74 98H72L73 100L72 101H75V102H77ZM87 98V97H86ZM101 98V100H99V97L97 98V100H95V102L94 103H92L91 101H87V102H91L92 103V105L90 104V108L85 104V106H87L88 108H89V110L87 109V111H89L88 113V115H90L88 118L89 119H87V120H89L88 122H92V120H94L95 118H97L98 120L99 119H101V120H103V119H106L107 120V117H106V115H105V117L103 116V119H102V117L100 118V114H102L101 112L104 110V107H106V109L108 110V108H110L109 106H108V108H107V106H105V104L106 103H108L109 104V101L110 100H106V103H105V98L102 96V97H100ZM114 98V99H115ZM124 98H126L125 96H123V98L121 97V100L122 99H124ZM187 98H188V96H187ZM198 98V97H197ZM197 98H195L196 100H195V102H197ZM209 98V97H208ZM208 98H206V99H208ZM230 98V97H229ZM63 99V98H62ZM81 99V98H80ZM82 99H83V97H82ZM84 99H85V96H84ZM93 99H95V98H93ZM93 99H91V100H93ZM115 99V100H116ZM136 99L138 100V98L136 97ZM135 99V101H137ZM143 99V97L142 98H140L139 99V101L140 100H142ZM144 99H147V97L146 98H144ZM227 99V98H226ZM235 99V98H234ZM67 100V99H66ZM66 100H64L63 102L65 103L66 102ZM115 100H113V101H115ZM147 100H149V99H147ZM187 100V99H186ZM185 100V101H186ZM200 100H203V99H200ZM218 100V99H217ZM220 100V99H219ZM218 100V102L220 103V101ZM231 100V99H230ZM263 100V99H262ZM68 101V100H67ZM67 102V103H69V104H71L72 105V103H73V106H74V102ZM79 101V104H80V101L81 100H78ZM83 101V100H82ZM94 101V100H93ZM108 101V102H107ZM112 101V102H113ZM122 101H124V100H122ZM126 101H127V98H126ZM132 100H130V101H128V102H131ZM145 101V100H144ZM154 101V100H153ZM152 101V102H153ZM185 101H183V103H187V101L185 102ZM189 101H190V99H189ZM208 101V100H207ZM214 101H216L215 99H214ZM229 101V100H228ZM227 101V102H228ZM111 102V101H110ZM111 102V103H112ZM116 102V101H115ZM114 102V103H115ZM142 102H143V100H142ZM194 102V101H193ZM211 102L212 103H214L212 100H211ZM239 102V101H238ZM63 103V104H64ZM105 103V104H104ZM118 103V102H117ZM122 103V102H121ZM133 103H134V101H133ZM139 103V102H138ZM199 103H200V101H199ZM203 103H205V101L204 102H202L201 104H203ZM208 103H210V100H209V102ZM216 103V106H215V108L217 107V106H219V105H217V102H215ZM76 105H78V102L77 103H75ZM107 104V105H108ZM128 105H130L129 103H127ZM126 104V105H127ZM189 104V103H188ZM211 104V103H210ZM210 104H209V106L208 107H206L205 106V108H208L209 110L211 109V107H210ZM222 104V103H221ZM220 104V105H221ZM224 104H226L225 102H224ZM224 104H223V106H220V107H224ZM239 104V103H238ZM259 104H261V103H259ZM81 105V104H80ZM118 105H119V107H121L120 106V103H118ZM125 105V104H124ZM128 105L126 106V109H127V107H128ZM135 105V104H134ZM186 105V104H185ZM194 105V104H193ZM227 105V104H226ZM242 105V104H241ZM66 106V105H65ZM70 106V105H69ZM68 105L66 106V109H67V107H69ZM82 106V105H81ZM84 106V105H83ZM110 106H111V104H110ZM116 106V105H115ZM140 106V105H139ZM191 104L189 105V109H191ZM195 106V105H194ZM196 106H198L197 105V103H196ZM195 106V107H196ZM212 106V105H211ZM214 106V105H213ZM213 106H212V109H213ZM251 106V105H250ZM72 106H70V108H71ZM87 107H85V108H87ZM118 107V106H117ZM119 107H118V109H119ZM125 107V106H124ZM141 107H142V105H141ZM194 107V108H195ZM210 107V108H209ZM240 107V106H239ZM257 107V106H256ZM264 107V106H263ZM61 108V107H60ZM69 108V109H70ZM73 108V107H72ZM72 108H71V110H72ZM80 108V107H79ZM114 107H113V105H112V107H111V109H113ZM187 108V107H186ZM198 108V107H197ZM199 108H200V106H199ZM204 108V109H205ZM3 109H4V113H2V111H3ZM74 110H75V107L73 108ZM78 109V108H77ZM77 109H76V111H77ZM81 109V108H80ZM115 109V108H114ZM113 109V110H114ZM121 109V108H120ZM188 109V110H189ZM201 109H203V108H201ZM217 109H218V107H217ZM227 109V108H226ZM230 109H231V107H230ZM256 109V108H255ZM62 110H63V107H62ZM70 110V111H71ZM74 110H72L71 112H73ZM84 110V109H83ZM123 110H124V108H123ZM188 110H184V111H187L188 112ZM195 110H197V109H194L193 111L195 112ZM199 110V109H198ZM216 110V109H215ZM214 110V111H215ZM262 110V109H261ZM264 110V109H263ZM262 110V111H263ZM64 111V110H63ZM69 111V112H70ZM85 111V110H84ZM116 110H114L113 111V120L111 121L110 120V127H109V129H113V131L115 130V128L117 127V126H119L120 127V125H118V123L117 122H119L118 121V119L120 118V120L121 119H123V118H125L124 116H123V118H121L122 117V115H123V113H121V117L119 116V118L117 117V115L119 114L118 112L116 113L115 112ZM119 111V110H118ZM125 111V110H124ZM127 111V114H128V109L126 110ZM190 111V110H189ZM193 111H191V113L193 112ZM202 111V110H201ZM201 111L199 110L198 112H200L201 113ZM218 111H221V110H219L218 109ZM227 110H225L224 111V114H225V117L227 116L226 115V112ZM236 111V110H235ZM240 111V110H239ZM57 112V113H56ZM80 112H81V110H80ZM79 112V109H78V113H80ZM110 112H112V110H110ZM110 112H107V113H109V115H110ZM114 112H115V115H114ZM123 112V111H122ZM182 112V111H181ZM198 112H196V113H198ZM238 112V111H237ZM264 112V111H263ZM8 113H7V116L6 117H8ZM64 113V112H63ZM65 113L67 114L68 113V111H65ZM64 113V114H65ZM78 113H77V118H80L79 116H78ZM86 113V112H85ZM84 112H83V115L85 114ZM106 113V114H107ZM125 113V112H124ZM130 113V112H129ZM176 113V114H177ZM183 113V112H182ZM202 113H204V111H202ZM201 113V114H202ZM213 113V112H212ZM218 113H220V112H216V114H218ZM65 114V115H66ZM72 114V113H71ZM71 114H70V117L69 118H66V119H71ZM104 114H105V112H104ZM126 114V113H125ZM180 115H181V113H179ZM187 114V113H186ZM189 114V113H188ZM194 114V113H193ZM193 114L192 115H189L190 117L191 116H193ZM201 114H199V117L201 116ZM205 114H206V110H205ZM215 114V115H216ZM221 114V113H220ZM250 114H252V113H250ZM255 114V113H254ZM253 114V115H254ZM259 114H261V113H259ZM58 115H61V111H60V113L58 114ZM68 115V114H67ZM66 115V116H67ZM73 115L75 116V113L73 112ZM82 115V116H83ZM86 115V114H85ZM84 115V116H85ZM103 115V114H102ZM101 115V116H102ZM108 115V114H107ZM111 115H112V113H111ZM131 114H130V116L131 117H133ZM184 114H182V116H183ZM196 115V114H195ZM203 115L204 114H202V117H203ZM207 115H210V114H208L207 113ZM206 115V116H207ZM213 115H214V113H213ZM219 115V114H218ZM247 115V117L248 116H250V115H248V114H246ZM263 116H264V114H262ZM262 115L260 116L261 117V119H264L263 117H262ZM69 116V115H68ZM67 116V117H68ZM81 116V117H82ZM83 116V117H84ZM139 116V115H138ZM177 116H178V114H177ZM182 116H180L181 118L179 119V121L182 119ZM186 116V115H185ZM188 116V115H187ZM9 117V118H10ZM76 117V116H75ZM82 117V118H83ZM179 117V116H178ZM178 117H176L175 118V120L177 121L178 120ZM190 117H189V119H190ZM197 117V116H196ZM195 117V118H196ZM199 117H197V119L199 118ZM205 117V116H204ZM216 117V116H215ZM234 117V116H233ZM246 117V118H247ZM252 117V116H251ZM258 117V116H257ZM82 118H80L78 121L79 122H81L80 120H82ZM185 118V117H184ZM183 118V119H184ZM211 118H213V116L211 117ZM211 118L209 119V120H211ZM223 118H224V116H223ZM228 118H229V116H228ZM249 118V117H248ZM255 118H256V115H255ZM84 119H86V118H84ZM97 119L95 120V122L97 121ZM126 119V118H125ZM127 119H128V116H127ZM196 119V120H197ZM201 118H199V120H194L193 119V121H196L195 123H196V126L197 125H200L201 124V120H200ZM203 119V118H202ZM208 119H206V123L208 124V122H209V120ZM216 118H214V120H215ZM225 119V118H224ZM231 119V118H230ZM230 119H227V120H229L230 121ZM245 119V118H244ZM244 119H243V122H244ZM258 119H259V117H258ZM74 117H73V119H72V122L74 123ZM129 120V119H128ZM134 120V121H133ZM187 119H185V121H186ZM207 120H208V122H207ZM226 119H225V121H227ZM233 120V119H232ZM58 121V120H57ZM56 121V122H57ZM76 121V120H75ZM83 121V120H82ZM85 121V120H84ZM100 121V120H99ZM127 121V120H126ZM125 121V122H126ZM179 121H177V123H179ZM192 121V120H191ZM203 121H204V119H203ZM219 121V120H218ZM224 121V122H225ZM241 121V120H240ZM245 121H246V119H245ZM248 121V120H247ZM261 121V120H260ZM264 121V120H263ZM262 121V122H263ZM51 122L53 123V124H55L56 125V127L55 128H53V124H52V128L50 127V124H51ZM66 122H67V120H66ZM70 122V121H69ZM71 122V125H67L68 127L69 126H74V125H72L73 123ZM77 122V121H76ZM102 122V121H101ZM100 122V123H101ZM103 122H104V120H103ZM121 122V121H120ZM129 122V121H128ZM128 122H126V123H128ZM181 122V121H180ZM186 122H188V120L186 121ZM185 122V123H186ZM200 122V124H197V123H199ZM223 122V123H224ZM238 122V121H237ZM236 122V123H237ZM253 121H250L249 123H252ZM68 123V122H67ZM66 123V124H67ZM83 123H85V122H83ZM105 123H107V122H105ZM124 123V122H123ZM176 123V122H175ZM176 123V124H177ZM183 123V122H182ZM183 123L182 125V127H184L186 124H188V123ZM195 123H194V125H195ZM202 123H204V122H202ZM205 123V124H206ZM210 123V122H209ZM219 123V122H218ZM234 123V122H233ZM240 123V122H239ZM242 123V122H241ZM244 123H246V125H244V124H242V125H244L245 126V128H246V126H247V123L248 122H244ZM256 123H257V119H256ZM256 123H254L255 124V126H256ZM264 123V122H263ZM263 123H260L261 125L263 124ZM75 124V123H74ZM79 124V123H78ZM81 124H82V122H81ZM81 124H79V125H81ZM90 123H88V125H89ZM93 124H94V122H93ZM119 124H122V122L121 123H119ZM180 124V123H179ZM190 124H192V122L190 123ZM211 124V123H210ZM210 124H208V125H210ZM226 124H228V122L226 123ZM235 124V123H234ZM253 124V125H254ZM77 125V124H76ZM75 125V126H76ZM83 125V124H82ZM81 125V126H82ZM88 125H86V126H88ZM106 125V124H105ZM128 125V124H127ZM130 125V126H131ZM175 125V124H174ZM212 125V124H211ZM213 125H214V123H213ZM225 125V124H224ZM230 125H231V123H230ZM239 125V124H238ZM234 126V128H236L237 127V129H238V127L239 126ZM250 125V124H249ZM252 124L250 125V126H253ZM258 125V124H257ZM67 126H66V128H67ZM74 126V127H75ZM78 126V125H77ZM75 127V128H79V127ZM91 126V125H90ZM101 126V125H100ZM122 126H126V125H121V127ZM130 126H129V128H130ZM133 126V125H132ZM176 126H178V125H175V127ZM180 127H181V125H179ZM187 126H190L189 124L187 125ZM187 126H186V129H187ZM2 127V126H1ZM64 127H65V125H64ZM72 127H71V129L70 130H72ZM73 127V128H74ZM82 127H85V126H82ZM81 127V128H82ZM121 127H120V129H121ZM126 127H128V126H126ZM125 127V128H126ZM174 127V126H173ZM173 127H172V129H173ZM191 127H194V126H191ZM202 127H204V126H202ZM201 127V128H202ZM206 127V126H205ZM205 127L203 128V129H205ZM209 127V126H208ZM214 126H212V128H213ZM223 127V126H222ZM241 127H243V126H241L240 125V128ZM3 128H0V129H3ZM52 130H51V129ZM70 128V127H69ZM68 128V129H69ZM80 128V129H81ZM123 128V127H122ZM124 128V129H125ZM178 128V127H177ZM198 128V127H197ZM201 128H199V129H201ZM219 128V127H218ZM228 128V127H227ZM232 128V130L234 129L233 127H231ZM231 128H228L229 130L231 129ZM249 129H250V127H248ZM253 128H255V127H253ZM252 128V129H253ZM59 129V127L57 128V130ZM85 129V128H84ZM90 129V128H89ZM98 129V128H97ZM97 129L95 130V129H90L92 132H93V130H95L96 132H97ZM109 129H107V130H109ZM128 129V128H127ZM132 129H133V127H132ZM172 129H170V131H172L173 132V130ZM178 129H180V131H181V128H178ZM183 129V128H182ZM191 130H189V128H188V130H186V133L187 132H190V131H192V128H190ZM193 129H195V127L193 128ZM199 129H197V130H199ZM207 129V128H206ZM223 129V128H222ZM243 129V128H242ZM261 129V128H260ZM65 130V129H64ZM67 130V129H66ZM65 130V131H66ZM74 131H71V132H76V129H73ZM78 130V129H77ZM90 130L88 131V132H90ZM117 131H119V129L117 128L116 129ZM123 130V129H122ZM129 130V132H133V131H130L131 129H128ZM202 130V129H201ZM239 130V129H238ZM248 130V129H247ZM251 130V129H250ZM264 129H261V131H262V133L264 132L263 131ZM51 131V132H50ZM65 131H64V133L63 132H61V136H59V139L61 140V138H64V137H66V136H62V133L63 134H65L66 135V133H65ZM81 131H83L82 129H81ZM85 131V130H84ZM84 131L83 132H79L80 134H81V136L82 137H85L84 135H83V133H84ZM86 131H87V129H86ZM94 131V132H95ZM183 131H185V130H183ZM194 131V136L195 137H197V135L196 134H198L199 132L197 131V133L195 134V132H196V129L195 130H193ZM193 131H192V133H193ZM235 131H236V129H235ZM242 130H240V132H241ZM244 131V130H243ZM259 131V129H258V126H257V128H255V130L254 131H252V133L254 134H256V136H257V134L259 135V133H257ZM8 132H10L9 134H7ZM58 132H60L59 130H58ZM57 132V133H58ZM77 132V133H78ZM126 132V131H125ZM124 132V130H123V132H121V133H125ZM171 132V133H172ZM177 132V135H179L178 134V131H176ZM230 132V131H229ZM239 132V134H241ZM246 132H248V131H246ZM68 133H70L69 131H68ZM91 133V132H90ZM98 133V132H97ZM96 133V134H97ZM99 133H100V131H99ZM98 133V134H99ZM103 133V132H102ZM113 133V132H112ZM117 133V132H116ZM116 133H114V134H116ZM119 133V132H118ZM117 133V134H118ZM120 133V135H121V138L122 139H124V135H130L131 136V134L130 133H127L126 132V134H121ZM133 133H135V132H133ZM132 133V134H133ZM146 133H149V138L151 137L150 136V134H152V137H151V139L153 140H151L150 139V141H149V144H148V146L147 147H143L141 150H140V147H142L143 145H142V143L141 142H143L142 140H140L141 142V145L142 146H136V144L137 143H139L138 141H136V139L138 140V138L140 139V137H141V139H142V134H146ZM185 132H184V134H186ZM205 133H207V132H205ZM213 133V132H212ZM225 133V132H224ZM227 133H228V131H227ZM226 133V134H227ZM231 133V132H230ZM230 133H228V135L230 134ZM233 133V132H232ZM235 133V132H234ZM233 133V134H234ZM251 133V134H252ZM261 132H260V134H262ZM55 134H56V132L54 133V136H55ZM60 134V133H59ZM76 134V133H75ZM85 134V133H84ZM95 134V135H96ZM97 134V135H98ZM116 134V135H117ZM184 134H182V135H184ZM190 134H191V132H190ZM203 134V133H202ZM225 134V135H226ZM244 134H245V132H244ZM243 134V135H244ZM250 133H248V135H249ZM254 134V135H255ZM53 135V134H52ZM94 135V134H93ZM93 135H91L90 134V136L92 137ZM94 135V136H95ZM96 135V136H97ZM101 135V134H100ZM115 135V136H116ZM119 135V136H120ZM123 135V136H122ZM168 135V137L170 136L169 134H167ZM207 135V134H206ZM226 136L227 138H230L229 136ZM248 135H247V138H248ZM263 135V134H262ZM58 136H57V138H58ZM70 136H76V135H74L73 133H72V135H69V136H67L68 138L67 139H70ZM77 136H79V141H81L80 139V135H77ZM102 136V135H101ZM101 136H100V138H101ZM112 136H114V135H112ZM115 136L113 137L114 139H111V140H113V142L114 141H116L115 140ZM119 136H116L117 138L119 137ZM176 136V137H175ZM186 136V135H185ZM182 137V138H186L187 139V137ZM188 137H190V135L188 134L187 135ZM218 136V135H217ZM222 136H223V133H222ZM231 136V135H230ZM242 136V135H241ZM250 136V135H249ZM264 136V135H263ZM91 137H89L90 139H91ZM128 137V136H127ZM146 137V136H145ZM148 137V136H147ZM181 137V136H180ZM191 137H193V136H191ZM190 137V138H191ZM203 137V136H202ZM225 137V138H226ZM242 137H244V136H242ZM246 137V136H245ZM251 137H252V135H251ZM260 137V136H259ZM262 137V136H261ZM260 137V138H261ZM55 139H57L56 137H54ZM74 138H76V137H74ZM88 138V140H89V143H87V144H89V146H87L86 147V145H85V147H86V151L87 152H89L88 150V148L89 147H92L91 146V144H93L94 143V141H96V140H94L93 142H91L90 141V139ZM93 138V137H92ZM111 138V137H110ZM131 138V137H130ZM214 138V137H213ZM250 138V137H249ZM255 138H258V137H254L253 139L255 140ZM259 138V139H260ZM67 139H65L64 138V140H67ZM108 139H109V136H108ZM108 139H106V140H108ZM125 139H127L126 137H125ZM147 140H148V138H146ZM169 139V140H168ZM189 139V138H188ZM217 139V138H216ZM236 139V138H235ZM246 139V138H245ZM245 139H244V141H245ZM252 139V138H251ZM258 139V140H259ZM60 140L57 142V144H58V146L59 147H62L63 145H65V144H67V143H65L66 141H64V142H62V140H61V142H62V146L60 145ZM70 140H72V138L70 139ZM85 140H86V138H85ZM92 140V139H91ZM99 140H101V139H99ZM98 140V141H99ZM103 140H104V135H103ZM102 140V141H103ZM146 140V141H147ZM171 140V141H172ZM201 140V139H200ZM206 140V139H205ZM212 140V139H211ZM221 140H222V138H221ZM226 140V139H225ZM228 140V139H227ZM69 141V140H68ZM83 141L84 140H82V144H83ZM109 142H110V140H108ZM122 140H120V142H121ZM126 141H128V140H126ZM146 141H145V143H146ZM178 141V140H177ZM186 141V140H185ZM191 141V140H190ZM197 141V140H196ZM230 141V139L228 140V142ZM236 141V140H235ZM235 141H234V143H235ZM246 141H247V139H246ZM48 142H50V141H48ZM51 142H52V140H51ZM50 142V143H51ZM90 142H91V144H90ZM105 142V141H104ZM103 142V144L104 145H108L109 143H104ZM113 142H111V143H113ZM118 142V141H117ZM124 142V141H123ZM179 142H181V138H180V141ZM189 142V141H188ZM194 142V141H193ZM242 141H240V143H241ZM249 142V140L247 141V143ZM253 142V141H252ZM256 142H258V141H256ZM255 142V143H256ZM7 143V142H6ZM50 143H48V144H50ZM64 143V144H63ZM72 142H70V145L68 144V147L67 148H69L70 150H72L71 148H72V144H71ZM74 143V142H73ZM95 143H97V145H98V143L99 142H95ZM230 143V142H229ZM234 143H232L233 145H236V143L234 144ZM247 143H245V144H247ZM250 143V142H249ZM254 143V142H253ZM252 143V144H253ZM54 144H56V142L54 143ZM57 144H56V147H57ZM76 144H77V138H76ZM85 144H86V142H85ZM126 144V142L124 143V145ZM183 144H185V142L183 143ZM219 144V143H218ZM221 144H222V142H221ZM52 145V144H51ZM113 145H114V143H113ZM139 145V144H138ZM186 145V144H185ZM188 145H190V143H188ZM224 150H226L225 148H227V146L225 145V142H224ZM230 145V144H229ZM248 145L249 144H247V147H248ZM255 145V144H254ZM254 145H251V146H254ZM261 145V144H260ZM48 146V145H47ZM50 146V145H49ZM48 146V147H49ZM67 145H65V147H66ZM70 146V147H69ZM74 146H76V145H74ZM81 145L79 144V145H77V148H76V150H75V153L76 154H78V153H80V151H81V147H80ZM94 146H96V144L95 145H93V148H94ZM110 146H112V144L110 145ZM109 146V147H110ZM184 146V145H183ZM187 146V145H186ZM185 146V147H186ZM204 146V145H203ZM215 146V145H214ZM218 146H221L220 144L218 145ZM218 146H216V148L218 147ZM226 146V147H225ZM231 146V145H230ZM238 146V145H237ZM45 148V149H43L42 150V148ZM53 147H55L54 145L52 146V148ZM83 147V146H82ZM193 146L191 145V147L190 148H192ZM206 147V146H205ZM210 147V146H209ZM223 147V146H222ZM229 147V146H228ZM241 147H246V145L245 146H241ZM58 148V147H57ZM56 148V152H57V150L59 149H57ZM64 147H62V149H63ZM66 148V149H67ZM81 148V149H80ZM97 148H98V146H97ZM97 148H95L96 150H97ZM127 148H129V147H127ZM194 148V147H193ZM200 148V147H199ZM207 148V147H206ZM214 148V147H213ZM250 147H248V149H249ZM252 149H255V148H253V147H251ZM260 148V147H259ZM47 149V150H46ZM50 149H51V147H50ZM61 149V148H60ZM124 149V148H123ZM122 149V150H123ZM184 149V148H183ZM186 149V148H185ZM195 149V148H194ZM197 149V148H196ZM202 149V148H201ZM219 150H220V148H218ZM223 149V148H222ZM231 149V148H230ZM242 149V148H241ZM53 150H55V149H53ZM70 150H65V151H70ZM73 150H74V147H73ZM94 150V149H93ZM197 150H199V149H197ZM197 150H194L195 151V153H196V151ZM206 150H208V149H206ZM210 150V149H209ZM228 150V149H227ZM227 150H226V152H227ZM232 150V149H231ZM234 150H235V147H234ZM243 150V149H242ZM258 150V149H257ZM59 151V150H58ZM64 151V150H63ZM91 151V150H90ZM115 151V152H116ZM125 151V150H124ZM141 151V152H140ZM182 151H184V150H181V152ZM188 151H190V154L192 155V153L191 152H194V151H191V150H187V152ZM221 151V150H220ZM220 151H218V152H220ZM241 151V150H240ZM249 151V150H248ZM251 151V150H250ZM25 153V155H24V153ZM46 152V153H45ZM48 152H50V151H48ZM55 152V151H54ZM62 152V151H61ZM67 152H66V154H67ZM83 152H85V150H84V147H83ZM86 152V154H88ZM96 152V151H95ZM96 152V154H98ZM111 153H112V150L110 151ZM115 152H113V153H115ZM122 152V151H121ZM121 152L119 153V154H121ZM185 152V151H184ZM201 152V151H200ZM208 152V151H207ZM213 152H214V150H213ZM212 152V153H213ZM215 152H216V149H215ZM223 152H225V151H223ZM225 152V153H226ZM230 152V151H229ZM229 152H228V154H229ZM245 152H247V150H244V153ZM59 153L60 152H58L57 153V155H54L53 154V152H52V154H53V156L55 157V156H58L59 155ZM65 153V152H64ZM71 153V151L68 153V155ZM72 153H74V152H72ZM71 153V156H74L73 154ZM99 153V154H100ZM180 153V152H179ZM183 153V152H182ZM189 153V152H188ZM187 153V154H188ZM211 153V152H210ZM209 153V154H210ZM211 153V158H212V156L214 157V155H215V157H216V155H217V153H213L212 154ZM242 153V151L240 152V154ZM250 153V152H249ZM4 154V153H3ZM3 154H0V155H3ZM22 154H23V156H22ZM49 154H51V152L49 153ZM49 154L47 155V156H49ZM51 154V155H52ZM66 154L64 155V158H66ZM94 154V151L92 152V155ZM185 154V153H184ZM199 154H200V156L201 155H203V153H198L197 155H198V157H199ZM204 154H205V151H204ZM231 154V153H230ZM229 154V155H230ZM63 155H61L60 154V156H63ZM67 155V156H68ZM79 155V154H78ZM82 155H84V158H85V154L83 153ZM81 153H80V158H81ZM89 155V154H88ZM95 155V154H94ZM186 155V154H185ZM191 155H189V156H191ZM196 155V154H195ZM208 155V154H207ZM220 155H222L221 154V152H220ZM242 155V154H241ZM247 155H249V154H247ZM70 156V155H69ZM96 156V155H95ZM94 156V157H95ZM118 156V157H117ZM123 156V155H122ZM179 156H182L181 154L179 155ZM186 156H188V155H186ZM204 156V155H203ZM218 156H219V153H218ZM218 156H217V159H219L218 158ZM244 156H245V154H244ZM257 156V155H256ZM76 157H78V156H76ZM75 157V158H76ZM93 156L91 157L90 156V159L91 158H93V159H95V158H97V156L94 158ZM105 157V158H104ZM142 158V160H143V164H141V166L139 165V163H138V166H140V167H138L137 168V170H135L136 171V173L134 174V173H132L131 171H132V167H134V165H136L137 163H136V161L137 162H139V160L138 159H141ZM209 158H210V156H208ZM221 157V156H220ZM229 157V156H228ZM232 157V156H231ZM230 157V158H231ZM242 157H243V155H242ZM246 157V156H245ZM244 157V158H245ZM261 157V156H260ZM48 158V157H47ZM50 158V157H49ZM48 158V159H49ZM51 158L53 159V157L51 156ZM59 158L60 157H57V159L56 158H54L56 161L57 160H59ZM68 158V157H67ZM66 158V159H67ZM74 158V157H73ZM73 158L71 159V160H73ZM79 158V159H80ZM98 158H100V156L98 157ZM123 158H125V157H123ZM185 158V157H184ZM189 158V157H188ZM188 158H187V160H188ZM199 158H201V157H199ZM223 158V157H222ZM225 159V162L227 163V161H228V159L226 160V156L224 157ZM239 158V157H238ZM250 157H248L247 159H249ZM3 159V160H2ZM52 159H51V161H48V162H53L52 161ZM53 159V160H54ZM60 159H63V157H61ZM69 159V158H68ZM68 159L66 160V161H68ZM85 159H87V157L85 158ZM89 159V160H90ZM179 159V158H178ZM192 159V158H191ZM190 159V161H195L194 159H196V158H194L193 160H191ZM204 159H207V158H204L203 157V160ZM221 159V158H220ZM219 159V160H220ZM75 161H77L78 160V158L77 159H74ZM73 160V162H75ZM82 160H83V156H82ZM101 160V161H100ZM120 160V159H119ZM185 160V159H184ZM201 161H203L202 159H200ZM213 160H215V159H213ZM232 160H233V158H232ZM234 160H235V158H234ZM238 160V159H237ZM239 160H241V157H240V159ZM245 160H246V158H245ZM254 160V159H253ZM46 161V160H45ZM63 161H65V160H63ZM63 161H57L59 164H61ZM65 161V162H66ZM91 162L93 161V160H90ZM113 161V160H112ZM128 161V162H127ZM190 161L189 162H187V164L188 163H190ZM198 161V160H197ZM206 161V160H205ZM207 161H208V159H207ZM206 161V162H207ZM216 161L218 162V160H215V162H213L214 163V166L213 165H211V166H213L214 168H215V166H216ZM221 161H222V159H221ZM246 161H248V160H246ZM246 161H244V164H245V166H246ZM0 162V163H1ZM65 162H64V164H65ZM72 162V163H73ZM80 161H78L77 163H79ZM87 162H88V160H87ZM100 162V163H99ZM121 162V163H120ZM142 162V161H141ZM175 162L177 163V164H175ZM183 162V161H182ZM196 162V161H195ZM206 162L204 163V164H200V163H198V164H200L201 166L202 165H204L205 166V164H206ZM212 162L210 161V163L212 164ZM220 162V161H219ZM223 162V161H222ZM229 162H231L230 160H229ZM258 162V161H257ZM47 163V162H46ZM45 163V165H47ZM50 163H49V165H50ZM66 163H68V162H66ZM135 163V164H134ZM192 163V162H191ZM209 163V162H208ZM226 163H225V165H226ZM234 163H236V162H234ZM243 163V159H242V161H241V164ZM249 163V162H248ZM247 163V164H248ZM252 162H250L248 165H250ZM259 163V162H258ZM51 164H53V165H55V167H57V168H59V165H57L56 166V164L55 163H51ZM69 164H70V161H69ZM75 164H76V162H75ZM84 164H86V162H82V165H80V168H81V166H83ZM180 165L181 164H183V163H179ZM185 165H186V161H185V163H184ZM194 164V163H193ZM219 165L221 164V162L220 163H218ZM222 164H224V163H222ZM230 164V163H229ZM233 164V163H232ZM232 164H230V166L232 165ZM238 164L239 165H237V166H240V163L238 162ZM49 165H48V167H49ZM53 165H50V167H53ZM68 165V164H67ZM74 165V164H73ZM87 165H88V163H87ZM87 165H84L85 167L87 166ZM92 163L91 164H89V168H91L92 166ZM184 165V166H185ZM192 165V164H191ZM195 165V164H194ZM197 165V164H196ZM207 166H208V164H206ZM227 165H228V163H227ZM234 166H235V164H233ZM252 165V164H251ZM250 165V166H251ZM255 165V164H254ZM41 166V165H40ZM44 166V165H43ZM42 166V167H43ZM63 166V165H62ZM62 166H60L61 168V170L62 169H65V165H64V168H62ZM71 167H72V164L70 165ZM83 166V167H84ZM91 166V167H90ZM102 166V165H101ZM183 166V165H182ZM183 166V167H184ZM189 166V165H188ZM233 166V167H234ZM244 165H242V167H245ZM253 166V165H252ZM251 166V167H252ZM257 166V165H256ZM46 167V166H45ZM54 167V168H55ZM97 168L98 170H100V168ZM110 167V166H109ZM180 167V166H179ZM191 167V166H190ZM195 167V169H196V166H193V168ZM198 167V166H197ZM209 167H210V165H209ZM213 167H211L212 169H213ZM228 167V166H227ZM241 167V166H240ZM258 167V166H257ZM262 167V166H261ZM54 168H53V170H54ZM73 168V167H72ZM71 168V169H72ZM79 168V167H78ZM77 167H76V169L75 170H72V171H76L77 170V173L78 172H80L81 171V169H78ZM103 168H104V166L101 168L102 170H103ZM106 168H108V167H106ZM192 168V169H193ZM200 168V167H199ZM231 168H232V166H231ZM237 169L239 168V167H236ZM249 168V167H248ZM252 168H254V166L252 167ZM42 169V168H41ZM43 169H46V168H43ZM50 169H52V168H50ZM56 169V168H55ZM59 169V170H60ZM68 168H66L65 170H67ZM131 169V170H130ZM173 169V168H172ZM190 169V168H189ZM198 169V168H197ZM203 169V168H202ZM202 169H200V172L201 171H204V169L202 170ZM209 169V168H208ZM219 169L221 170L222 169V167L220 168L219 167ZM228 169H230V167L228 168ZM234 168H232V170H233ZM243 169V168H242ZM241 168L240 169H238L239 171H238V173H239V175L241 174V175H243V173H245V172H243L244 171V169H243V171L241 172V170H242ZM53 170L51 171L52 172V174H51V172H49L51 175H53V177H52V179L55 177L54 175H56V174H53V173H55V172H53ZM60 170V171H61ZM65 170H63L64 171V173L66 172ZM79 170V171H78ZM86 170H87V168H86ZM92 170V168L91 169H89V171H91ZM94 171H96L95 169H93ZM92 170V171H93ZM97 170V171H98ZM101 170V171H102ZM134 170V169H133ZM176 170H178V169H176ZM179 170H180V168H179ZM206 170V169H205ZM210 171H211V169H209ZM214 170V169H213ZM220 170H218L217 169V171H220ZM231 170V169H230ZM43 171H45V170H43ZM50 171V170H49ZM56 171V170H55ZM57 171H58V169H57ZM56 171V172H57ZM68 172L69 171H71V170H67ZM83 171H84V168H83V170H82V173H83ZM88 171V172H89ZM101 171L100 172H98V173H100L99 175H102L101 174ZM104 171V172H103ZM102 172H103V174L105 173V170H103ZM110 171H111V169H110ZM109 171V172H110ZM186 171H188L189 173H187V175L189 174L190 175V171L189 170H186ZM193 171V170H192ZM222 171H223V169H222ZM224 171H226V169L224 168ZM223 171V172H224ZM234 171H235V169H234ZM249 171H250V168H249ZM48 172V171H47ZM174 173V170L173 171H171V174L173 175V173ZM176 172V171H175ZM179 173H180V171H178ZM182 172V171H181ZM199 172V171H198ZM197 172V173H198ZM207 172V170L203 173V172H201L202 173V175L203 174H205ZM213 172V171H212ZM221 172V171H220ZM232 172V171H231ZM261 172V171H260ZM262 172H263V170H262ZM44 173V172H43ZM62 173V172H61ZM81 173V172H80ZM94 173V172H93ZM98 173H96V174H98ZM106 173H108L107 172V170H106ZM106 173H105V175H106ZM112 173L110 174V175H112ZM179 173H175V175H174V177L175 176H178L177 174H179ZM194 173V172H193ZM215 174H216V171L214 172ZM236 173H237V171H236ZM238 173L236 174V176H239L238 175ZM257 173V172H256ZM67 174V173H66ZM65 174V175H66ZM69 174H73V173H69ZM69 174H68V176H69ZM90 175H88L89 177H93L94 175L92 174V172H90L89 173ZM198 174H200V173H198ZM210 174V173H209ZM218 174H222V172L221 173H218ZM229 174V170H228V173H227V175ZM231 174V173H230ZM233 174H234V172H233ZM253 174H254V171H253ZM253 174H252V178H253ZM258 174V173H257ZM260 174V173H259ZM263 174V173H262ZM43 175V174H42ZM59 175V174H58ZM62 176H63V173L61 174ZM81 175H83V174H81ZM80 175V176H81ZM85 175V174H84ZM83 175V176H84ZM87 175V174H86ZM85 175V176H86ZM109 175V173H108V176H110ZM170 175V174H169ZM172 175H170L171 177H172ZM182 175V174H181ZM184 175V174H183ZM186 175V174H185ZM184 175V176H185ZM197 175V174H196ZM207 175V174H206ZM211 175V174H210ZM210 175H208V178H209V176ZM226 174H225V172H224V174H223V176H225ZM248 175H250V174H248ZM247 175V176H248ZM256 175V174H255ZM49 176V175H48ZM60 176V175H59ZM59 176L57 177L58 179H59ZM67 176V177H68ZM71 176H73V175H71ZM79 176V175H78ZM87 176V178L86 179H88L89 177ZM97 176V175H96ZM169 176V178H171ZM191 176V175H190ZM193 176V175H192ZM199 176H201V175H199ZM214 176H217V175H214ZM213 175L212 176H210L211 177V182L215 179V177H214ZM219 176V175H218ZM218 176H217V179L219 180V178H218ZM235 176V175H234ZM259 175H256V177H258ZM263 176V175H262ZM61 177V176H60ZM63 177H65V176H63ZM66 177V178H67ZM76 177V176H75ZM98 177H101V176H97V177H95V178H97L96 180H98ZM104 177V176H103ZM105 177H107V176H105ZM194 177H196L195 175H194ZM204 177V176H203ZM203 177H202V179H203ZM212 177H214V179L212 178ZM264 177V176H263ZM43 178V177H42ZM62 178V177H61ZM60 178V179H61ZM65 178V179H66ZM68 178H70V177H68ZM72 178V177H71ZM70 178V179H71ZM78 178V177H77ZM95 178L94 179H92L93 180V183H94V180H95ZM102 178V177H101ZM108 178V177H107ZM107 178L106 179H104V180H107ZM110 178V177H109ZM165 178V177H164ZM173 178V177H172ZM182 178H183V176H182ZM188 178H189V176L187 177H185V179H187L188 180ZM191 178V177H190ZM204 178H207L206 176L204 177ZM227 178L229 179V177L227 176ZM236 178H238V177H236ZM236 178H235V180L233 179V178H231L232 179V181H234V182H236ZM241 178L243 179V177L241 176ZM240 178V179H241ZM246 178H248V177H246ZM246 178H244L243 180H245L246 181ZM255 178V177H254ZM44 179H45V176H44ZM49 179V178H48ZM47 178H46V181L48 180ZM55 179V178H54ZM60 179L59 180H57V181H60ZM82 179V177L80 178V180ZM84 179V178H83ZM91 179V178H90ZM178 179L180 180L179 182L181 183V177L179 178L178 177ZM213 179V180H212ZM221 179V178H220ZM223 179V178H222ZM239 179V178H238ZM239 179V180H240ZM256 180V182H258L257 180V178H255ZM260 179V178H259ZM64 180V179H63ZM66 180H69V179H66ZM95 180V181H96ZM161 180H164V179H162L161 178ZM166 180V179H165ZM164 180V181H165ZM183 180H184V178H183ZM186 180V181H187ZM191 180H193L192 178H191ZM195 180H197V179H195ZM195 180H193V181H191V183L192 182H194ZM208 180V179H207ZM248 180V179H247ZM263 181H264V179H262ZM45 180H43V182H46ZM56 181V180H55ZM54 181V182H55ZM56 181V182H57ZM76 182V178L74 179V177H73V181H72V179H71V182L73 183V182ZM85 181V179L83 180V182ZM107 181V182H108ZM163 181V182H164ZM167 181H168V179H167ZM172 181L173 180H171V183H172ZM175 181V180H174ZM190 181V180H189ZM198 181V180H197ZM197 181H195V182H197ZM217 181V180H216ZM221 181V180H220ZM224 181L227 183V179H226V177H225V179H224ZM223 181V182H224ZM245 181H243V184H244V182ZM53 182V183H54ZM61 182V181H60ZM62 182H66V181H62ZM87 182V181H86ZM85 182V183H86ZM108 182V183H109ZM153 182V181H152ZM170 181H168V183H169ZM179 182H178V184H179ZM182 182H184V181H182ZM194 182V183H195ZM209 182H210V180H209ZM214 182V181H213ZM222 182V183H223ZM224 182V183H225ZM233 182V183H234ZM240 182L241 181H239L237 184H240ZM47 183V182H46ZM50 183V182H49ZM80 183V185L82 186V184H81V182H79ZM107 183V184H108ZM156 183H158V181L156 182ZM161 183H162V181H161ZM166 183V182H165ZM199 183H201V182H199ZM205 183V182H204ZM218 183H219V181H218ZM236 183L234 184V185H236ZM247 183V182H246ZM244 184V185H247V184ZM253 183V182H252ZM260 182H258V184H259ZM62 184V183H61ZM65 184H67V183H65ZM64 184V186H66ZM76 184V183H75ZM78 184V183H77ZM90 184V183H89ZM92 184V183H91ZM91 184H90V186L89 187H91ZM154 184V183H153ZM159 184H160V181H159ZM174 184V183H173ZM185 184V183H184ZM184 184H183V189H184V187L185 186H188V189H190L191 187H192V189L191 190H193V192L195 191L194 189H195V187L197 186V183H196V185L195 184H193V185H195L194 187L193 186H191L190 184V188H189V185H187L188 184V182H187V184H185V186H184ZM202 184V183H201ZM200 184V185H201ZM208 184V183H207ZM220 184V183H219ZM218 184V185H219ZM228 184V183H227ZM230 184H232V183H230ZM241 184H242V182H241ZM257 184V183H256ZM261 185L263 184V182L261 181V183H260ZM43 185H44V183H43ZM45 185H47V184H45ZM49 185V184H48ZM68 185V184H67ZM84 186H82V187H84V188H86L87 186L85 185V184H83ZM93 185V184H92ZM94 185H96V187L98 188V185L95 183ZM103 185H105V184H103ZM142 185H144V187L142 186ZM169 185H170V183H169ZM180 185V184H179ZM210 185V184H209ZM208 185V186H209ZM221 185V184H220ZM218 186L217 187V189L218 188H220L221 186ZM260 185V186H261ZM51 186V185H50ZM57 186H58V184H57ZM69 186V185H68ZM73 186H74V184H73ZM73 186L71 187V186H69L70 188H73ZM77 186V185H76ZM75 186V187H76ZM100 186H101V184H100ZM106 186V185H105ZM157 187H158V184L156 185ZM155 186V188L156 189H158V188H160V189H158L159 191L162 189V186H160V187H156ZM166 187L168 186V185H165ZM171 186V185H170ZM198 186H199V184H198ZM206 186V185H205ZM213 187L215 186V184L214 185H212ZM211 185L209 186V191H210V187H212ZM217 186V185H216ZM226 186H228V185H226ZM237 186V185H236ZM238 186H240V185H238ZM236 187L235 188V186H234V189L232 188L233 187V184H232V187H231V189H228V193L230 192L229 190H234L233 191V193L231 192V194H227V195H230V199H229V206H230V212H231V218H230V215H229V218L231 219V221H232V227H231V231H230V235H229V233H228V235H229V241H230V244H229V247H230V249H228L227 251H229V253H228V256H226L227 255V253L225 254L224 253V251H222L223 252V254L222 255H224L225 254V257L224 258H222V259H220V258H216L215 260H217V264H235L234 263V261L235 260H237L238 258H236V256L238 255V253L239 252H241L243 249H245V246H244V248H242V250L241 251H239V248H238V244L240 245L241 243V246L244 244L243 243V240H248V238L247 239H243V237H245L246 235V232H249V231H247L248 230V228H246L245 226H247L248 227V225L247 224H249V217H250V214L252 215V213H251V211H252V209L254 210V206L255 205H257L256 203L257 202H259V201H257L256 200V198H258L257 196L259 195V192H258V190H256L255 189V187H254V189L252 188L251 190H253L252 192H250V193H248V194H246L245 193V191H243L242 189V191L243 192H241V190H240V187ZM243 186V185H242ZM253 186V185H252ZM263 187H264V184L262 185ZM41 187H43L44 188V186H42L41 185ZM52 187H53V185H52ZM80 188V190L81 189H83V188ZM96 187H94V188H96ZM166 187H164V188H166ZM169 187V186H168ZM173 187H175V184H174V186ZM181 187V188H182ZM201 188L203 187V186H200ZM246 187V186H245ZM244 187V188H245ZM45 188H48V187H45ZM92 188V187H91ZM91 188L88 190V191H90L91 190ZM97 188H96V190H97ZM187 188V187H186ZM194 188V189H193ZM199 188V187H198ZM206 188H208L207 186H206ZM222 188H224L223 190H225V186L224 187H222ZM228 188V187H227ZM248 188V187H247ZM38 189H41L40 187L38 188ZM49 189V188H48ZM57 189H58V187H57ZM76 189H77V187H76ZM138 189V190H139ZM170 189H172V188H170ZM177 189H180V188H178L177 187ZM177 189H176V191H177ZM187 189V190H188ZM205 189V188H204ZM216 189V190H217ZM221 189V188H220ZM263 189V188H262ZM262 189H260V190H262ZM47 190V189H46ZM67 190V189H66ZM87 190V189H86ZM86 190H84V192L86 191ZM164 190V189H163ZM168 189H166V191H167ZM175 189H173V191H174ZM201 190V189H200ZM214 190H215V188H214ZM213 190V191H214ZM222 190V191H223ZM245 190H246V188H245ZM248 190H250L249 188H248ZM41 191V190H40ZM48 191H50V190H48ZM47 191V192H48ZM61 191H62V189H61ZM93 191H94V189H93ZM134 191V192H133ZM140 191H142V190H140ZM165 191V192H166ZM184 191V190H183ZM186 191V190H185ZM203 191V190H202ZM207 191H208V189H207ZM212 191V190H211ZM212 191V192H213ZM71 192V191H70ZM74 192H75V189H74ZM77 192V191H76ZM137 192H139V191H137ZM137 192H136V194H137ZM143 192H142V196H143ZM149 192V191H148ZM147 192V193H148ZM156 192V191H155ZM158 192V191H157ZM162 192V191H161ZM160 192V193H161ZM189 192V191H188ZM218 192H220L221 193V191L219 190ZM225 192V191H224ZM36 193V194H35ZM50 193H52V192H50ZM68 192L66 191V192H62V195H61V205H63V207L61 208L62 209V214H65V216L63 215V217H65V218H67L68 217V213H70V211H69V208H71L72 206H73V204L72 205H70V207H69V195L67 194ZM83 193V192H82ZM86 193H88V192H86ZM94 193H96V192H93V193H89L90 195L91 194H94ZM124 193H126V195L127 196H123V194ZM130 193V194H129ZM131 193H132V197H131ZM149 193H151V192H149ZM159 193V194H160ZM162 193H164V191L162 192ZM167 194H168V192H166ZM166 193L164 194V195H166ZM174 193V192H173ZM175 193H177V192H175ZM175 193H174V195H175ZM195 193V192H194ZM204 193V192H203ZM211 193V192H210ZM214 193V192H213ZM219 193V194H220ZM263 193V192H262ZM35 194V195H34ZM75 194V193H74ZM81 194V193H80ZM98 194V193H97ZM152 195L154 194L153 192L151 193ZM158 194V193H157ZM156 194V195H157ZM158 194V195H159ZM180 195H181V193H179ZM184 194H185V192H184ZM198 194V193H197ZM204 194H206V193H204ZM215 194V193H214ZM213 194V195H214ZM34 195V197H32ZM41 194H39V196H40ZM44 196H45V194H43ZM43 195H41V196H43ZM48 195V194H47ZM51 195V194H50ZM49 195V196H50ZM89 195V196H90ZM141 195V194H140ZM146 195V194H145ZM149 195V194H148ZM164 195H160V196H162V198L164 197ZM172 195V194H171ZM174 195H172V196H174ZM182 195H183V193H182ZM189 195V193H187L185 196H187V197H190V195ZM194 196L196 195V194H193ZM212 195V194H211ZM210 195V196H211ZM216 195H217V193H216ZM223 195V194H222ZM224 195H226V194H224ZM262 196H263V194H261ZM38 195H37V197H39ZM48 196V197H49ZM141 196V197H142ZM168 196V202H170L169 201V195H167ZM176 196V195H175ZM177 196H179V195H177ZM193 196V197H194ZM198 196H199V194H198ZM198 196L196 197V198H198ZM209 196V195H208ZM207 196V197H208ZM48 197H46V199L48 198ZM51 197V196H50ZM93 197V195L90 197V198H92ZM95 198H96V196H94ZM97 197H98V195H97ZM134 197V198H133ZM138 197V196H137ZM145 197V196H144ZM151 197V196H150ZM166 197V196H165ZM165 197H164V199H161V197H160V199L161 200H159V201H161V204L162 203H166V199H165ZM204 197H205V195H204ZM203 197V198H204ZM213 197V196H212ZM226 197V198H225ZM224 198L227 200V196H225ZM45 198V197H44ZM147 198H149V197H147ZM147 198H146V200H144L143 198V201H147ZM152 198V197H151ZM156 198H157V196L154 198L153 197V199H155L156 200ZM176 198V197H175ZM184 197L182 196V199H181V196H180V199L181 200H183L184 201V199H183ZM196 198H195V200H196ZM214 198V200H216L215 199V197H213ZM216 198H219V196L217 197L216 196ZM221 198V197H220ZM219 198V199H220ZM264 198V197H263ZM38 199V198H37ZM49 199V198H48ZM47 199V200H48ZM51 199V198H50ZM99 198H97V200H98ZM137 199V198H136ZM136 199H135V201H136ZM170 199H171V197H170ZM192 199V198H191ZM190 199V201H195L194 199L193 200H191ZM201 199H202V197H201ZM210 199V198H209ZM208 199V200H209ZM261 199V198H260ZM41 200V197H40V199L38 200V201H40ZM139 199H137V201H138ZM141 200V199H140ZM140 200L138 201V202H140ZM150 200V199H149ZM155 200H154V202H155ZM165 200V202H162V201H164ZM172 200H174V198H172L171 199V201ZM185 200H186V198H185ZM189 200V199H188ZM213 200V199H212ZM213 200V201H214ZM221 200H222V198H221ZM262 200V199H261ZM30 201V198H29V200H27V202H29ZM37 201V202H38ZM99 201V200H98ZM131 201V200H130ZM129 201V202H130ZM153 201V200H152ZM156 201H158V200H156ZM175 201V200H174ZM173 201V202H174ZM178 200L176 199V202H177ZM257 201V202H256ZM32 202H30V203H32ZM43 202V201H42ZM148 202H151V200L150 201H148ZM154 202H152V203H154ZM167 202V203H168ZM172 202V203H173ZM175 202V203H176ZM184 202H188V201H184ZM206 202H207V200H206ZM216 202V201H215ZM217 202H218V200H217ZM217 202L216 203H214V204H217ZM221 201H219V203H220ZM264 202V201H263ZM41 203V202H40ZM47 203V202H46ZM48 203H49V200H48ZM50 203H52V202H50ZM49 203V204H50ZM54 203V202H53ZM52 203V204H53ZM80 203V202H79ZM130 203H132V202H130ZM141 203V202H140ZM172 203H170L171 205H172ZM181 203V202H180ZM183 203V202H182ZM196 203H198V202H196ZM225 203V202H224ZM260 203H262V202H260ZM37 204V203H36ZM36 204H34V205H36ZM43 204V203H42ZM55 204V203H54ZM54 204H53V206H54ZM77 204V203H76ZM139 204V203H138ZM144 204V203H143ZM149 204V203H148ZM148 204H146V205H148ZM151 204V203H150ZM150 204H149V206H150ZM156 204V203H155ZM159 204V203H158ZM157 204V205H158ZM177 204V203H176ZM190 204V203H189ZM195 204V203H194ZM194 204H192V205H194ZM221 204H222V202H221ZM226 204V203H225ZM228 204V203H227ZM27 205V204H26ZM30 204L28 203V207H30L29 206ZM33 205V204H32ZM33 205V206H34ZM41 205V204H40ZM39 205V206H40ZM80 205V204H79ZM79 205L78 206H75V207H79ZM82 205V204H81ZM121 206H123L122 204H120ZM142 204H140V206H141ZM145 205V206H146ZM154 205V204H153ZM165 206H166V204H164ZM168 205H169V203H168ZM170 205V206H171ZM178 205H180L179 204V202H178ZM201 206H203L202 204H200ZM200 205L198 206V207H200ZM209 205H212V202H210V204ZM209 205H207L208 206V209H209ZM218 206H219V204H217ZM216 205V207L213 205V208H214V210H215V208H217L218 206ZM263 205V204H262ZM38 206V205H37ZM38 206V207H39ZM46 206H49V205H47L46 204ZM52 206V205H51ZM50 206V207H51ZM59 206V205H58ZM83 206H84V204H83ZM125 206V205H124ZM28 207H26L27 208V210H28ZM152 207H154V206H152ZM151 207V208H152ZM156 207H158V206H156ZM155 207V208H156ZM159 207H162V205L161 206H159ZM179 207H181V206H179ZM179 207H176V205H174V207L171 209V210H169L168 212H166L167 214L165 215V214H163V215H165V217H164V223H163V221H162V223H161V226L159 225V227H161V228H159V232H160V235H161V237H162V235H164V233H167V234H170L171 233V231L173 230V226L171 225V227L170 228H172V230L171 231H169V232H167V231H165V227L166 226H168V224H170L169 222L171 221L172 222V217L175 215V214H179L180 213V210L182 209H179ZM189 207V206H188ZM198 207H197V209H198ZM220 207H222L221 205H220ZM219 207V208H220ZM260 207V206H259ZM258 207V208H259ZM32 208V207H31ZM40 208H42V206L40 207ZM57 208H59V207H57ZM80 208H82V207H80ZM84 208H85V206H84ZM83 208V209H84ZM119 208V207H118ZM149 208V207H148ZM154 208V209H155ZM193 208H194V206H193ZM193 208H191V209H193ZM195 208H196V206H195ZM195 208H194V210H195ZM256 208H257V206H256ZM257 208V209H258ZM263 208V207H262ZM34 209V208H33ZM47 209V208H46ZM73 209H75V208H73ZM92 209V208H91ZM137 209H139V208H137ZM162 209V208H161ZM202 209H205V208H202ZM211 209V208H210ZM209 209V210H210ZM221 209V208H220ZM229 209V208H228ZM228 209H226L225 208V210L227 211ZM257 209H255L256 211H257ZM35 210V209H34ZM38 210H39V208H38ZM43 210H44V208H43ZM48 210V209H47ZM54 210H56V212H59V210H57V209H54ZM54 210H52V211H54ZM70 210H72V209H70ZM79 211L78 212H80V209H78ZM82 210V209H81ZM86 210V209H85ZM92 210H95L94 212H96V208L95 209H92ZM141 210V209H140ZM143 210V209H142ZM144 210H145V208H144ZM152 210V209H151ZM156 210V209H155ZM184 210V209H183ZM182 210V211H183ZM200 210V209H199ZM259 211H260V209H258ZM41 211V210H40ZM61 211V210H60ZM74 211V210H73ZM72 211V212H73ZM88 211H89V208H88ZM98 211V210H97ZM154 211V210H153ZM202 211V210H201ZM200 211V212H201ZM216 211V210H215ZM220 211V210H219ZM256 211H254V212H256ZM261 211H262V209H261ZM32 212V211H31ZM31 212H30V214H31ZM45 212V211H44ZM71 212V213H72ZM83 212H85V211H83ZM89 212H91V211H89ZM138 213H139V211H137ZM137 212H135L136 214H137ZM145 213H147L146 211H144ZM161 212H163V210L162 211H160V213ZM197 212V213H196ZM203 213H201V214H204V211H202ZM217 212H218V210H217ZM25 213L27 214V211H25ZM33 213V212H32ZM41 213H43V212H41ZM48 213H49V210H48ZM47 213V214H48ZM75 213H76V211H75ZM74 213V214H75ZM81 213V212H80ZM86 213H88V212H86ZM98 213H100V212H98ZM104 213V212H103ZM101 214L100 216H97V215H95V216H97V217H101V219H102V215H104V214ZM158 213V212H157ZM163 213H165V211L163 212ZM184 213H186V212H183V214ZM211 213V212H210ZM226 213V212H225ZM260 213V212H259ZM264 213V212H263ZM36 214H37V212H36ZM39 214V213H38ZM37 214V215H38ZM50 214H51V212H50ZM55 214V213H54ZM74 214H72V217H74L75 215ZM78 214V213H77ZM83 214V213H82ZM82 214H79V215H82ZM90 214H92V212L90 213ZM108 213H106V215H107ZM150 214V213H149ZM155 214V213H154ZM159 214V213H158ZM180 214H182V213H180ZM194 214L196 215V214H198V211H196L195 210V212H194ZM193 214V216H195ZM201 214H200V216H201ZM205 214H206V212H205ZM205 214L204 215H202L201 217H205ZM217 214V213H216ZM218 214H219V212H218ZM217 214V215H218ZM256 214H257V212H256ZM261 214V213H260ZM41 215V214H40ZM40 215H38V216H40ZM55 215H57V214H55ZM55 215H53V218H54V216ZM74 215V216H73ZM93 215V214H92ZM133 215V216H132ZM143 215V214H142ZM151 215V214H150ZM163 215H161V216H163ZM186 215H187V218L189 217V214H187L186 213ZM211 215H213V214H211ZM215 215V214H214ZM228 215V214H227ZM254 215V214H253ZM253 215L250 217L251 219H252V217H253ZM259 215V214H258ZM263 215V214H262ZM27 216V215H26ZM85 217H86V215H84ZM108 216V215H107ZM111 216V215H110ZM110 216H108V217H110ZM137 216H139V215H137ZM147 217V214H145L144 215V217ZM151 216H153V214L151 215ZM151 216H149V217H151ZM159 216V215H158ZM183 216V215H182ZM192 216V217H193ZM256 216V215H255ZM254 216V217H255ZM261 216V215H260ZM31 217H33L34 218V216L32 215ZM30 217V218H31ZM43 217V216H42ZM48 217V216H47ZM59 217V215L56 217L55 216V218L54 219H56V218H58ZM61 217V216H60ZM71 216L70 217H68V220H69V218H72ZM82 218H83V216H81ZM84 217V218H85ZM105 217V216H104ZM130 217V218H131ZM183 217H186V216H183ZM196 217V216H195ZM207 217V216H206ZM205 217V218H206ZM211 217H214V216H211ZM219 217H220V214H219ZM227 217V216H226ZM33 218H32V220H33ZM76 218V217H75ZM75 218H74V220H75ZM88 218V217H87ZM107 218V217H106ZM159 218H160V216H159ZM177 217H175V219H176ZM181 218V217H180ZM205 218H204V220H205ZM216 218H218L217 216H216ZM228 218V219H229ZM257 218H258V216H257ZM260 218V217H259ZM264 218V217H263ZM263 218H261V220L263 219ZM37 219V218H36ZM52 219V218H51ZM78 219H79V217H78ZM90 219H91V217H90ZM94 219V218H93ZM93 219H91L90 221H92L91 223H93ZM118 219V218H117ZM138 219V218H137ZM136 219V220H137ZM140 219V218H139ZM155 219H157V218H155ZM182 219V218H181ZM196 219V221H194V223H196V222H198L197 221V217L195 218ZM213 219V218H212ZM220 219L221 218H219L218 219V222L220 221ZM250 219V220H251ZM47 219H45V221H46ZM58 220V219H57ZM57 220H55V223L57 224ZM59 220H60V218H59ZM58 220V221H59ZM67 219H65L64 221H66ZM74 220H73V224H75L74 223ZM76 220H77V218H76ZM80 220H81V218H80ZM83 220V219H82ZM85 220V219H84ZM84 220L83 221H81V222H84ZM96 219H94V221H95ZM106 220H108V218L106 219ZM105 220V221H106ZM111 221H113L112 219H110ZM129 219H127V221H128ZM131 220V219H130ZM129 220V221H130ZM134 220H135V218H134ZM184 220H187L186 218H184ZM191 220H194V217L193 218H191ZM190 220V221H191ZM199 220V219H198ZM214 220V219H213ZM255 220V219H254ZM264 220V219H263ZM26 221H28V219L26 220ZM38 221V222H37ZM44 221V222H45ZM50 221V220H49ZM49 221L47 220V225H48V223H49ZM61 221V225H64V227H62V229H63V234H62V248H60V251H61V249H64V252H65V254H64V258H63V263L64 264H73V260H74V257L75 256H73V259L70 257V248H71V246L73 247V245H75L76 247H77V245H79V244H74L73 242L76 240H74V238H73V242H72V239H71V236H72V234H71V230L69 231V228H71V226H72V224H71V226H70V223L71 222H69V221H66L64 224H62L63 222H62V219L60 220ZM59 221V222H60ZM71 221V220H70ZM99 221H100V219H99ZM139 221V220H138ZM141 221V220H140ZM139 221V222H140ZM145 221H146V218H145ZM145 221H144V223H145ZM182 221V223H183V220H181ZM188 221V220H187ZM187 221H185L187 224H188V222ZM200 221H201V219H200ZM206 221V220H205ZM204 221V222H205ZM227 221V220H226ZM229 221V220H228ZM228 221H227V223H228ZM253 221V220H252ZM252 221L250 222L251 224H252ZM259 221V220H258ZM30 222V221H29ZM28 222V223H29ZM44 222H42V228H43V223ZM69 222V223H68ZM76 222V221H75ZM77 222H79V221H77ZM85 222H86V220H85ZM89 222V221H88ZM88 222H86L87 223V225H88ZM108 222V221H107ZM107 222H106V224H104V225H108L109 223H112V222H108V224H107ZM114 222V221H113ZM115 222H118V221H116L115 220ZM114 222V223H115ZM139 222H137V224L139 223ZM142 223H143V221H141ZM147 222H149V221H147ZM146 222V223H147ZM154 222V221H153ZM161 222V221H160ZM159 222V223H160ZM173 222H175V220H173ZM173 222H172V224H173ZM208 222V221H207ZM210 222V221H209ZM208 222V223H209ZM212 222V221H211ZM214 222V221H213ZM221 222V221H220ZM219 222V223H220ZM230 222V221H229ZM254 222V221H253ZM256 222V221H255ZM264 222V221H263ZM31 223H32V221H31ZM33 223H34V221H33ZM55 223H53V225L55 224ZM94 223H96V222H94ZM97 223H98V220H97ZM102 223H105V222H102ZM136 223V222H135ZM158 223V224H159ZM191 223H193V222H191ZM200 223H202V222H200ZM215 223V222H214ZM259 223V226H260V222H258ZM257 223V224H258ZM46 224V223H45ZM52 224V223H51ZM50 224V225H51ZM60 224V223H59ZM77 224V223H76ZM79 224V223H78ZM90 224V223H89ZM113 224V223H112ZM151 224H152V222H151ZM155 224V223H154ZM175 224H176V222H175ZM184 224V223H183ZM190 224V223H189ZM230 224V223H229ZM230 224V225H231ZM250 224V225H251ZM264 224V223H263ZM262 224V225H263ZM26 225V224H25ZM82 225V224H81ZM86 225V224H85ZM86 225V226H87ZM90 225V226H91ZM111 225V224H110ZM135 225V224H134ZM133 225V226H134ZM139 225V224H138ZM140 225H141V223H140ZM143 225V224H142ZM145 225V224H144ZM149 226H151L150 225V223L148 224ZM147 225V226H148ZM177 225H179V224H177ZM185 225V224H184ZM201 226H202V224H200ZM200 225H197V223L196 224H194L193 225V227L194 226H199V229L201 230V228H200ZM204 225V224H203ZM207 225V224H206ZM249 225V226H250ZM256 225V224H255ZM28 226V225H27ZM56 225H54V227H55ZM58 226H60V225H58ZM80 226V225H79ZM82 226H84V225H82ZM89 226V225H88ZM87 226V227H88ZM100 226H101V224H100ZM132 226V225H131ZM158 226V225H157ZM176 226V225H175ZM208 226V225H207ZM206 226V227H207ZM211 226H212V224H211ZM216 226V225H215ZM214 225L212 226V230H213V228L215 227ZM218 226V225H217ZM253 226V225H252ZM52 227V226H51ZM61 227V226H60ZM59 227V228H60ZM81 227V226H80ZM99 227V226H98ZM106 227V226H105ZM110 227V226H109ZM139 227H141V226H139ZM178 227V226H177ZM187 227H189L190 228V225H187ZM206 227H205V229H206ZM221 228H222V226H220ZM229 227V226H228ZM243 227H245L246 229H244L243 230ZM255 227V226H254ZM257 227V226H256ZM262 227H264V226H262ZM49 228H50V226H49ZM78 228V227H77ZM86 228V227H85ZM84 228V229H85ZM112 228V227H111ZM142 228V227H141ZM150 228H152V229H150ZM167 228H169V227H167ZM179 228V227H178ZM178 228H176L177 230H178ZM219 230H220V232H221V229L219 228V227H217ZM230 228V227H229ZM53 229V228H52ZM55 229H56V227L54 228V231H55ZM71 229H73V227L71 228ZM106 229V228H105ZM109 228L107 227V230H108ZM132 229V228H131ZM144 229H145V226H144ZM149 229L150 230H153L154 228H153V224H152V226L151 227H149L148 229H146V233H148L147 231H149ZM181 229V228H180ZM191 230H192V228H190ZM197 229L198 228H196V231H197ZM199 229H198V231H197V234H198V232H199ZM252 229V228H251ZM255 229V228H254ZM44 230V229H43ZM46 230V229H45ZM45 230H44V233H45ZM80 230H81V228L78 230L79 231V233H80ZM96 230H97V227H96ZM133 230V229H132ZM194 230V229H193ZM192 230V231H193ZM202 230H204V228L202 229ZM214 230H216V227H215V229ZM219 230H217V231H219ZM225 230V229H224ZM223 229H222V231H224ZM228 230V229H227ZM249 230H250V227H249ZM258 230H259V228H258ZM263 230V229H262ZM72 231H74V230H72ZM86 231H88V229L86 230ZM137 231H139V230H137ZM142 231V230H141ZM156 231V230H155ZM174 231V230H173ZM207 231H208V229H207ZM215 232V233H218V232ZM229 231V230H228ZM246 231V232H245ZM251 231H253V230H251ZM81 232H82V230H81ZM145 232V231H144ZM184 233H186L185 231H183ZM188 232V231H187ZM253 232H256V234H257V231L255 230V231H253ZM50 233V232H49ZM51 233H53V231L51 232ZM59 234V232L57 231L56 233H54V234H56L57 236H58V234ZM83 233H85V232H83ZM111 233V234H112ZM134 233H135V231H134ZM138 233V232H137ZM136 233V234H137ZM139 233H142V232H139ZM146 233H144V234H146ZM154 233V232H153ZM181 233H182V231H181ZM193 233V232H192ZM207 233V232H206ZM222 233V232H221ZM227 233V232H226ZM43 234V233H42ZM53 234V235H54ZM73 234H75V233H73ZM143 234V233H142ZM148 234H151V231H150V233H148ZM148 234L146 235V236H148ZM156 234H158V233H156ZM155 234V235H156ZM178 234V233H177ZM179 234H180V232H179ZM200 234V233H199ZM208 234V233H207ZM220 233H218V235H219ZM223 234H224V232H223ZM223 234H220V235H222V236H224ZM253 234V233H252ZM251 234V235H252ZM255 234V235H256ZM259 234H260V231H259ZM49 235V234H48ZM47 235V236H48ZM52 235V236H53ZM83 235V234H82ZM109 235H110V233H109ZM139 235V234H138ZM174 235H175V231H174ZM185 235V234H184ZM183 234H182V236L181 235H179L178 237H183L184 236ZM187 235V234H186ZM196 235V234H195ZM216 235V234H215ZM226 235V234H225ZM227 235V236H228ZM250 235V234H249ZM254 235V234H253ZM258 235V234H257ZM51 236V237H52ZM56 236V237H57ZM76 236H78V235H76ZM79 236H80V234H79ZM111 236V235H110ZM145 236V237H146ZM188 236V235H187ZM258 236H261V235H258ZM42 237V236H41ZM82 237L83 236H80L79 238H81L82 239ZM134 237H137V236H134ZM160 237V240H162V238ZM221 237V236H220ZM220 237H217V238H220ZM251 237V236H250ZM55 238V237H54ZM52 239V240H55L56 241V239ZM58 238V237H57ZM77 239H78V237H76ZM84 238V237H83ZM147 238H149V239H151V237H146L145 239H147ZM157 237H155L154 236V240L156 239ZM159 238V237H158ZM157 238V240H159ZM201 238V237H200ZM204 238V237H203ZM206 238V237H205ZM222 238V237H221ZM226 238V237H225ZM228 238V237H227ZM242 238V239H241ZM246 238V237H245ZM252 238H255V236H253ZM263 237H261V239H262ZM11 239H14V240H18V242H17V248L15 249V251L14 252H11L12 250H11V246L14 244H11L12 242L10 241ZM59 239V238H58ZM79 240V242L81 241V243L82 242H84L83 240ZM91 239H92V237H91ZM132 239V238H131ZM130 239V240H131ZM137 239V238H136ZM136 239H134V240H136ZM141 239V238H140ZM139 239V240H140ZM145 239H143L144 241H145ZM182 239V238H181ZM185 239V238H184ZM191 239H192V237H191ZM207 239L208 238H206V243L205 244H207L208 242H207ZM209 239H210V236H209ZM208 239V240H209ZM242 240V242H240V243H238L239 242V240ZM45 240V239H44ZM51 240V241H52ZM61 240V239H60ZM112 240V239H111ZM138 240V241H139ZM167 240H169V239H167ZM166 240V241H167ZM221 240H223V238L221 239ZM227 240V239H226ZM257 240V239H256ZM49 241V240H48ZM88 241V240H87ZM175 241V240H174ZM178 241V240H177ZM183 241V240H182ZM199 241V240H198ZM201 241H202V239H201ZM210 241H211V239H210ZM209 241V242H210ZM214 241V240H213ZM228 241V240H227ZM227 241H224L223 243H222V245L223 244H225ZM244 241V242H245ZM258 241H259V239H258ZM261 242H262V240H260ZM8 242H11L10 244V246H8L7 248L9 249V254H5L3 251L4 250H6L7 248H6V244L8 243ZM14 242V241H13ZM57 243H58V240L56 241ZM75 242H77V241H75ZM92 242V241H91ZM90 242V244H92L93 245V243H91ZM131 242H133V240L132 241H130V243ZM134 242H136V241H134ZM134 242H133V248L135 247L134 246ZM158 242V241H157ZM204 242V241H203ZM221 242V241H220ZM247 242V241H246ZM251 242V241H250ZM16 243V242H15ZM43 245H47L48 244V242H47V244H45V241H43ZM54 243L55 242H53L52 241V244L54 245ZM56 243V244H57ZM73 243V244H72ZM80 243V246L82 245ZM137 243V242H136ZM135 243V244H136ZM147 243V242H146ZM145 243V244H146ZM150 243V240H148V244ZM152 243H153V241L151 242V244L150 245H152ZM155 243V242H154ZM161 242H159V244H160ZM182 243V242H181ZM186 243H187V241H186ZM185 242H184V244H186ZM190 243V242H189ZM217 243V242H216ZM248 243H249V241H248ZM255 243V242H254ZM256 243H257V241H256ZM264 243V242H263ZM38 244V243H37ZM85 244H88V243H86L85 242ZM85 244H83V245H85ZM115 246H114V245ZM128 244H129V242H128ZM140 244H141V241H140ZM139 244V245H140ZM165 244V243H164ZM170 244V243H169ZM191 244H192V242H191ZM194 244V243H193ZM210 244V243H209ZM213 244V243H212ZM251 244V243H250ZM8 245V244H7ZM14 245H16V244H14ZM32 245V246H31ZM39 245V244H38ZM49 245V244H48ZM58 245H59V243H58ZM89 245V244H88ZM92 245H89L91 248H92ZM130 245V244H129ZM142 245H144V243L142 244ZM142 245H140V246H142ZM161 245H163V244H160V246ZM166 245V244H165ZM171 245H172V243H171ZM187 246H188V248L190 249V247H189V244H186ZM208 245V244H207ZM213 245H215V241H214V244ZM218 244H216V246H217ZM221 245V246H222ZM244 245H247V243L246 244H244ZM252 245H253V242H252ZM255 246H257V244H254ZM253 245V246H254ZM263 245V244H262ZM56 246V245H55ZM146 248H147V246L146 245H144ZM149 246V245H148ZM157 246H158V244H157ZM156 246V247H157ZM180 246H181V244H180ZM196 246V245H195ZM241 246H239V247H241ZM248 246H249V244H248ZM251 246V245H250ZM249 246V247H250ZM253 246H251V247H253ZM13 247V246H12ZM13 247V248H14ZM79 247V246H78ZM89 247V248H90ZM131 247H132V245H131ZM139 247V246H138ZM162 247V246H161ZM182 247H184V246H182ZM198 247V246H197ZM203 247H205V246H203ZM209 247H212V245L211 246H209ZM228 247V246H227ZM227 247H225V248H227ZM243 247V246H242ZM250 247V248H251ZM261 247H263V246H261ZM261 247L260 248H258V246H257V248L260 250L261 249ZM6 248V249H5ZM45 248V247H44ZM49 247H47V249H48ZM54 248H58L57 246L56 247H53V249H52V251H50V249H49V252L48 253H50L51 252V254H53V250H55L56 251V249H54ZM80 249H82L83 247H79ZM85 248V247H84ZM87 248V247H86ZM136 248V247H135ZM134 248V249H135ZM141 248V247H140ZM142 248H144L143 246H142ZM154 248H155V246H154ZM154 248H153V246H152V249H151V247H150V249L152 250H149V251H151V253H153L155 250H154ZM185 248H186V246H185ZM187 248V249H188ZM207 248H208V246H207ZM213 248H215V246H213ZM220 248V247H219ZM222 248V247H221ZM223 248H224V245H223ZM250 248H249V250H250ZM257 248H255V249H257ZM264 248V247H263ZM262 248V249H263ZM7 249V250H8ZM46 249V248H45ZM45 249H44V251H45ZM74 249V248H73ZM137 249V248H136ZM149 249V248H148ZM156 250H157V248H155ZM159 249V248H158ZM163 251H164V249L163 248H161ZM172 249V248H171ZM206 249V248H205ZM205 249H202V251L203 250H205ZM218 249V248H217ZM252 249V248H251ZM253 249H254V247H253ZM6 250V251H7ZM11 250V251H10ZM29 250V249H28ZM32 252H33V247H32ZM79 250V249H78ZM144 250V249H143ZM168 250V249H167ZM221 250H224V249H221ZM226 250V249H225ZM247 251H248V249H246ZM258 250V251H259ZM264 250V249H263ZM36 251V248H35V250H34V252ZM58 251V250H57ZM72 251V250H71ZM117 251V250H116ZM115 251V253H118V252H116ZM119 251V254H122L121 252ZM124 251V250H123ZM128 251V250H127ZM131 252H132V249L130 250ZM159 251H161V250H159ZM158 251V252H159ZM165 251H166V249H165ZM170 251V250H169ZM194 251V250H193ZM198 251V250H197ZM196 251V252H197ZM207 251V250H206ZM211 251V250H210ZM219 251H220V249H219ZM245 251V250H244ZM258 251H254V252H257L258 253ZM31 252V251H30ZM29 252V253H30ZM75 252H76V250H75ZM75 252H73L72 254H74ZM81 252H84V251H81ZM80 252V253H81ZM89 252V251H88ZM129 252V251H128ZM134 252H135V250H134ZM148 252V251H147ZM146 252V250H145V252L144 253H147ZM157 252V253H158ZM205 252V251H204ZM209 252V251H208ZM207 252V253H208ZM216 252H217V250H216ZM221 252V251H220ZM219 252V253H220ZM260 252H262L261 250H260ZM4 253V258H2L3 257V254ZM36 253V252H35ZM35 253H34V255H35ZM45 253H46V251H45ZM55 253H57V252H55ZM61 253V252H60ZM59 253V254H60ZM62 253H63V251H62ZM85 253V252H84ZM84 253H83V256L85 257V255H84ZM130 253V252H129ZM136 253V252H135ZM139 253H141V250H140V252ZM150 253V252H149ZM150 253V254H151ZM170 253V252H169ZM190 253V252H189ZM192 253V252H191ZM200 253V252H199ZM199 253H196V255L197 254H199ZM203 253V252H202ZM213 253V252H212ZM249 253V252H248ZM37 254H38V252H37ZM77 254H79L78 252L76 253V256H77ZM86 254V253H85ZM89 254H90V256H91V253L89 252ZM113 254V253H112ZM133 254V253H132ZM131 254V255H132ZM138 254V253H137ZM143 254V253H142ZM155 255H156V252L154 253ZM159 254V257H160V254L161 253H158ZM157 254V255H158ZM163 254H165L164 252H163ZM168 254V253H167ZM166 254V255H167ZM205 254V253H204ZM211 254V253H210ZM217 254H218V252H217ZM241 254H242V252H241ZM262 254V253H261ZM27 255H30L31 256V254H28V252H27ZM32 255H33V253H32ZM46 255V254H45ZM115 255V254H114ZM125 256L127 255V253H125L124 254ZM130 255V254H129ZM146 255V254H145ZM151 255H153V254H151ZM156 255V256H157ZM202 255V254H201ZM200 255V256H201ZM212 255V254H211ZM216 255V254H215ZM221 255V256H222ZM243 255V254H242ZM250 255H251V252H250ZM255 255H256V253H255ZM255 255H253L252 254V256H255ZM263 255V254H262ZM22 256H24L25 258L24 259H21L22 258ZM38 256V255H37ZM54 256V255H53ZM72 256V255H71ZM80 256V257H79ZM88 256V255H87ZM113 256V255H112ZM115 256H118L117 254L115 255ZM119 256H122V255H119ZM128 256V255H127ZM133 256V255H132ZM135 256H136V254H135ZM138 256V255H137ZM136 256V258L138 259V257ZM140 256H141V254H140ZM164 256V255H163ZM163 256H162V254H161V259L160 260H162V258H163ZM175 256H177V255H175ZM193 256V255H192ZM195 256V255H194ZM193 256V257H194ZM203 257H205L204 255H202ZM209 256V255H208ZM208 256H206V257H208ZM213 256H214V254H213ZM219 256V255H218ZM239 256V255H238ZM237 256V257H238ZM251 256V258H255V257H252ZM28 257V256H27ZM34 257V256H33ZM48 257H50V256H48ZM58 257V256H57ZM62 257V256H61ZM82 256H81V254H79L78 255V257H75V258H79V260L77 259V261H82V259H84V257L82 258V259H80ZM131 257V256H130ZM152 257V256H151ZM154 257V256H153ZM158 257V258H159ZM165 257V259H166V256H164ZM170 256H167V260H168V258H169ZM178 257V256H177ZM177 257H173L174 258V260H175V262H176V259H177ZM192 257V258H193ZM216 256H214V258H215ZM243 256H241L240 258H242ZM250 257V256H249ZM262 257V256H261ZM29 259H30V257H28ZM39 258H41V256L39 257ZM51 258H53L52 256H51ZM86 258V257H85ZM92 258V257H91ZM133 259L132 260H134V257H132ZM142 258H143V256H142ZM142 258H140V260H143ZM181 258H182V256H181ZM195 259L197 258V257H194ZM193 258V259H194ZM202 258V257H201ZM201 258H199V259H201ZM209 258V257H208ZM207 258V259H208ZM236 258V259H235ZM239 258V259H240ZM250 258V259H251ZM260 258V257H259ZM45 259V258H44ZM56 259H58V261H59V259H60V257H58V258H56ZM56 259H54V260H56ZM95 260H96V258H94ZM93 259V260H94ZM115 259V258H114ZM114 259H111V260H113L114 261ZM117 260H119L118 259V257L116 258ZM127 259V258H126ZM146 259L148 260V258H144V260L146 261ZM164 259V260H165ZM171 259V258H170ZM179 259H180V256H179ZM179 259H178V261H179ZM192 259V260H193ZM206 259V258H205ZM206 259V260H207ZM244 259H245V257H244ZM243 259V260H244ZM247 259V258H246ZM256 259V258H255ZM263 259V258H262ZM26 260H28V259H26ZM31 260L33 261H31L32 263H34V262H36V261H34L32 258H31ZM47 260H49V259H47ZM76 260V259H75ZM92 260V261H93ZM94 260V261H95ZM103 260V259H102ZM102 260H96V262L97 261H102ZM110 260V259H109ZM116 260V261H117ZM139 260V259H138ZM149 260H150V256H149ZM153 260H154V258H153ZM155 260H157L156 258H155ZM155 260H154V264H156L155 263ZM163 260V261H164ZM167 260H165V261H167ZM183 260H186V258H184ZM203 260H204V258H203ZM206 260H204V261H206ZM241 260V259H240ZM249 260V259H248ZM252 260V259H251ZM250 260V261H251ZM256 260H258V259H256ZM1 261V262H2ZM52 261H53V259H52ZM77 261H76V264H77ZM86 261V260H85ZM84 261V262H85ZM120 261V260H119ZM118 261V262H119ZM135 261V260H134ZM137 261V260H136ZM151 263H152V258H151ZM170 261V260H169ZM168 261V262H169ZM171 261H173L172 259H171ZM189 261V260H188ZM195 261V260H194ZM197 261V260H196ZM195 261V262H196ZM213 261V260H212ZM242 261V260H241ZM259 262H257L258 264H260V262H262V261H260V259L258 260ZM1 262H0V264H1ZM29 262H30V260H29ZM45 262H46V260H45ZM49 262V261H48ZM98 262V263H99ZM124 262V261H123ZM123 262H121V264L123 263ZM138 262V261H137ZM139 262H141L142 263V261H139ZM144 262V261H143ZM148 262V261H147ZM159 262H161V261H159ZM159 262H157V264L159 263ZM195 262H193L194 264H195ZM207 262H209V261H207ZM236 262V261H235ZM238 262V261H237ZM245 262V261H244ZM246 262H247V260H246ZM249 262V261H248ZM252 262V261H251ZM51 263V262H50ZM58 263H60V264H62L61 263V261L60 262H58ZM91 263H93V262H91ZM100 263H103V262H100ZM103 263V264H104ZM110 263V262H109ZM111 263H112V261H111ZM110 263V264H111ZM125 263V262H124ZM132 263H134V262H132ZM149 263V262H148ZM172 263V262H171ZM178 262H176V264H177ZM181 263V262H180ZM192 263V264H193ZM204 262H201V264H203ZM256 263V264H257ZM262 263H264V262H262ZM31 264V263H30ZM35 264H37V263H35ZM51 264H53V262L51 263ZM75 264V263H74ZM83 264H85V263H83ZM94 264V263H93ZM96 264V263H95ZM106 264V263H105ZM108 264V263H107ZM117 264V263H116ZM119 264H120V262H119ZM127 264V263H126ZM128 264H130V263H128ZM138 264V263H137ZM150 264V263H149ZM153 264V263H152ZM159 264H161V263H159ZM167 264V263H166ZM169 264H170V262H169ZM199 264V263H198ZM206 264V263H205ZM208 264V263H207ZM211 264H212V262H211ZM213 264H214V262H213ZM242 264V263H241ZM245 264V263H244ZM254 264V263H253Z\"/></svg>", "mask_w": 264, "mask_h": 264}]
</instances>
